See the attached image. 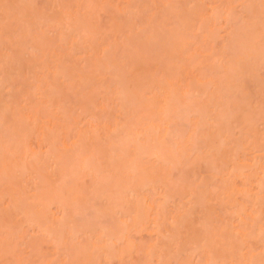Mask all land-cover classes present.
Segmentation results:
<instances>
[{"label":"rangeland","instance_id":"obj_1","mask_svg":"<svg viewBox=\"0 0 264 264\" xmlns=\"http://www.w3.org/2000/svg\"><path fill=\"white\" fill-rule=\"evenodd\" d=\"M0 1H1V0H0ZM10 1H11V6H12V7L10 6V7H11L10 9H12V11H11V10H8V11L11 12V13L9 12L10 15L7 14L8 12L6 11L8 8L4 9V11H5V13H4V12H2V11H3V9H2L3 6L1 7V5H0V7H1V9H2V11L0 12V19H1V20H0V27H2V26H5V27H6V26H7V28H5V31H4V29H3L4 27L2 28V30H1V28H0V30L2 31V32H0V36L2 35V33H4L3 36H4L6 33H8V34H6L7 37H8V39L13 40V38H14V36H15V33H18V32L21 33V31H22L23 28H24L23 25H25L24 30H27L26 25H28V24H26L27 21H26V16H25L24 14L26 13V14L28 15V13H27L28 11L25 12V11H26L25 6H26V7H30V6H29L30 4L27 3L26 0H24V6H23L24 8L21 7L22 11H23V9H24V11H23L24 14H23L22 11H20V19H21V18H22V19L25 18L24 20H25L26 22H25V24H24V22H23V23H22V26H20V30L17 29L16 32H15V28H16V26H18V28H19V25L16 24V22H17L18 20H16V21H14L13 19L9 20L8 18H10V17H8L7 19L10 21V22H8L9 24H8L7 22L4 21V19L6 18L7 15L11 16L12 13H14V12L16 13V11H13V9H15V5H14V4H16V7H17V6H18L17 4H18L19 0H18V2H15V3H14L15 0H13V1L10 0ZM10 1H7V2H6L7 4L9 3L8 5L6 4L7 7H9V5H10ZM16 1H17V0H16ZM28 1H31V4H33V5L31 6L32 9L34 8V5H35V7H36L35 9L38 10V11H35V9H33V10L36 12V15H35V12H32L33 10L30 11L31 8L29 9V11L31 12V14L34 13V15H31V14L29 13L30 16H29V21H28V22H29V24H30V27H32L31 29H36V28L38 29V26H40L41 21L44 19V17H46V20H47V19L49 20V17H51V19L54 21V18L56 17V15L54 16V18H53L52 16H49V14H50V9H51V10L53 9V10L55 11V14H56V10H57V7H58V9L60 10V11H59L60 14H61V10L63 9L64 11H62V15H63V12L65 13L66 10H68L69 12L66 11L65 14L67 15V13H68V14L70 15V13H71V14H72V13H75V12H74L75 10H76V11H79L78 8H79V6L81 7V5H82V4H80V2H81V3L83 2L84 7H83V6L81 7L82 9H80V12H79V13H81L82 15H84V17H83L82 15H81L82 17H80V16H79L80 14H79L78 12H76L75 14H73V15H75V16H76V14H78V16L80 17L79 20L82 19V20H81L82 28L79 27V26L81 25V23H78V22H79V21H77V20H78V17H75V16H74V17H75L74 20H76L77 24H75L76 22L73 20V18H72V20H71V21H72L71 23H70L69 21H66V20L64 21V20H63V21L65 22V24H64L63 21H60V20L62 19V17L60 16L61 19L59 18V19H60L59 22H61V23L63 22L62 25H64L65 28H67V27L65 26L66 23L69 22V26H68L69 31H68V28H67V31H68V32L66 31V33L64 32V34H63V35H66V37H67V33H68V35H69V34L71 33V31H72V32L74 31L73 29H74L75 26H78V27L80 28V33H79V30L77 31V29H79V28H77V27L75 28V30H76V31H75V34H77V32L79 33L78 35L81 34V35H80V36H81L80 39H78V40H77V39H74L75 36L72 38V36H73V35L71 36L72 33L69 35V36H71V38H72L73 40H77V41L75 42L76 44H77L78 41L80 40V41H79V45H80V46H79L78 44L75 45V46H76V52H75V53L72 52V56H73V55H74V56H73V57H72V56H68V54H66L67 52L65 53V50H66V48H67V49H68L67 51H68V52H71V51L69 50L70 45H69V48H68V47H63V46H65V45L67 44V42H68V44L71 43L72 40H71V42H69V39H66L65 42L62 41V40H58L57 37L60 36V33H59V32L62 31V30H61V31L57 32V29H58L60 26L58 25L57 29H55V27H54V29L56 30V31H54V29L52 28V26H54V24H53L52 26L49 25V26H47L48 28H46L45 25H46L47 23L45 22V25H44V23H43L44 21H42V23H43L44 26H43V27L40 26V31H41V29H44V27H45V30H42V31H43V32L46 31V32L43 33V34L40 32V33H41V36H39V37H36V35H35V34H37V35L39 34V30L36 29V30H35L36 33H34V30L31 31V33H30L29 30H31V29H30V27L28 28V32H29L30 34L27 35V36H29V37L31 36V37L33 38V40L36 39L35 41H32V42L35 43V44L32 43L34 46H32V44H31V40H29V37L26 36V33H25L26 31L24 32V30H23L24 33H21V35H22V34H23V35L25 34L23 40L25 39V37L28 38V39H27V40H29V41H28V44H26V43H27V40H26V41H23V40H22L23 43L25 42V43H24V44H25L24 46L22 45L23 43H22L21 41H19L18 43L16 42V38H18V37L20 38V36H21L20 34H19L20 36H19L18 34H16V36H15V38H14V39H15V40H14L15 43H13V44L11 43V44L9 45V43L12 42V41L10 40V42H8V43L5 41L2 45L0 44V45H1V46H0V52H1V53H4V54L7 55V56H8V55L10 56V55L14 54V56L12 55V57H11V56H10V57L13 58V59H12L13 61H15V59H16V60H17L16 62H17V63H18V62L20 63V65L18 64V65L20 66V67H19L18 65L15 64L16 62H14L13 65H16V66H15V70H16V69L18 70V68H19V70H20V68H21V71L18 72V73H20V74H17V72H16V74H14V73H15V71L13 70L14 68L11 67V66H13V65H11V66L9 65V69L6 68L5 65H4V67H5L6 69H8V71H9V70H13L12 72L10 71L11 74H8V75H10V76L12 75L13 78H11V79H13V82H12V81H9L10 83H6L3 79L1 80L2 77H0V80H1L0 82L4 81L5 84H7V86H9L8 84H10V87H11V82H12L13 85H12V88L6 86L7 88L4 89V88L1 86V85H3V83L0 84V95H1V99L4 100V101L6 100V104L8 103V99H9V101H12V100H13L12 103H11V105L14 106V103H16V106H14V107L17 108L20 102H21V103L24 102V104H26L25 100L28 98V99H27V100H28V102H27L28 105L30 106V105L32 104V107L34 106L35 109H36L37 111L40 110V111H41V114L43 113V111L46 110V112H44L42 115L45 114L46 116H48L47 118H49L50 120L53 119V118H55V116H54V117L52 116L53 118L49 117V116H51V114L53 113V110H54V113H55V110H57V109H55V108H57V107H59V106L62 107V105H57V103H59V104H60V102H61V104L65 103L66 106L63 104L62 109H63V111H65L66 113L63 112V113H64V114H63L62 111H61V112L58 111V112H59L58 114H60V116H61L64 120H66V119H69V120H66V121L63 120L65 123H64L63 121L61 122V126H63V125L65 124L63 127L60 128V125H59V124H58V126H59L60 129H62V130L64 131V135H65V132H67L66 136H68V138H70V136L68 135V132H69V131H72V133H71L70 135H71V138H73V137L75 136V135H73V137H72V134H73L74 130H75V132H77L76 130H77V128L79 127V123H78V124H71V123L73 122L72 120H73L74 118L76 119V122H78L77 120L80 119L79 121L82 122V125H81V126H83V127H84L83 124L85 123L86 120H87V121H88V120L91 121V123H89V127H90L91 125H93V124H94V126H96L97 124L100 125V123H103V122H104V123L107 122L109 125L107 126V125H106L107 123H106L105 126H106V127H109V126L112 124V121H114L115 119H116L115 122L117 123V120H119V119H117L118 116H119V115H117V114H120V113H121V112L119 113V111L121 110V108H119V107H120L119 105H120V103H121V106H122V101L120 100V103L117 102V103H119V104H113L114 102L116 103V101H118V99H117V100L114 99L115 101L113 102V98H114V97L112 98V95H111V98H112V99H109V98H108V97L110 96V94H109V96L107 97V94H108L110 91H111V93H112V92L114 91V89L116 90V85L113 86L112 83H113L114 79L117 78V76H119V77L117 78V81H116V79H115V82H118V83H119V80H120V82L122 81V83H123L124 80H121V79H123V77L125 78V76H126L127 80L129 79V81H131V79H132L133 77H135L137 80H135L134 83H135V82L140 83V82H138V80L141 79V78H143V80H142L141 82L146 83V82L144 81V80H145L144 78H146V76H148V77H150V78L152 79L151 82H153V83L156 82V83H154L153 85H156V87H158V86H159L158 83H159L160 81H161V83L164 81V80L162 81V79H167V78H168L167 80H170L171 77H169L168 72H169V73L171 72L170 75H171V76L173 75L174 78H175V81H174V78H173V77L171 78V79L174 81V82H172V84L175 86V83H176V80H177L178 82L180 81V82H179L180 85H182L183 88H184L185 85H183V81H186L187 79H190V78H191V76H189L190 74H189V73H188V74L186 73V72H187V67H188L189 65H191V66H189L190 68L188 69L189 72L193 73V72L195 71L194 75H196V72H197V75L195 76V79H197V77L200 76V75H201L200 78H203V77L205 76V77H204V81L201 80V79H199V77H198V79L203 83V84L201 83L203 86H202V85H201V86H196V84H193V85H195V87L197 88V92H198V88H199V89H200V88H203V89H202L203 91H201V89L199 90V91H201V92H200L201 94H203V92L206 91V92H205V93H206V96L203 94V95H204V98L201 99V100H202V106H201V107H200V105L198 106L199 108H202L203 105H204V106H205L204 109L202 108L204 112H201V109H199V110H200L199 113H203V115H204L205 113L208 112V114H205V115H209V111L211 110V108H214V107L211 106V105H212V103H211V102H212L211 99H212V98H213V99L216 98V100H217V97H219V95H221V93H223V94H225V95L223 96V94H222V95L219 97L218 100H219V101H223V102L220 103L218 100L215 102V99H214V103H213L214 105H216L215 103L219 102V106H221V107H222V104H223V103H225V105H228V107L225 106V105H223V108H225V109H222L221 112L224 110V111H226V112H229V113L233 116V115H234L233 112L237 110V105H240V106L242 107V108H241L240 106H238V109H239L238 116L240 117V118H239V117H238V118H239L240 122H241V119H242V120H243L242 122H245V123H242V125H241L240 122H239L240 126H238V127H237V126L235 127L236 123L234 122L235 120L237 121L238 118L235 119V116H234V119H235V120H232L233 117L231 116V117H232V119H231L232 121H229V120H230V118H229L230 116L228 117L229 120H227L228 118H227V116L225 115V114H227V113H225V112L223 111V112H224L223 115L226 116V117H224L223 115H222V116H223L224 118H226L227 121H229L228 124H229V123L232 124V126H233V127H232L230 124L228 125V124L226 123L227 121L225 122V121L222 120V117L219 116V115H221L220 112H219V114L217 113V109H218V108H215L217 114L215 113L216 115H214V118H219V117H220L221 120L223 121L222 124H224V125H228V126H229V128H228L227 126H226V128H227V130L229 129V131H230L231 133H230L229 131H227V134H230V135H228V137H229V138L231 137L230 139H233V141H234L233 145H234L235 143H237V144H235L236 147H238V146L240 145V142H241V141L238 142L237 139L241 140V139H240V136H241L242 133L244 134V132H242V129L240 130V128H243V127L245 126V124H246V126H245L244 128H247V129H244V130H245V133H246V130H248V131L250 130V129H248L249 124H251V125H250L251 127H250V126H249V127H250V128H253V130H252L253 132H254V126H255V129H258V127H260V125L264 126V125H263L264 121H262V119H264V115H263V111H264V94H263V93H264V91H263V90H264V89H263V88H264V85H263V84H264V57L261 56L263 61L261 60V57H260L261 52H262L261 50L264 49V42H263V40H262V39H264V33H262V32H264V31H263V29L261 28V27L263 26L264 23L262 22V23H263V24H262V23L260 22V23H261V26H260L259 28L262 29V32L258 33V35L256 34V33H257L256 30H258L259 28L255 30L256 33L254 32V30H253V28H252V25H253L255 22H256V23H255L256 25H260V24L258 23V22H259L258 19H256V18H257L256 16L259 15L260 11L262 10L261 8H263V7H260V11H259V8H258L259 6L257 7V8H258V12H259V13H257L258 15L255 14L256 11H255V13L253 12V10L251 11V13L249 12V10H251V9H249V8H250L249 5L251 4V6H252V4H253V5L256 4V3H254V2H257V0H256V1L254 0V2H252V3L249 2V0H247V1L245 0L246 2H245L244 0H241V2L243 1V2L241 3L242 5L244 4V2H245V4H247V2H249L250 4H247L249 8H244V7H243V8H240L241 5H239V6L237 5L236 8L234 7L235 9L233 8L232 11H233V13H234V10H235V13H236V14L234 13V15H233V13H231L232 18L229 17V21L227 22L226 26H224V25H219V26L222 27V29L220 28L221 31H220V29H219V30L216 29V28H217V24H218L219 19H218V21H216V19H215V20L213 21V23H212L213 27H214V26L216 27V28L214 27L216 31H215V30H212L213 27L211 28V24L207 25L206 28L208 27V29H206V28H205V24H206V22H209V21H210V20H209V18H210L209 16H212V14L209 15V14L211 13V11H210V7H209V6L213 7V6L215 5L214 7H217L218 9L222 8V9L224 10L225 6H224V8H223V3H224V1L222 2V0H219V1H221L222 4L219 3L218 0H216V2L218 1L217 3H215V0H211V1H209V2H208V0H173V1H172V0H168V1H167V0H161V1H159V0H154V1H153V0H146L147 7H148V8L146 7V4H145V6L143 5L144 2L142 1V5H143L145 8H139V9L142 10L143 12H142V11L140 12V10H138V12L143 13V14H140V13L138 14V12L135 11V10H137V9H134L133 11L136 12V16H135L136 18L134 17V18H135V19H134V18L131 16L132 18H131V20H130V18H129V17H130V16H129L130 14L128 15V14L125 13L126 15H128V16H127L128 19H125L126 15L123 16L125 20L122 21V23H121V25H120L121 28L117 27V24H118L119 22L116 21L117 18H114V16H115L116 13H118V12H116L115 15H114V13H113V14L109 13L110 10H108V8H107V10H106V8H105V6L107 5V0L105 1V4H106V5L103 4L104 2L101 3L102 0H101V1L99 0L100 2H99L98 0H96V3H97L98 5L101 3L100 5H101V6L103 5L104 9H103L102 7H100V9L97 8L98 6L96 7V4H95V6H94V4H92L90 0H80V1L78 0V1H79V3H78V8L75 7V6H76V3H77L76 0H75V4H74V2H73L74 0H73V1H72V0L70 1V2H73V4L70 3L69 0H37V1H36V0H35V1H34V0H28ZM33 1H34L35 3H34ZM46 1H47V2H46ZM64 1H65V2H64ZM87 1H88V2L90 1V2L88 3ZM109 1H110L109 9H111V10H112L113 8L116 7V4H115L116 1H117V4L119 3L118 0H114V2H112V0H108V3H109ZM120 1H121V0H120ZM130 1H132V0H130ZM130 1H127V0H126L127 3H130ZM134 1H137V0H133V3H134ZM204 1H205V4H204ZM229 1H231V0H229ZM233 1H234V0H232L231 2H233ZM252 1H253V0H252ZM20 2H21V1H20ZM36 2H37V3H36ZM38 2H39V3H38ZM66 2H67V3H66ZM111 2L114 3L115 7H114V6H113V7L111 6V4H112ZM122 2L124 3L125 0L122 1ZM152 2H153V3H152ZM154 2H155V3H154ZM212 2L214 3V4H212L213 6L211 5ZM237 2H240V0L234 1L233 3H230V4H232V5H230V4H229V5H230L231 7H232L233 5L235 6V4H236ZM0 3H1V2H0ZM2 3H3V2H2ZM2 3H1V4H2ZM12 3H14V4H12ZM60 3H61V4H60ZM127 3H125V5H127ZM133 3H132V2L130 3L132 7L134 6ZM137 3H138V4H137V7H138V5H140V3H141V0H140V3H139L138 1H137ZM150 3L152 4L151 6H150ZM169 3H170L171 5H170ZM172 3H175V4L173 5ZM191 3H192V4H191ZM218 3L222 5V6H220V8H219V6H218ZM225 3H226V0H225ZM225 3H224V4H225ZM227 3H228V2H227ZM227 3H226V4H227ZM258 3H259V2H258ZM38 4H40V5H38ZM43 4H44V5H43ZM69 4H70V5H69ZM153 4H154V5H153ZM156 4H157V5H156ZM164 4H165V5H164ZM202 4H203V5H202ZM237 4H239V3H237ZM261 4H262V3H261ZM3 5H4V3H3ZM68 5H69V7H70V10H71V7H72V9H73L74 11H73V10L70 11ZM72 5H73V6H72ZM89 5H90V7H89ZM100 5H99V6H100ZM123 5H124V4H123ZM123 5L121 4V6H123ZM125 5H124V7L121 8V7H120V3H119V6H117L116 8H118V9L121 10V11H123V8H125ZM142 5H141L140 7H142ZM168 5H170L172 8H171L170 6H168ZM216 5H217V6H216ZM227 5H228V4H227ZM227 5H226V8H225V11H226V9L229 8V6L227 7ZM259 5H260V4H259ZM263 5H264V3H263ZM39 6H41L42 8H41V7L39 8ZM51 6H52V7H51ZM91 6H92V7H91ZM110 6H111V7H110ZM127 6L129 7V4H128ZM156 6H157V7H156ZM180 6H181V8H182L183 11L181 10ZM185 6H186V7H185ZM207 6H208V8H207ZM243 6L246 7V5H243ZM61 7H62V8H61ZM67 7H68V8H67ZM93 7H96V10H95V8H93ZM119 7H120V8H119ZM134 7H135V6H134ZM150 7H151V8H150ZM158 7H159V8H158ZM167 7L169 8V10H168ZM197 7H198V8H197ZM214 7H213V8H214ZM44 8H45V9H44ZM86 8H88V9H86ZM92 8H93V9H92ZM175 8H177L178 10L175 9ZM188 8H189V9H188ZM238 8H239V9H238ZM251 8H253V7H251ZM18 9H20L19 6H18ZM40 9H41V10H40ZM83 9H84L85 11H84ZM118 9H117V10H118ZM126 9H127V7H126ZM126 9L124 10V12L126 11ZM143 9H145V10H143ZM149 9L151 10L152 13L150 12ZM154 9H155V10H154ZM162 9H163L164 11H163ZM190 9H191V10H190ZM200 9L203 10V14L206 13V12H207L206 10L209 9V10H208L209 13L207 12L208 15L206 14L207 17H208V18H207V21H203V20H205L204 17L206 18V16L204 15V17H201L203 14L201 15L202 10H200ZM222 9L219 11V12H220V15H221V11H223ZM242 9H243V10H242ZM254 9H255V6H254ZM263 9H264V8H263ZM16 10H17V8H16ZM27 10H28V8H27ZM53 10H52V11H53ZM81 10H82V12H81ZM91 10H92V11H91ZM117 10L114 9V12L117 11ZM131 10H132V9H131ZM148 10H149V11H148ZM159 10H160V11H159ZM167 10H168V13L166 12ZM176 10H177V11H176ZM195 10H196V11H195ZM44 11H45V12H44ZM83 11H84V12H83ZM104 11H105V12H104ZM106 11H107V13H106ZM154 11H155V12H154ZM205 11H206V12H205ZM6 12H7V13H6ZM18 12H19V11H18ZM18 12H17V13H18ZM38 12H41L42 15H43V17L40 18V19H42V20L39 22L40 24H39L37 27H33V23L36 25L37 21L40 20V19H38L40 15H39V14L37 15ZM47 12H48V13H47ZM88 12H89V13H88ZM144 12H145V13H144ZM146 12H147V13H146ZM158 12H159V13H158ZM164 12H165V13H164ZM170 12H171V13H170ZM178 12H179V13H178ZM195 12H196L197 14H198V12H200V13L198 14L199 17H198V15H197V16L195 15ZM217 12H218V10H217ZM262 12H263V10H262ZM262 12H261V15L264 16V13H262ZM2 13H3V15H5V14H7V15H5V18L3 19V21H4L6 24L1 26V24H2V23H1V22H2V18H1V17H2ZM15 13H14V14H15ZM17 13H16L15 16L18 17L19 13H18V15H17ZM21 13L23 14L24 17H21ZM51 13H52V12H51ZM98 13H100V14H98ZM102 13H103V14H102ZM108 13H109V14H108ZM154 13H155V16H154ZM172 13H173V14H172ZM176 13H177L178 15H177ZM182 13H183V14H182ZM222 13H223V12H222ZM252 13H253V14H252ZM45 14H46V15L48 14L47 16H49V17L44 16ZM52 14H54V13H52ZM52 14H51V15H52ZM86 14H87V15H86ZM88 14H89V15H88ZM90 14H91V15H90ZM94 14H95V15H94ZM110 14H111L112 16H111ZM118 14H119V13H118ZM118 14H117V15H118ZM132 14H133V13H132ZM134 14H135V13H134ZM151 14H152V17H154L153 20H152V24H151V19H150V22H149V18H151V17H150ZM171 14H172V16H171ZM175 14H176V18H175ZM213 14L215 15L216 12H214ZM251 14H252L253 16H252ZM12 15H13V14H12ZM57 15L59 16V13H58V12H57ZM66 15H64V16H66ZM69 15H67L68 17L66 16L65 18H66V19H69ZM103 15H104V16H103ZM106 15H107V16H106ZM108 15H109V17H108ZM117 15H116V17H117ZM119 15H123V14L121 13V14H119ZM157 15H158V16H157ZM180 15H181V17H180ZM216 15H217V16H213V17H214V18H215V17L218 18L219 15H218V14H216ZM222 15H223V14H222ZM244 15H245V16H244ZM246 15H247V16H246ZM249 15H250V17H249ZM31 16H32L33 18L36 17V18L34 19V21H35L36 19H38V20L36 21V23H35L34 21H32L33 19L30 18ZM37 16H38V17H37ZM93 16H94V17H93ZM147 16H149V17L147 18ZM183 16H185V18H184ZM187 16H188L189 18H186ZM193 16H194L195 18H193ZM233 16H235V17H234V20H233ZM259 16H260V15H259ZM262 16H261V17H262ZM11 17H12V16H11ZM112 17H113V19L116 21L115 24H114V21H110V20H113ZM118 17H119V16H118ZM120 17H121V16H120ZM143 17H144V18H143ZM156 17H157V19H156ZM159 17H162V18H159ZM179 17H180V18H179ZM182 17H183L184 19H186V20L184 21ZM190 17H192V18H190ZM196 17L199 18V21H198V19H197ZM221 17H223V16H221ZM240 17H241V18H240ZM248 17H249V18H248ZM255 17H256V18H255ZM261 17H260V18H261ZM15 18H16V17H15ZM15 18H14V19H15ZM84 18H85V19H84ZM95 18H96V19H95ZM98 18H99V19H98ZM110 18H111V19H110ZM172 18H174L175 20L172 19ZM230 18H231V21H230ZM253 18H255L256 21H255V19H253ZM258 18H259V17H258ZM262 18H264V17H262ZM262 18H261L260 20H263ZM18 19H19V18H18ZM20 19H19V20H20ZM30 19H31V22H30ZM63 19H64V18H63ZM70 19H71V16H70ZM93 19H94V20H93ZM120 19H121V18H120ZM132 19H133V24H132V26H131V27H133L132 29H134V27H135V28L137 27V28H136V31L133 30V31H135V32H133V31L130 32V31H129V29L131 30V27H130L129 29L127 28L129 25H131V24H129V21H132ZM192 19H193V20H192ZM195 19H196V20H195ZM200 19H202V20H200ZM247 19H248V21H247ZM252 19H253L254 21H251ZM27 20H28V19H27ZM55 20H56V19H55ZM95 20H96V21H95ZM98 20H99V21H98ZM145 20H147V21H145ZM166 20H167V24H166ZM190 20H191V21H190ZM194 20H195V21H194ZM235 20H236V23H235ZM6 21H7V20H6ZM21 21H23V20H21ZM21 21H19V23H21ZM57 21H58V20H57ZM73 21H74L75 23H73ZM82 21H83V22H82ZM84 21H86V23H85ZM119 21H120V20H119ZM155 21H156V22H155ZM157 21H158V23H157ZM182 21H183V23H182ZM211 21H212V19H211ZM211 21H210V23H211ZM237 21H238V22H237ZM14 22H15V23H14ZM54 22H55V21H54ZM95 22H96V25H95ZM107 22H108V23H107ZM144 22H145V23H144ZM169 22H170V23H169ZM194 22H195V23H194ZM203 22H205V24H204L203 27H201V26L203 25V24L201 25V23H203ZM216 22H217V24H216ZM219 22H221L220 24H222V23L224 22V20L221 19ZM229 22H230V23H229ZM239 22H240V23H243V24H246V23H247V24L252 23V24H251L250 26H249V25H248V26H247V25H243V28H241L242 24H240ZM245 22H246V23H245ZM253 22H254V23H253ZM19 23H18V24H19ZM52 23H53V22H52ZM72 23L74 24V27H71V26H73ZM87 23H88V24H87ZM109 23H110V24H109ZM116 23H117V24H116ZM131 23H132V22H131ZM136 23H137V25H136ZM153 23H154V24H153ZM181 23H182V24H181ZM184 23H187L186 26H185ZM190 23H191V24H190ZM192 23H194V25H193ZM197 23H198V24L200 23V24L197 25ZM225 23H226V21H225ZM238 23H239V24H238ZM7 24H8V25H7ZM12 24H15L16 26L14 27ZM31 24H32V25H31ZM48 24H50V22H49ZM48 24H47V25H48ZM59 24H60V23H59ZM70 24H71V26H70ZM93 24H94V25H93ZM105 24H106V25H105ZM111 24H112V25H111ZM113 24H114V25H113ZM119 24H120V23H119ZM119 24H118V25H119ZM123 24H124V27L122 26ZM128 24H129V25H128ZM149 24H150V25H149ZM157 24H158V25H157ZM169 24H170V25H169ZM183 24H184V27H186V28L183 27ZM188 24H189L190 27L187 26ZM223 24H224V23H223ZM233 24H234V25H233ZM255 24H254L253 27H255V28L258 27V26H256ZM67 25H68V24H67ZM84 25H85V26H84ZM89 25H90V26H89ZM102 25H103V26H102ZM134 25H135V26H134ZM154 25H155V26H154ZM178 25H180V26H178ZM232 25H233V26H232ZM239 25H241V26H239ZM104 26H105V27H104ZM109 26H110V27H109ZM114 26H116L115 28H117V30H115ZM139 26H143V27L141 28V27H139ZM191 26H192V27H191ZM198 26H199V27H198ZM209 26H210V27H209ZM219 26H218V28H219ZM229 26H230V27H229ZM238 26H239V28H238ZM244 26H245V27H244ZM246 26H247V27H246ZM8 27H10V28H8ZM12 27H13V28H12ZM21 27H23V28L21 29ZM27 27H28V26H27ZM49 27H51V28L49 29ZM61 27H62V26H61ZM61 27H60V29H61ZM102 27H103V28H102ZM144 27H146V28H144ZM149 27H151V28H149ZM153 27H154V30H153ZM160 27H161V28H160ZM173 27H174V28H173ZM232 27H233V28H232ZM263 27H264V26H263ZM85 28H86V30H85ZM88 28H89V29H88ZM91 28H92V29H91ZM113 28H114V29H113ZM122 28H124L123 31H122ZM148 28H149V29H148ZM156 28H157V29H156ZM204 28H205L206 30H209V29H210L211 31H206ZM223 28H224V29H223ZM234 28H235L236 30H233ZM250 28H252V29H250ZM255 28H254V29H255ZM6 29H8V31H9V29H10V33H9V32H6V31H7ZM46 29H49V31L46 30ZM51 29H52V30H51ZM70 29H71V31H70ZM83 29H84V32H83ZM87 29H88V31H89V30H91V31L88 32ZM120 29H121V31H120ZM144 29L146 30L147 34L144 33ZM173 29H174V30H173ZM198 29H199V30H198ZM249 29H250V31H253V32L255 33V34H253L254 37H255V35H257V36H256V38H257V41H256V42H258V43L256 44L257 46H256V47H253V48H254V49H255V48H256V49L259 48V50L261 49V50L259 51V52H260V55H259L260 60H259V61L257 60L258 57H255V55H252L253 53H252V51H251V49H250V47H249V46H252V45L249 44L250 41L248 42V41L244 38L245 35H246L245 31L248 30V31H246V32L249 33ZM261 29H260V31H261ZM18 30H19V31H18ZM65 30H66V29H65ZM81 30H82V31H81ZM113 30H115V31H113ZM137 30H138V32H137ZM186 30H187V31H186ZM200 30H201V31H200ZM229 30H230V31H229ZM3 31H4V32H3ZM11 31H12V32H11ZM13 31H14V32H13ZM50 31H51V32H50ZM117 31H119V32H117ZM126 31H127V32H126ZM128 31H129V32H128ZM178 31H179V32H178ZM182 31H183V32H182ZM204 31H205L206 33H205ZM227 31H228V34H227ZM235 31H237V33H236ZM240 31H241V32H240ZM28 32H27V33H28ZM85 32H87V33H85ZM120 32H121V33L123 32V33L121 34ZM142 32H143V33H142ZM152 32H153V33H152ZM161 32H162V33L164 32V33L162 34ZM169 32H170V34H169ZM212 32H213L214 34H212ZM238 32H239L240 34H242L243 36L240 35ZM243 32L245 33V35L243 34ZM258 32H259V31H258ZM58 33H59V35H58ZM96 33H97V34H96ZM128 33H129L131 36H130ZM131 33H132L134 36H135V35H137V36L134 37V36H132ZM150 33H151V35H149ZM154 33H155V34H154ZM156 33H157V35L159 36V37H157V38H156V36H157ZM165 33H166V34H165ZM204 33H205V34H204ZM232 33H233V34H232ZM55 34H57V36H56ZM141 34H142L143 36H142ZM202 34H203V35H202ZM230 34H231V35H230ZM249 34H250V33H249ZM249 34H248V36H249ZM259 34L262 36V38H260V35H259ZM10 35H12V36H10ZM13 35H14V36H13ZM39 35H40V34H39ZM42 35H43V36H42ZM61 35H62V34H61ZM107 35H108V36H107ZM119 35H120V37H119ZM145 35H147V39H148V40L146 39V36H145ZM154 35H155V36H154ZM168 35H169V36H168ZM172 35H173V37H176V38H173ZM234 35L237 36V39L234 37ZM3 36L1 37V40H2ZM9 36H10V37H9ZM87 36L90 37V39H89ZM117 36H118V37H117ZM138 36H140L141 38H140V37L137 38ZM150 36H151V38H150ZM162 36H163V37H162ZM164 36H165V37H164ZM190 36H191V37H190ZM200 36H201V38H200ZM205 36H206L207 38H205ZM213 36H214V37H213ZM251 36H252V35H251ZM258 36H259V38H258ZM4 37L6 38V36H4ZM66 37H64V39H65ZM91 37H93V38H91ZM109 37H110V38H109ZM112 37H113V38H112ZM130 37H132V39H130ZM154 37H155V39H156L157 41H155ZM168 37H169V39H168ZM170 37L172 38V40H171ZM225 37H226V38H225ZM252 37H253V36H252ZM19 38H18V39H19ZM59 38H60V37H59ZM76 38H77V35H76ZM81 38H82V40H85V41H84L85 44L82 42ZM108 38H109V40H108ZM123 38H124V39H123ZM161 38H162V39L167 38V39L162 40ZM208 38H209V40H207ZM212 38H214V39L212 40ZM232 38H233V39H232ZM241 38H242V40H243V38H244L247 42L245 41V43H242ZM248 38H249V37H248ZM18 39H17V40H18ZM21 39H22V38H21ZM38 39H39L40 41H39ZM60 39H62V38H60ZM103 39H104V40L106 39V40L104 41ZM111 39H112V40H111ZM114 39H116V40H114ZM129 39H130V40H129ZM143 39H144V40L146 39V43L144 42ZM150 39H151L152 41H151ZM178 39H179V41H180L181 44H178V43H179V41H177ZM186 39H187V40H186ZM204 39H205V43L203 42ZM215 39H216V40H215ZM226 39H227L228 41H227ZM253 39H254V38H253ZM253 39H251V40H253ZM258 39H260V40H258ZM1 40H0V42H1ZM3 40H4V39H3ZM19 40H20V39H19ZM56 40H57V41H56ZM67 40H68V41H67ZM89 40H90V41H89ZM92 40H93V42H92ZM97 40H98V44H99V41H101L100 43H102V41H103L102 44H103L104 46H102V44H100L99 48H104L105 46L109 48V49H108V48L105 47L106 49H108V51H107V54H108V55H106V57H108V58H104V60H103L102 56H103V57L105 56V54H106L105 51L100 50V52H99V49H98V53H101V51H102V53H103L102 56H101V54H99V55L101 56L100 58L97 57V56H94V53L97 51L96 47H95V50H96V51L93 50L94 47H93L92 49H90L89 51H86V49H87L86 47H88V45H90V47H92L94 44L97 45V44L94 42V41L97 42ZM110 40H111V41H110ZM122 40H123V42H121ZM124 40H125V42H124ZM131 40H133V43H132V44L130 43V42H132ZM136 40H139V41H137V43H136ZM200 40H202V41H200ZM234 40H235L236 42H234ZM237 40L239 41V43H238ZM255 40H256V39H254V42H255ZM8 41H9V40H8ZM14 41H13V42H14ZM36 41H37V42H36ZM60 41H61V44H59ZM115 41H116V42H115ZM129 41H130V42H129ZM140 41H142V42H141L142 44H139ZM166 41H167V43H166ZM168 41H169V43H168ZM173 41H175V43H173ZM219 41H220V43H219ZM232 41H233V42H232ZM243 41H244V40H243ZM62 42H64L65 44H63ZM107 42H108V43H107ZM111 42H112V43H111ZM147 42H148L149 44H148ZM150 42H152V43L150 44ZM155 42H156V43H155ZM163 42H164V43H163ZM176 42H177L178 45L176 44ZM211 42H212V43H211ZM217 42H218V43H217ZM229 42H230V43H229ZM261 42H263V43H261ZM1 43H2V42H1ZM37 43H38V44H37ZM42 43H43V44H42ZM72 43H73V42H72ZM80 43H81V44H80ZM82 43H83V44H82ZM87 43H88V44H87ZM90 43H91V44H90ZM115 43L118 44L120 48L118 47V45L116 46ZM154 43H155V44H154ZM157 43H158L159 45H158ZM170 43H171V44L173 43L174 46H177V47H178V50L176 51V50L174 49L175 51H173V47H174V46H173V44H172V46H171ZM209 43H210V44H209ZM223 43H224V44H223ZM247 43H248L249 45H248V47H246V48H247V49L249 48L250 51H251V53H250V54L248 53V52H249V51H248L249 49L246 50L247 52H244V53H245V54L248 53L247 56H248V55H251V57H253V59L255 58V59L257 60V63H255V60H254V62H253V61H251L252 58H249V56L247 57L248 59H250V62H251V63L253 62L254 65L257 64V66L255 65L257 68H254V67H253V64H252V68L254 69V70L252 69L253 72H252V70H250L252 75H251V74L249 75L250 71H249V73L247 72V71H248L247 67H245V66H244V67H243V66L241 67V66H240V67H241V68H240V67L238 66V65L240 64V63H239V64H237V67H239V68L236 69V66L234 65V63H233V64L229 63V62H232V59H229V60H231V61L228 60V62H227V61H226V57H225L226 54H228L229 56L231 55V52H230L231 50L236 51V50H240L241 48L244 49V46H245ZM252 43H253V42H252ZM15 44H16V45L18 44L17 46H19V47H17ZM40 44H41V45H40ZM107 44H108V45L110 44V45L108 46ZM112 44H113V45H112ZM125 44H126V45H125ZM167 44H168V45H167ZM197 44H198V45H197ZM225 44H226V45H225ZM233 44H235V46H236L235 48L238 47L236 50H235V48L233 47V46H234ZM242 44H243L244 46H243ZM254 44H255V43H253V45H254ZM11 45H12V46H11ZM42 45H43L44 48L42 47ZM62 45H63V46H62ZM81 45H82V48H83L84 45H86V46H84V48L82 49V48H81ZM114 45H115L116 47H114ZM128 45H130V47H132L133 50H132ZM146 45H147V46H146ZM148 45H149V46H148ZM189 45H190V46H189ZM192 45H193V47H192ZM208 45H210V46H208ZM222 45H224V48H223ZM229 45H232V46H231L232 49H231V47H230L231 50L228 51V50H226V49H229V48H228ZM239 45H240V46H243V47H240ZM20 46H23V49H22V50H23L24 53H22V50H21ZM25 46H27V47H25ZM30 46L34 47V48H32L33 51H31V49H30L31 47H30ZM39 46H40L41 50H43V52H44L45 50L47 51L48 48H49V50H52V51H53V52L51 51L52 53L50 52L51 54L48 53L49 50H48L47 53H43V52H41L42 54H45V55H46V54H47V55L50 54L49 57L46 55L45 58L48 57V58H47V59H48V63H47V60H46V63L48 64V67L50 66V68L52 67V69H53V65H56V63L59 62V61H57V59H56L57 62H56V63H53V61H52L53 59H52V58H51L52 60L49 59V58L52 56V54H53L56 50H58V52L56 51V52H55V55L58 56V53H61V54H59V56H58L57 58H59V57L62 58L61 55H62L63 53H65L64 55H66L65 58H64V56H63L64 59L68 58L69 60H75V59H77V57H78V60H79L80 57H81L80 62H78V60H77V63H75V61H74V63L76 64V66L74 65V63H72V64H73V68H72V69L75 68V71L73 70L75 73H73V72H72V73H73V75H76V74H77V76L84 75L85 73H86V74H89V75H88V78H87V77L85 78V76L81 77V78H82L81 80H82L83 82L85 81L84 83L81 82L82 85H83V87H82V86L79 87V86L81 85V83H77L78 89H77V88L75 89L76 85H75V87H74V89H73V85L76 84V82H79V80L76 81V80H75L76 78H73L74 83H72L71 78L73 77V75L71 74L72 77L69 78V76H70L69 74H70V73H68V78H69V80H70V82H71L72 84L67 83V82H69V80H68V78H65L64 76L67 77V71L70 72V70H69L68 68L71 67V63L68 62V59H67V61H66V64H68L70 67H67L68 65H66V64H65L66 66L64 67L63 64L61 63V65L63 66V68L67 69V70L64 69L63 72H65V71H66V72H65L64 74L62 73L63 75L61 74V71L58 70V73H57V71H54V69H53L54 73L56 72L57 75H59V73H60V75L57 76L58 78H56V79H55V77L52 75L51 72H50L51 74H50V73H46L47 70H46V72H44L43 69H42V70L40 69V66H42V64H41V65H38V66H39V67H38L39 69H37V68L35 69V67L33 68V65H34V64H33L32 62L35 61L34 56L36 57V55L38 54V59L40 58V56H43L42 54L40 55V53H38V52L36 53V52H35V49H39ZM66 46H67V45H66ZM72 46L75 47V46H74V43H73ZM101 46H102V47H101ZM112 46H113L114 48H113ZM144 46H145L146 48H145ZM157 46H158V47H157ZM180 46H181V48H179ZM182 46H183V47H182ZM201 46H202V47H201ZM205 46H206V47H205ZM207 46H208V47H207ZM254 46H255V45H254ZM6 47H7V48H6ZM11 47H12V48H11ZM14 47H15V48H14ZM24 47H25V48H24ZM57 47H58V48H57ZM61 47H62V50L64 51L63 53H62V51L60 52ZM77 47H78V48H77ZM90 47H88V48H90ZM110 47H112V48H110ZM143 47H144L145 49H144ZM149 47H150V48H149ZM168 47H169V48H168ZM177 47H176V49H177ZM198 47H200L201 49L199 50ZM26 48H27V49H26ZM46 48H47V49H46ZM54 48H55V50H53ZM63 48H65V49H63ZM71 48H72V47H71ZM79 48H80V52H79ZM85 48H86V49H85ZM129 48H130L131 50H130ZM153 48H154L155 50H154ZM163 48H164V49H163ZM194 48H195V49H194ZM202 48L204 49V51H203L204 53H206V50H207V52H208L209 50H211L210 52H211V54L213 53V55H211L212 57H210V58H214V57L217 56V58L222 59V58H220V57H223V54H222V55H221V53H218V54H217V52L227 51V52H225V55H224L225 60H222V61H224V62H222V61L220 60V61L222 62V63H221V62L219 61V62L222 64V65H221V64L219 63L220 66H221V67L219 66V67L221 68V71L216 70L217 67H218V66H217V64H218L217 59H215V60H216V69H211V68H215V66H213V65L210 64V63H211L210 61H212L213 59L210 60V61H206V62H205L206 58L204 59V58H203L204 56L202 55L203 52L201 53V51L203 50ZM214 48H215V49H214ZM246 48H245V49H246ZM2 49H3V50H2ZM17 49H18V50H17ZM84 49H85V50H84ZM143 49H144V54L142 53L143 51H141V50H143ZM157 49H158V50H157ZM160 49H161V50H160ZM162 49H163L164 53H162V52H163ZM182 49H183V51H182ZM189 49H191V50H189ZM213 49H214V50H213ZM243 49H242V50H243ZM245 49H244V50H245ZM16 50H17V51H16ZM19 50H20V51H19ZM28 50H29V51H28ZM72 50H74V49H72ZM87 50H88V49H87ZM103 50H104V49H103ZM147 50H148L149 52H145V51H147ZM150 50H151V51H150ZM153 50H154V51H153ZM197 50H199L200 53H199V51H197ZM219 50H220V51H219ZM242 50H240V52H241ZM257 50H258V49H257ZM257 50H255V52H256ZM9 51H10V52H9ZM11 51H12V52H11ZM30 51H31V52H30ZM36 51H39V52H40V49H39V50H36ZM74 51H75V50H74ZM81 51H82V52L84 51V55H82L83 53L81 54ZM126 51H127V52H126ZM132 51H133V52H132ZM157 51H158V54L156 53ZM160 51H161V53H160ZM195 51H196L198 54H200V55H198ZM213 51H216V53H215L216 55L214 54ZM253 51H254V50H253ZM6 52H7V54H6ZM29 52H30V53H29ZM32 52H33V53H32ZM88 52H89L90 55L87 56ZM109 52H112L113 55H112V54L110 55ZM130 52H132V53L135 52V53L131 55ZM236 52H239V51H236ZM236 52H235V53H236ZM255 52H254V53H255ZM263 52H264V50H263ZM263 52H262V53H263ZM11 53H12V54H11ZM15 53L17 54V56H16ZM19 53H20V55H19ZM27 53H28V54H27ZM34 53H36V55H34ZM76 53H77V54L79 53L78 55H76L77 57L75 56ZM85 53H87V54L85 55ZM128 53H129L130 55H129ZM148 53H149V57H150V58L148 57V55L146 56V54H148ZM150 53H152L153 55L150 54ZM154 53H156V54L154 55ZM159 53H160V54H159ZM169 53H172V55L170 54V56H169ZM173 53L175 54L176 57L173 55ZM190 53H191V54H190ZM193 53L195 54V57H198L199 62H198V60H196V58L193 57ZM222 53H224V52H222ZM232 53L234 54L233 51H232ZM244 53H243V55H244ZM256 53L259 54L258 51H257ZM256 53H255V54H256ZM21 54H22V55H21ZM80 54H81V56H80ZM115 54H117V55L119 54V56L122 57V58H121L120 60H117V55H115ZM135 54H136V55H135ZM163 54H164V56H163ZM179 54H180V55H179ZM185 54H186V55H185ZM206 54H209V53H206ZM219 54H220L221 56H219ZM239 54H240V53H239ZM257 54H256V56H258ZM0 55H1V54H0ZM30 55H31V56H30ZM55 55H53V56H55ZM91 55L94 56V60H95V58L97 57V60H95V64H96V65H93V67L91 66L92 63H90V62H92V61H90V59L87 61V59H88L89 56H90L89 58H91ZM109 55H110V56H109ZM161 55H162V56H161ZM166 55H167V57H166ZM196 55H197V56H196ZM201 55H202V56H201ZM209 55H210V54H209ZM214 55H215V56H214ZM237 55H238V54H237ZM237 55H235V56H237ZM240 55H241V58L239 57V58H237V59H238V61H240V62L242 61V62H243V61L246 59V57H245V55H244V57H245V58H244V57L242 56V53H241ZM262 55H264V54H262ZM2 56H3V55H2ZM53 56H52V57H53ZM83 56H84L85 58H84ZM86 56H87V58H86ZM112 56H113V58H112ZM114 56H115V57H114ZM151 56H153L152 59H151ZM178 56H179V57L181 56V59H180V58L177 59V60H179V61L176 60V58H177ZM188 56H189V57H188ZM213 56H214V57H213ZM238 56H239V55H238ZM55 57H56V56H55ZM69 57H72L73 59H70ZM74 57H75V58H74ZM82 57H83L84 60H82ZM109 57H110V59H109ZM147 57H148V58H147ZM169 57H170V58H169ZM173 57H175V59H174ZM201 57H202L203 59H201ZM224 57H223V59H224ZM232 57H233V55H232ZM0 58H1V56H0ZM26 58H28L29 60H30V58H31L30 62H29L28 59H27L28 61H26ZM134 58H135V60H134ZM185 58H186V59H185ZM187 58H188V59L190 58V59H189L190 61H189ZM193 58H194L195 60H193ZM208 58H209V57H208ZM208 58H207V60H209ZM235 58H236V57H235ZM235 58H233V61H234V62H235V60H234ZM5 59H6V58H5ZM9 59H10V58H9ZM24 59H25V60H24ZM32 59H34V61H32ZM38 59H37V61H39V60L42 61V60H43V59H41V58H40L39 60H38ZM99 59L101 60L100 64H101L102 62H103V64H105V60L107 61V63H111V64H110V65H111V66H110V69L108 68V67H109V64H107L108 66L106 65V67L108 68V71L111 70V69H112V70H111L110 72H107V70H106L107 68H103V69H102V67H104L103 64H102L103 66L100 65L101 68H99V66H98L99 64L97 63V62L99 61ZM113 59H114V60H113ZM126 59H127V60H126ZM168 59H169V60H168ZM170 59H171V61H170ZM200 59L202 60V63H201ZM239 59H242V60H239ZM12 60H11V62H10L11 64L13 63ZM50 60H51V62L53 63V64L51 63L52 66L49 65V63H50L49 61H50ZM62 60H63V59H62ZM102 60H103V61H102ZM109 60H110L111 62H110ZM131 60H132V61H131ZM166 60H167L168 62H170V63L168 64V66H166V65H167V64H166V63H167ZM172 60H173V61H172ZM174 60H176L177 62H176V63H172V62H174ZM186 60H188V62H187ZM191 60H192V61H191ZM1 61H2V62H1ZM31 61H32V62H31ZM54 61H55V60H54ZM89 61H90V62H89ZM108 61H109V62H108ZM112 61H114V62H112ZM126 61H127V62H126ZM155 61H156V63H155ZM195 61H196V62H195ZM225 61H226V63H227V66H229V68H227V66H226V64H225ZM236 61H237V60H236ZM238 61H237V62H238ZM0 62L3 63V60L0 59ZM8 62H9V60H8L6 63H8ZM27 62H28V63H27ZM61 62H63V61H61ZM67 62H68V63H67ZM84 62H85V63L87 62L86 65H85ZM189 62H190V63H189ZM192 62H193V63H192ZM209 62H210V63H209ZM237 62H236V63H237ZM245 62H246V63H244V62H243V63L246 65L247 62H249V60H248V61L246 60ZM1 63H0V64H1ZM21 63H22V64H21ZM46 63H45V61L43 60V66H44V68H46V66H47ZM64 63H65V60H64ZM112 63H113V65H112ZM116 63H118V64H116ZM125 63H126V66L124 67L123 65H124ZM137 63H138V64H137ZM178 63H179V65H181L182 63H183V64H182L181 66H179ZM206 63H207V64L209 63V64L207 65ZM213 63L215 64L214 61H213ZM213 63H212V64H213ZM228 63H229V64H228ZM251 63H249V64H251ZM4 64H5V63H4ZM29 64H30V65H29ZM31 64H32V65H31ZM39 64H40V63H39ZM44 64H46V66H45ZM77 64H78V65H77ZM79 64H80V65L84 64L85 66L82 65L83 67H82V66L79 67V66H80ZM87 64H89V65H87ZM93 64H94V61H93ZM128 64H129L130 66H129ZM132 64H133V65H132ZM136 64H137V65H136ZM158 64H159V65H158ZM170 64H171V65H170ZM194 64H195V65H194ZM259 64H261V65H259ZM121 65H122V66H121ZM138 65H139V66H138ZM150 65H151V66H150ZM174 65H175V66H174ZM206 65H207V66H206ZM224 65H225L226 67H225ZM231 65H232V67H233V65H234V67H235V68L233 67V68L235 69V70L233 69L234 71L231 70V68H232V67H230ZM240 65H241V64H240ZM0 66H3V64H1ZM6 66H7V64H6ZM17 66H18V68H17ZM43 66H42V68H43ZM74 66H75V67H74ZM94 66H98V70L100 69L101 72H102V70H104V71L102 72L103 75H101V74H102V73H101L100 76H99V74H98L99 72H96L95 74H93V73L95 72V69H96V67H94ZM112 66H114V67H112ZM115 66H118V67L115 68ZM120 66H121V67H120ZM132 66H133V67H132ZM134 66H135V67H134ZM137 66H138V68H139L138 71H136V70L138 69ZM176 66H177V67H176ZM210 66H211V67H210ZM222 66L225 67L226 69H228V70L226 71L225 68H224V72L227 73V75L224 73L226 76H225V75H222V74H223ZM246 66H247V65H246ZM250 66H251V65H249V69H250ZM10 67H11V68H10ZM29 67H30V69H29ZM36 67H37V66H36ZM54 67H55V66H54ZM59 67H60V66H59ZM76 67L80 70L79 75H78V73H76V70H78ZM87 67H88V68H87ZM90 67H91V69H90ZM119 67L122 68V70H121ZM129 67H130L132 70L134 69L133 71H134V72L136 71V73L133 74V71H132V70L130 71ZM147 67H148V68H147ZM166 67H167V68H166ZM173 67H174V68H173ZM195 67H196V69H195ZM207 67H208V68H207ZM259 67H260V68H259ZM32 68H33V69H32ZM56 68L59 69V68H58V65L56 66ZM60 68H61V67H60ZM80 68H82V69H80ZM83 68H84V69H83ZM94 68H95V69H94ZM113 68H114V69H113ZM158 68H159V69H158ZM169 68H170V69H169ZM176 68H177V69H176ZM185 68H186V71H184ZM22 69H23V70H22ZM52 69H50V71H51ZM88 69H89V70H88ZM127 69H128V70H127ZM160 69H162V71H161ZM165 69H166V70H165ZM182 69H183V70H182ZM194 69H195V70H194ZM2 70H3V69H2ZM2 70H1V67H0V76H2L3 73L5 74V72H6V74H5L4 76H5V78L7 79L9 76L6 77V75H7V73H10V72H8V71H4V70H3V73H2ZM34 70H35L37 73H36V72H33ZM37 70H38V71H37ZM48 70H49V69H48ZM62 70H63V69H62ZM84 70H86V72H85ZM87 70H88L89 72H92L93 76L96 75V74H98V75H97L98 78H97L96 76H95L94 78H96V79H98V80L101 78V81L99 80V83H100V82H101V83L99 84L98 87H96L97 85H95V83H98L97 81H94V85H87L88 83L90 84V81H88V80L91 79V78H93V76H92V77H89V76H90V73H89V72L87 73ZM96 70H97V69H96ZM116 70H117V71H116ZM118 70H119V71H118ZM120 70H121V71H120ZM142 70H143V71H142ZM164 70H165V71H164ZM176 70H177V71H176ZM199 70H200V71H199ZM201 70H202V71H201ZM240 70H241V71H240ZM28 71H29V72H28ZM53 71H52V72H53ZM81 71H84V74H83V72H82V74H81ZM112 71H114V73H113ZM125 71H126V72H125ZM129 71H130V73L132 72V74L128 73ZM139 71L142 72V73H140V74L137 73V72H139ZM160 71H161V72H160ZM166 71H167V76L165 75V74H166ZM173 71H174V72L176 71V73H174ZM192 71H193V72H192ZM235 71H236V73H235ZM238 71H240V72H238ZM255 71H256L258 74H257ZM13 72H14V73H13ZM41 72L46 73V75L43 74V76H44V77H43L42 74H41ZM77 72H79V71H77ZM105 72H106V73H105ZM122 72H123V73L125 72L124 76L122 75ZM177 72H178V74H177ZM211 72H212V73H211ZM231 72H232V73H231ZM12 73H13L14 75H13ZM24 73H25V74H24ZM26 73H27V74H26ZM33 73H36V75H37L38 78H37L36 75L33 74ZM118 73H119V75H118ZM151 73H153L152 76H151ZM180 73H181V74H180ZM182 73H184V76L186 75L187 77L184 78V76H183ZM239 73H240V74H239ZM23 74H24V76H23ZM40 74H41V75H40ZM49 74H50V75H49ZM138 74L141 75V77H140ZM199 74H200V75H199ZM229 74H231L230 76L232 77V80L234 79L233 81L231 80L230 77L228 78V75H229ZM232 74H233L234 76H232ZM242 74H243V76H241ZM247 74H248V75H247ZM20 75H21V76H20ZM30 75H31V76H30ZM51 75L54 77V79H53V77H52ZM54 75H55V74H54ZM61 75H62V77H61ZM105 75H106V76H105ZM112 75H116V77L114 78ZM120 75H121V76H120ZM132 75H133V76H132ZM135 75H136V76H135ZM143 75H144V77H142ZM192 75H193V74H192ZM203 75H204V76H203ZM216 75H217V76H216ZM235 75H237V76H235ZM32 76H33V77H32ZM45 76H47V77H45ZM77 76H76V77H77ZM103 76H104V77H103ZM110 76H111L112 78H111ZM122 76H123V77H122ZM129 76H131V78H129ZM138 76H139L140 78H139ZM154 76L156 77V79L153 78ZM182 76H183L184 79H181V78H180V77H182ZM202 76H203V77H202ZM218 76H219V77H218ZM220 76L222 77L221 82L223 81V83H224V81L226 80V81H229L231 84H228L229 82H226V81H225V83H224L225 88H224L223 84H222L221 82H219V81H220ZM223 76H224V78H223ZM249 76H250V77H249ZM251 76H252V77H251ZM17 77H18V78L20 77V80H19ZM35 77H36V78H35ZM39 77H41V78H39ZM42 77H43V78H42ZM48 77L50 78V80H51V78H52L51 81H53V82H54V81L57 82V79L60 81L63 77L65 78V80L67 79V82H64L65 80L62 79V80H64V81L61 80V81H60V84H58V82H59V81H58L57 84L53 85V84H54V83H53L52 86L54 87V89H55V87H56L58 90H60L59 87L61 88V85L64 83V86H63V85H62V86H63L65 89H62V90H64V92H65V91L68 92V94H66V92L64 93L62 90H60V92H59V94H60L59 96H60V97H59V96H58V97H59V98L62 97V98H61V101H60V99L58 100L57 97H56L57 99H55V97H53L52 100H50V98H49V99H48V101H50V106H49V107H48L49 103L47 104V106H46V103L43 102L45 105L42 103V101H43L45 98H44L43 100H40V99H42L41 97H39L40 99L37 98V96H40V95H42V97H44V95L42 94V92H41V94L39 93L40 95H39V94L36 95L35 92L37 91V88H36V87H32V86L37 85V83H35V85H34L33 82H35L36 80L38 81L39 79H40V80L42 79V81H41L42 83L45 81V79H47L45 83H48V80H49ZM59 77H60L61 79H60ZM74 77H75V76H74ZM166 77H167V78H166ZM189 77H190V78H189ZM253 77H255L254 80H253ZM5 78H4V79H5ZM9 78H10V77H9ZM9 78H8V79H9ZM28 78H29V79H28ZM102 78H104V79H102ZM105 78H106L107 81H105ZM110 78H111V80H110ZM126 78H125V79H126ZM205 78H206V79H205ZM207 78H208V79H207ZM30 79H31V80H30ZM43 79H44V81H43ZM108 79H109V82H108ZM133 79H134V78H133ZM146 79H147V78H146ZM148 79H149V78H148ZM151 79H150V80H151ZM160 79H161V80H160ZM185 79H186V80H185ZM192 79H193V77H192ZM256 79H257V80H256ZM50 80H49V81H50ZM81 80H80V81H81ZM127 80H125V82H126ZM181 80H182V82H181ZM208 80H215V81H213V82H209ZM51 81H50V83H51ZM86 81H87V82H86ZM129 81H128V82H129ZM132 81H133V80H132ZM194 81H195V80L193 79V83H194ZM197 81H198V80H197ZM197 81H196V82H197ZM200 81H199V83H200ZM205 81H208V82H209V86H211V87L208 86V88L211 89V90L209 89V90H210V91H209V94H208L207 86L204 84ZM248 81H249V82H248ZM252 81H253V82H252ZM261 81H262V82H261ZM41 82H38L40 86H41ZM61 82H63V83H61ZM111 82H112V83H111ZM125 82H124V83H125ZM147 82H148V83H146V85L149 84V88H148V86H147V88L150 89L151 86H153V85H152V83H151L150 81H147ZM164 82H166V81H164ZM164 82H163V83H164ZM170 82H171V81H169V84H170ZM188 82H189V83L184 82V84H185V83H186L187 85L189 84V85H188V87H189V91H190V88H192V89H191L192 92H190L191 95H190V96L188 95L189 98H187V96H184L183 98H181L182 96H181V94H178V92L181 90L182 87H181V86L179 87V86H177V84H176V86H177L178 88H177V90L175 89L176 93H174V94H175V95L177 94V96H178V95H179V96H178V97L175 96L174 98H178V99H175V100H178V103H176L177 101L174 100L175 103L177 104V106H176V109H175L174 107H172V108H174L175 110H177V109H180V108H181V107H180V108H177V107H179V103H181L182 105H183V103H184V105H185V103H186V105H188V106H186L187 109H185V107H184V108H181V109H180V112H179V111H174L175 114L173 113V115H174V116H173V115H172V111H173V110H172V108H171L172 111H168V112L171 113V115H170V113H167V118H165L166 115L163 117V115H161V113H160V115L164 118V121H163L162 119H158V120H160V121L162 120L161 123H158V124H157L156 121L153 123L152 121H154V120H152L151 122L149 121V123H150L151 125H154V124L156 123V124L154 125V129H155V126H159V124H160L161 127H165L166 129H168V128L170 129V127H171L170 130H172V126L174 125V126H173V129L175 130L176 128H178V129H176V130H178V131L175 130V131H176L175 133L178 132V134H179L180 131L182 130V131H183V132H181V133H183V134L181 135V137H183L182 140H181V138H180V136H179L181 133H180L179 135H177V134L175 135V134L173 133L174 130H173L172 132H170V137H171V133H173V134H174V135H175V136H176L181 142H185L187 139H189V138L187 137V134L190 133V129H191V128H188L189 126H188V127L186 126V124L188 125V122H190V121H188V122L186 123L185 120L183 119L184 117L186 118V116H187V115L185 114L186 112H184V111H187V110L190 111V113H191L190 116H191L192 118H191L190 116H188V118H191V119H190L191 121H192L193 118H194V120L198 121V124H199V120H201L200 123H201L202 125H201V124H200V125L195 124L196 121L193 122L194 120H193L192 122H190L191 125H192V123H194L196 126H199V127L202 126V129H201V128H200V129H201V130H204V132L200 131V129H198V130H197V129H196V130L193 129L194 131H196V133H197V131H198L199 135H203V133L205 134V132L207 131V128H208V130H209V125H208V124H210L211 122H210V123H207V124H206L205 122L208 121V120H210V119H212V118H211V116H212V115H211V112L213 113V111H210V115H211V116H210V115H209L210 117L206 116V119H207V120L205 119V115L203 116V117H204V119H203V117L200 118V116H198V115H194V114L192 113L193 109L191 110L190 108H194V109H195V103L198 102V100H199L201 97L199 96V97L197 98V95H198L199 93H197V92H196V88L193 87V85L190 84L191 81L189 80ZM217 82H218L219 85L217 84ZM232 82H233V83H232ZM254 82H255V83H254ZM256 82H257L259 85H258ZM259 82H260V83H259ZM22 83H23V84H22ZM28 83H29V84H28ZM45 83L43 84L44 87H43V85H42V87H43V89L41 88L42 90H44V88H45V86H46ZM50 83H49V84H50ZM86 83H87V84H86ZM91 83L93 84L92 80H91ZM103 83H104V84H103ZM107 83H108V84H107ZM110 83H111V85H110ZM122 83H120V85H123ZM137 83H135V84H137ZM161 83H160V86H161ZM197 83H198V82H197ZM205 83L207 84V82H205ZM250 83H251V84H250ZM262 83H263V84H262ZM27 84H28V87H27ZM32 84H33V85H32ZM68 84H69V86H67ZM115 84H117V83H115ZM130 84H132V86L134 87V89L138 86V85H136V87H135V86L133 85V82L130 83ZM241 84H242V86H241ZM260 84H261V85H260ZM30 85H31V91H30ZM57 85H60V86L57 87ZM71 85H72V86H71ZM104 85H105V86H104ZM108 85L114 88L113 91L110 89V87H109ZM139 85H140V84H139ZM143 85H144V84H143ZM146 85H145V86H146ZM157 85H158V86H157ZM166 85H168V83H166ZM187 85H186V86H187ZM197 85H200V84H197ZM204 85H205V86H204ZM207 85H208V84H207ZM228 85H229V88H228ZM255 85H256V86H255ZM19 86H20V87H19ZM40 86H38V87H40ZM84 86H85V87H84ZM107 86L109 87L110 91H109L108 88H105V87H107ZM118 86H119V84L117 85V87H118ZM126 86H127V85H126ZM126 86L123 85V88H121V87H120V88H121L122 91H124V92H122L123 95H124V94L127 95V94H128L127 92H129V94H128V96H126L127 98H126V100H125V101L127 102L128 99H132L131 96H130V93H131V92H133V93H134V92H137V93H138V90L135 91L138 87L134 90L133 87L130 86V87H132V89H131L132 91H131V90H129V91H125V89H126L125 87H126ZM160 86H159V87H160ZM176 86H175L174 88H176ZM214 86H215L216 88H218V94H216L217 91L215 90ZM231 86H232V87H231ZM261 86H262L263 88H262ZM63 87H62V88H63ZM66 87H68V88H66ZM71 87H72V88H71ZM127 87H129V86H127ZM130 87H129V88H130ZM156 87H152V88H151L152 90H151V89H150V90H151V92H153V93L156 95V97H157V96L160 95V94H159V93L157 94V92H158L159 90H157ZM161 87H164L163 84H162ZM260 87H261L262 89H261ZM8 88H9L10 90H9ZM80 88H81V89H80ZM140 88H141L140 91H141V93H142V85L140 86ZM154 88H155L157 91H156ZM179 88H180V90L178 91ZM183 88H182V89H183ZM213 88H214V89H213ZM7 89H8L9 91H8ZM27 89H28V90H27ZM32 89H35L36 91L34 90L35 92H34V91L32 92ZM87 89H88V90H87ZM90 89H91V92H90ZM145 89H146V87H145ZM148 89H147V90H148ZM158 89H159V88H158ZM164 89H166V88L164 87ZM184 89H185V88H184ZM186 89H187V91H188V88H186ZM206 89H207V90H206ZM250 89H251V90H250ZM1 90H3V91H1ZM5 90H6V91H5ZM117 90L120 91L119 87L117 88ZM127 90H128V88H127ZM133 90H134V91H133ZM147 90H146V91H147ZM150 90H148V91L150 92ZM153 90H154V91H153ZM194 90H195V91H194ZM213 90H214V91H213ZM226 90L228 91L227 93H229L228 96H226V95H227V94H226ZM4 91H5V92H4ZM27 91H28V92H27ZM39 91H40V89H39ZM39 91H37V92H39ZM108 91H109V92H108ZM211 91L213 92V95H214V96H216V95H218V96L214 97L213 95H211V94H212ZM221 91H223V92H221ZM246 91H247V92H246ZM26 92L29 93V95H30L29 97H28L27 94H25V95L23 94V93H26ZM37 92H36V93H37ZM61 92H62V94H65L66 97H64L65 95L61 96ZM89 92H90V93H89ZM92 92H94V93L92 94ZM101 92H102V93H101ZM103 92H105V93L108 92V93H106V94L104 93V96H103V95H102ZM151 92H150V93H151ZM159 92H160V91H159ZM193 92H195V93H193ZM244 92H245V93H244ZM248 92H249V93H248ZM254 92H255V94H254ZM256 92H257V93H256ZM258 92H261V93L259 94ZM2 93H3V94H2ZM150 93L147 94V92H146V93H145V94H146V99H145V100H142V99H141V102H142V101H145V102H146V100H147V98H148V95H149V97L153 98V97L151 96L152 94H150ZM232 93H233V94H232ZM31 94H33V96H31ZM34 94H35V97H34ZM55 94H56V93H55ZM83 94H85L84 96H86V97H84ZM87 94H88V96H87ZM89 94H91L92 96H90ZM174 94H173V96H174ZM196 94H197V95H196ZM215 94H216V95H215ZM246 94H247V95H246ZM5 95H6V96H5ZM70 95H71V96H70ZM133 95H135V94H133ZM143 95H144V94H143ZM143 95H142V97H145V95H144V96H143ZM155 95H153V96H155ZM262 95H263V96H262ZM19 96H21V98H24V97L26 96L27 98L25 97L24 100H21V99H20V100L18 101ZM129 96H130V97H129ZM139 96H140V94L138 95V98H136V99L138 100V103L141 105V102L139 101L141 96H140V97H139ZM191 96H192V97H191ZM208 96H209V97H208ZM210 96H212V98H211ZM225 96H226V97H225ZM230 96H231L232 98H231ZM233 96H234V98H233ZM247 96H248V97H247ZM250 96H252V97H250ZM256 96H257V97H256ZM261 96H262V97H261ZM4 97H5V98H4ZM13 97H14V98L16 97L17 99L14 100ZM68 97H69V98H68ZM124 97H125V95H124ZM128 97H129V98H128ZM135 97H136V96H135ZM156 97H154V98H155V103H154V104H155V106H154L155 108H157V105H156V104H157V101H158V99H156ZM185 97H186L188 100L191 98V101H190V100H189V101H190V102H194V103H192V104H194V105H192V107H191V103L189 104V103L187 102L188 100L185 101V100H186ZM202 97H203V96H202ZM222 97H223V99H222ZM224 97H225V100H224ZM227 97H228V99H227ZM255 97H256V98H255ZM65 98H66V99H65ZM72 98H73V100H72ZM80 98H81V99H80ZM154 98H153V101H151V102H154ZM208 98H209L210 100H209ZM220 98H221V99H220ZM241 98H242V100H241ZM10 99H11V100H10ZM54 99H55V102H53ZM90 99H91L92 101H94L95 103L93 104L92 102H90V101H91ZM123 99H124V98H123ZM136 99H135V100H136ZM148 99H149V98H148ZM205 99H206V100H205ZM230 99H231V100L233 99L235 102H233V101H229ZM235 99H236V100H235ZM239 99H240L241 102L238 101ZM250 99H251V100H250ZM2 100H1V101H2ZM27 100H26V101H27ZM29 100H31V102H30ZM32 100H33V101H32ZM34 100H35V101H34ZM36 100H37V101H36ZM64 100H65L66 102H64ZM68 100H69V101H68ZM71 100H72V101H71ZM86 100H87V101H86ZM107 100H108V101H107ZM110 100H112L113 103H111ZM132 100H133V99H132ZM132 100H131V102H130V105L132 104ZM135 100H134V102H135ZM181 100H182V101H185V102H181ZM1 101H0V102H1ZM17 101H18V102H17ZM62 101H63V102H62ZM67 101L69 102V104H68ZM78 101H79V102H78ZM88 101H89V102H88ZM99 101H100V103H101L103 109H102V107H100V106H98V108H100V109L97 108L96 103L98 104ZM125 101H123V104H124ZM129 101H130V100H129ZM149 101H150V100H149ZM195 101H196V102H195ZM225 101H226V102H225ZM260 101H261V102H260ZM13 102H14V103H13ZM45 102H46V100H45ZM56 102H57V103H56ZM73 102H74V103H73ZM87 102H88V103H87ZM136 102H137V101H136ZM136 102H135V103H136ZM147 102H148V100H147ZM151 102H150V103H151ZM207 102H209V103H207ZM228 102H229V104H228ZM231 102H232V103H231ZM236 102H237L238 104H237ZM256 102H257V104H256ZM2 103L4 104V102H1V104H0V110L3 109V108H1V107L6 106V104H4V106H3ZM52 103H54V104H52ZM55 103H56V105H55ZM70 103H71V104H70ZM77 103H78V104H77ZM79 103H80V104H79ZM90 103H92L93 106L95 105V107L97 108V111H96V110L91 111L92 109L89 107V104H90ZM127 103H128V102H127ZM127 103H126V105H128ZM135 103H134V104H135ZM187 103H188V104H187ZM198 103H199V102H198ZM210 103H211V104H210ZM230 103H231V105H230ZM233 103H234V104H233ZM244 103H245V104H244ZM246 103H247V104H246ZM261 103H262V104H261ZM9 104H10V103H9ZM82 104H84V105H82ZM86 104H88V108L91 109V110L87 109V105H86ZM107 104H108V106L106 107ZM146 104H147V103H146ZM176 104H174V106H175ZM196 104H197V103H196ZM206 104H207V105H206ZM208 104H210V107L208 106ZM235 104H237V105H235ZM1 105H2V106H1ZM20 105H21V104H20ZM20 105H19V107H20ZM54 105H55L56 107H54ZM74 105H75V106H74ZM90 105H91V104H90ZM92 105H91V107H92ZM114 105H115L116 107H115ZM140 105H139V106H140ZM184 105H183V106H184ZM248 105H249V106H248ZM251 105H252V106H251ZM257 105H258V106H257ZM13 106L11 107V109L8 108V109H10L9 112L12 111V109H13L12 113H14V111H16L17 114H16V113H14V114L17 115V116H18V115L20 116V114H21V112H23V110H24V111H27V108L29 107V106L27 107V104H26V105H25L26 107L24 106L25 108L23 109V104H22V105H21L22 107L20 108V110H19V107L17 108L18 110H14V107H13ZM36 106H37V107H36ZM51 106L54 107V108H52ZM78 106H79V108H78ZM80 106H82V107H80ZM83 106H84V107H83ZM85 106H86V107H85ZM118 106H119V107H118ZM132 106H133V104H132L131 106H129V107H127V106L125 107V106H124L125 109H127V108H128V110H129V108H132V109H130L129 111L127 110L128 115H127V113H126V110H125V112H124L125 115H127V118H128V119H125V117L122 116V113H123V111H124V110H122L121 117H120V118H121V119H120L121 121L119 120L118 123H119V122H122V120H123L122 117H123V118H124V121H123L124 124H125V125L128 124V127L130 128V130H132V132H133V130H134L136 127L139 129V132H140L141 130H143V129H142L143 127L141 128L140 126H142V125L144 126V124H145L146 122H147L146 124H148V121H146V119L148 120L151 116H152V117H151L152 119L155 118V115H154V114H155V111H154L155 108L152 109V111H154V112L150 113V109L153 108V107H151V106H149V108H148V107L145 108V104H144V108H143V109H145L146 112H144V111L142 110L141 107L133 108L134 106H133V107H132ZM135 106H136V105H135ZM137 106H138V105H137ZM189 106H190V107H189ZM206 106H207V107H206ZM219 106H218V104H217V107H219ZM231 106H232V107H231ZM244 106H245V107H244ZM246 106H247V107H246ZM7 107H8V106H7ZM7 107H6V108H7ZM9 107H10V106H9ZM32 107H31V108H32ZM108 107H109V108H108ZM124 107H123V109H124ZM198 107H197V108H198ZM226 107H227V108H226ZM229 107H230V108H229ZM233 107H234V108H233ZM255 107H256V108H259V109H255ZM262 107H263V109H262ZM6 108L4 107V109H6ZM38 108H39V109H38ZM41 108H42V109H41ZM65 108H67V109H69V110H71V111H69V110L66 111ZM74 108H75V109H74ZM81 108H82V109L85 108V110H87L88 113L91 111L92 114H93V112H94V113H95V117H94L95 119L92 118L93 115H92V117H91V114H89V116L86 115V114H85L86 111H83L84 109L81 110ZM113 108H114V109H113ZM118 108H119L120 110H119ZM228 108H229V109H228ZM232 108H233V109H232ZM249 108H250V109H249ZM8 109H7V110H8ZM21 109H22V110H21ZM25 109H26V110H25ZM35 109L32 110V109L29 108V109H28V110H29V113H30L31 110L34 111ZM58 109H59V108H58ZM60 109H61V108H60ZM94 109H95V108H94ZM101 109H102V111H99V110H101ZM109 109H110V111H109ZM157 109H158V108H157ZM157 109H155V110L157 111ZM182 109H184L183 113H182V111H181ZM207 109H208V110H207ZM215 109H213L214 112H215ZM234 109H236V110H234ZM243 109H244V110H243ZM260 109H261V110H260ZM36 110H35V111H36ZM50 110H51V111H50ZM106 110H107V111H106ZM115 110H116V112H118V113L114 112ZM117 110H119V111H117ZM141 110H142L144 113H143V112H140ZM147 110H148V111H147ZM196 110H198V109H196ZM218 110L220 111V108H219ZM230 110H231V111H230ZM240 110H242V112H240ZM252 110H253V112H252ZM5 111H6V110H3L4 113H5ZM17 111H18V112H17ZM19 111H21V112H19ZM32 111H31L30 114L28 113V111H27L28 114H27L26 112H23L22 114H23V115H25V113H26V115H31V114H34V115H35V113H36V115H37L38 113L40 114L39 111H38V112H35V111H34L33 113H32ZM47 111H48V112H47ZM72 111H74V113H73ZM130 111H132V112L130 113ZM135 111L138 112V113L136 114ZM250 111H251V112H250ZM6 112H8V111H6ZM9 112H8V114H7V118H6V116H5L6 114H3V115H2V116H5L4 118H6L7 120L9 119V118H8V115L11 116V114H10ZM49 112H50V115H49ZM70 112H71V113H70ZM81 112H83V113H81ZM87 112H86V113H87ZM113 112H114V113H113ZM158 112H159V110H158ZM237 112H238V110H237ZM237 112H234V113L237 114ZM245 112H246V113H245ZM257 112H258V113H257ZM18 113H20V114H18ZM46 113H48V114H46ZM68 113H69V115H70V114H71V115L73 114L74 117H73V116H70V117H69ZM75 113H76V114H75ZM133 113H134V114H133ZM196 113H198V112H195V114H196ZM241 113H242V114H246V116H245V115H244V116H245V117H249V119L243 117V115H242ZM260 113H261V114H260ZM14 114H12V116H13ZM55 114H57V113H55ZM62 114H63V116H62ZM65 114L68 115L69 118H68L67 116L65 117V116H64ZM143 114H145V115H143ZM158 114H159V113H158ZM158 114L156 113L157 116H158ZM187 114H188V111H187ZM192 114H193V115H192ZM247 114H249V115H247ZM251 114H252V115H251ZM0 115H1V114H0ZM23 115H22V116H23ZM26 115H25V116H26ZM36 115H35V116H36ZM42 115H41V116H42ZM45 115H44V117H46ZM52 115H53V114H52ZM116 115H117V116H116ZM123 115H124V114H123ZM135 115H136V116H135ZM137 115H138V116H137ZM185 115H186V116H185ZM200 115H202V114H200ZM257 115H258V116H257ZM261 115H262V116H261ZM12 116H11V117H12ZM17 116H14V117H17ZM22 116H21V119H19V120L17 121V124H19V125H23V124H25V123H23V124H22V123H18V122H22L23 120H24V121L26 120V119H25V116H24V117H22ZM37 116L39 117V119L36 117L37 120H39V121H37V126H38L40 120H43L45 123L47 122V124H46L45 126L48 125V123H49L48 120H49V119L46 118V119H47V121H46L45 118H44L43 116H42V117H41L40 115H37ZM86 116H87V118H86ZM131 116H134V118H133L132 120H134L135 122H136V120H137V122H138V123H141L142 125H141V124L137 125V122L135 123L134 121L130 120V118H132ZM142 116H143V117H142ZM145 116H146V117H145ZM149 116H150V117H149ZM161 116H160V118H162ZM172 116H173V117H172ZM179 116H181V117H179ZM217 116H218V117H217ZM241 116H242V117H241ZM254 116H255V117H254ZM30 117H32V116H30ZM101 117H102V119H103L104 121H102ZM139 117H140V118H139ZM153 117H154V118H153ZM158 117H159V116H158ZM197 117H198V118H197ZM212 117H213V116H212ZM236 117H237V115H236ZM258 117H260L261 121H260V119H259ZM261 117H262V118H261ZM1 118H2V117L0 116V119H1ZM4 118H2V119H4ZM12 118H13V117H12ZM12 118H10V119H12ZM19 118H20V117H19ZM22 118H23V120H22ZM42 118H43V119H42ZM57 118H60V117L57 116ZM62 118H61V120H62ZM65 118H66V119H65ZM70 118H71V119H70ZM138 118H139V119H138ZM141 118H142V120H141ZM143 118H144L145 122L142 123V121H144ZM151 118H150V119H151ZM169 118H170V119H169ZM179 118H181V119H179ZM199 118H200V119H199ZM209 118H210V119H209ZM224 118H223V119H224ZM253 118H255V119L253 120ZM13 119H14V118H13ZM33 119H34V116H33ZM81 119H82L83 121H81ZM91 119H92V120H91ZM165 119H166V120H165ZM178 119H179V120H178ZM186 119H187V118H186ZM246 119H247L248 121H244V120H246ZM7 120H6V122L8 123ZM16 120H17V119H15V120H9V122L11 121V122L13 123V125L15 126V125H16V124H15L16 122H14V121H16ZM61 120H60V121H61ZM84 120H85V121H84ZM97 120H98V121H97ZM100 120H101V121H100ZM125 120H126V121H125ZM127 120H128V121H127ZM140 120H141V122H140ZM155 120H157V118H156ZM172 120H173V121H172ZM187 120H188V119H187ZM202 120L205 121V122H203V123H204L205 125H207L208 127H207V126L205 127V125L202 123ZM212 120H213V119H212ZM212 120H211V121H212ZM215 120H217V119H215ZM218 120H219V119H218ZM221 120H219L218 123H215L214 125L212 124V123H213V121H212V123H211V128H212L213 131L211 130V128H210L211 131H210V130H209V131L213 133L214 130H215V133H214V134L216 135V134H217L216 131H217V128H218V127H216V129H215L214 127H215V125L219 124V122H222ZM224 120H225V119H224ZM252 120H253V121H252ZM256 120H257V121H256ZM0 121H1V120H0ZM3 121H4V120H3ZM28 121H29V120H28ZM87 121H86V126H85V127L88 126V125H87V124H88ZM90 121H89V122H90ZM255 121H256V123H255ZM4 122H5V121H4ZM4 122L1 123V124L3 125ZM6 122H5V123H6ZM25 122H26V121H25ZM56 122L58 123L59 120H56ZM66 122L68 123V125H66V124H67ZM83 122H84V123H83ZM98 122H99V123H98ZM110 122H111V124H110ZM126 122H127V123H126ZM183 122H184V123H183ZM208 122H209V121H208ZM231 122H232V123H231ZM12 123H11V125L7 124V127L5 126V127H4V130L2 129V127H1L2 125L0 124V125H1V126H0V129H1L0 132L2 133L1 135H3L2 137H0V145H1L2 143H5V145H6V144H9V143H14V142H10V141L7 142L8 138L11 139V141L18 140L16 137L19 138V136H22L23 134H21V132H22V133H26V130L24 129V128H25L24 126H26V128H28V127H27L28 124H29L28 122H27L28 124L22 126L23 129H24V130L22 129L23 131L21 130L22 127H21L20 129H17V130H20V133H19V131H16V132H15V130L13 129V128L16 129V128L20 127L19 125H17L18 127H13V128H12L13 130L10 128V126H11V127L13 126ZM51 123H53V121H52ZM51 123H49L48 127L50 126ZM57 123L54 122L53 124H57ZM59 123H60V122H59ZM73 123H75V122H73ZM92 123H93V124H92ZM95 123H96V124H95ZM104 123H103V124H104ZM116 123L114 124V122H113V125H116ZM165 123H167V124H165ZM174 123H175V124H174ZM176 123H178V124L176 125ZM234 123H235V125H234ZM80 124H81V123H80ZM90 124H91V125H90ZM120 124H121V123H120ZM131 124H133V125H131ZM135 124H136V126H134ZM162 124H163V126H162ZM168 124H170L169 127H168ZM172 124H173V125H172ZM222 124H221V125H222ZM40 125L42 126L43 123H42V124H39V127H41ZM72 125H75V126L77 125V126L75 127V129H73L74 126L72 127ZM99 125H97V126H98V127H102V126H99ZM101 125H102V124H101ZM113 125H111L110 127L113 128V127H114ZM122 125H123V124H122ZM180 125H181V126H180ZM191 125H190V127H191ZM219 125H220V124H219ZM219 125H217V126H219ZM3 126H4V125H3ZM8 126H9V127H8ZM105 126H104V127H105ZM112 126H113V127H112ZM133 126H134L135 128H133ZM147 126H150V125H147ZM175 126H176V127H175ZM196 126H195V127H196ZM213 126H214V127H213ZM70 127H71V128H70ZM83 127H82V128H83ZM85 127L83 128V130L86 129ZM139 127L141 128V130H140ZM174 127H175V128H174ZM185 127H187V128H185ZM220 127H221V126H220ZM5 128H7L8 131H7ZM64 128H65V129H64ZM82 128L80 127L79 129L82 130ZM102 128H103V127H102ZM122 128H126V131H125V129H124V131H125L126 133L128 132V129H129V128L127 129V126H126V127L124 126V127H122ZM132 128H133V129H132ZM145 128H146V126H145ZM145 128H144V130H147V129H145ZM147 128H148V127H147ZM151 128H152V129L148 128V131L150 130V131H152V132H150V131L148 132V131H147V134H148V136H151V137L153 136L154 139H153V138H151V139H152V140H155L156 138L154 137V134H153V133H154V132H153V131H154V130H153V127H151ZM157 128H159V127H157ZM157 128H156V129H157ZM203 128H205V129H203ZM213 128H214V129H213ZM226 128H224V129H223V128H220L221 134H223V131H225ZM230 128H231V129H230ZM261 128H262V127H261ZM9 129H11V130H9ZM34 129H36V131L38 130L37 127L34 128ZM66 129H67V131H66ZM138 129H137V130H138ZM161 129H163V128H161ZM161 129L159 128L160 131H161ZM166 129H164V130H166ZM234 129H235V130H234ZM238 129H239V130H238ZM259 129H260V128H259ZM262 129H263V128H262ZM39 130H40V129H39ZM62 130H61V132H62ZM130 130H129V131H130ZM137 130H136V132L138 133ZM164 130H163V131H164ZM184 130H185V131H184ZM193 130H191V131H193ZM218 130H219V128H218ZM222 130H223V131H222ZM3 131H4V132H3ZM9 131H10V133H9ZM11 131H13V132H12L13 134L11 133ZM24 131H25V132H24ZM28 131H30V130L28 129ZM28 131H27V132H28ZM32 131H33V128H32V130H31V133H30V132L27 133V134H29V135L26 134L27 137L30 136V137H28L29 139H26V138H24V139H26V141L28 142V144H29V142L31 141V142H30L31 145L36 143V146H37V145H39V142H40V141L42 142V139H41L42 137H41V138L39 137L40 139H39V138H38V139H39L40 141L38 140V142H37V141H36L37 139L35 140V138H34V136H33V134L35 133V130H34L33 133H32ZM104 131H105V130H104ZM117 131H118V130H117ZM122 131H123V129H122ZM122 131L119 132V134H121V135H119V134L115 131V132L117 133V134H115V135H116V136L118 135V136H117L118 139H117L116 136L113 134V135L115 136V139H114V140H115V141L119 140V141H117V142L114 141V142H115V143H114V142H112L113 139L108 140L111 136H110V137L108 136V139H106V141L108 140L107 142H109V144H110V142H112V143H114L116 146H120L119 148H121V147L123 146V144L125 143L124 141H127V140L125 139V138H126V135H125V138H124L125 140L122 141V142H124V143L121 144L122 146H121L120 144L118 145V142L121 143L120 141L122 140V139H121V140L119 139V137L122 136ZM134 131H135V130H134ZM160 131H159L158 133L161 135V132H160ZM194 131L190 133V134H191L190 137L193 138V139L195 138V137H192V135H194V134H192V133H194ZM209 131H208V133L206 132L208 135H209ZM220 131H219V132H220ZM6 132L9 133V134H8V137H6V136H7V135H6V134H7ZM37 132H38V131H37ZM37 132H36V133H37ZM40 132H41V130H40ZM132 132L127 133V135L129 134V136L132 137V135L130 134V133H132ZM144 132H146V131H144ZM165 132H166V131H165ZM165 132H164L163 134H167V133H169V132H166V133H165ZM186 132H187V133H186ZM188 132H189V133H188ZM200 132H201V133H200ZM219 132H218V133H219ZM237 132H238V133H237ZM241 132H242V133H241ZM15 133H16L17 135H16ZM69 133H70V132H69ZM100 133H101V132H100ZM102 133L104 134L103 131H102ZM133 133H135V132H133ZM140 133H141V132H140ZM140 133L138 134L139 136H138L137 134H136V135L139 137V139H143V140H145V141L140 140L141 143H142V142L145 143V142H146V139L141 138V137H145V136H146V138H148V136H147L145 133H144L145 135L143 134V136H141ZM142 133H143V131H142ZM158 133H157V135H158ZM236 133H237V134H236ZM240 133H241V134H240ZM250 133H252V132H249V135H248V133H246L244 136L247 135L248 138H249V136H250L249 139H251V141H249V143H247V145H249V146L251 145L250 147H252L253 144H250V142L253 143V139H254V138H253V139L251 138ZM4 134H5V135H4ZM18 134H19V135H18ZM31 134H32V135H31ZM38 134H39V135L36 134V136H40V135L42 136V134H40V133H38ZM149 134H151V135H149ZM155 134H156V132H155ZM184 134H185L186 137H187L186 139H184V138H185V137H184ZM224 134H226V133L224 132ZM227 134H226V135H227ZM243 134H242V135H243ZM1 135H0V136H1ZM11 135H13V137H12ZM14 135H15V136H14ZM133 135H135V134H133ZM199 135H198V136H199ZM4 136L6 137V138H5V142H2V143H1V138H3L2 140H4ZM9 136H10V137H9ZM104 136H105V134H104ZM114 136H112V137H114ZM140 136H141V137H140ZM155 136H156V135H155ZM158 136H159V135H158ZM158 136H157V137H158ZM163 136H164V135H163ZM175 136H173V137H171V138L173 139ZM178 136H179V137H178ZM188 136H189V135H188ZM194 136H195V135H194ZM203 136H204V135H203ZM212 136H213V135H212ZM252 136H253V134H252ZM25 137H26V136H25ZM31 137L34 139L35 142L32 141L33 139H32ZM106 137H107V136L103 137V139H105ZM127 137H128V136H127ZM161 137H162V135H161ZM161 137H159L157 140H159ZM168 137H169V136H167V138H168ZM170 137H169V138H170ZM176 137H175V139H173V140L178 141V140H176ZM199 137H200V136H199ZM199 137H197V135H196V138H199ZM204 137H205V136H204ZM206 137H207L206 139H208V137L210 138V137H211V134H210V136H206ZM213 137H215V136H213ZM228 137H227V138H228ZM237 137H238V138H237ZM242 137H243V136H241V138H242ZM247 137H246V138H247ZM15 138H16V139H15ZM20 138H21V137H20ZM20 138H19V142H20L19 146H18L17 144H15V145L11 144V145L14 146V147L12 146L13 148H15V146L17 145L16 148H18V150H19V151H18L19 153H17L18 155L22 154V153H21V150H22L21 144L23 143V142H22L23 140L21 139V141H20ZM44 138H45V137H43V140H45ZM120 138H123V136L120 137ZM169 138H168V139H169ZM191 138H190V139H191ZM211 138H212V137H211ZM236 138H237V139H236ZM248 138H247V140H249ZM30 139H32V140H30ZM61 139L63 140V132H62V138H61ZM61 139H60V140H61ZM103 139L101 138V141H102ZM116 139H117V140H116ZM139 139H137V141H138ZM162 139H163V140L165 139L164 142H166V141H167V142H171V143H169V144L166 142L167 145H168L169 147H171V146L173 145V144H172V141H173L172 139H171V141H170V140H167V139H166V136L163 137ZM183 139H184V140H183ZM193 139H192V142L195 141V143H196L197 140H194V141H193ZM203 139L205 140V138H202V140H201V137H200L199 140H201V141L203 142ZM28 140H29V141H28ZM58 140H59V139H58ZM58 140H57V142H58ZM148 140H150V137H149ZM148 140H147V143L145 144V147L142 146V145L139 147L135 142H133V143H135L136 145L133 144V143H131L130 145H135V146H137V148H136L135 146H134L133 148H131V149H132V152H130L131 150H130V151L128 150V149H130V148H129L130 145L127 146L126 143H125V145H124L125 147H123V148H125V151L127 150L126 152H129V153H130V156H131V153H132V157L129 156V158H132V160L126 157V158L128 159V161H132V162H133L132 164H134V160H135V161L137 160V161L135 162L134 166L136 165L135 167H137L136 169H137V170L139 169V171H137V172H136V170L133 171V175L131 174L132 170H131V168H130V166H129V163H131V162L127 163V162H128L127 159H126V158L124 159L125 155L127 156L128 153H126L125 151H123V154H122V151H120L119 149H117L116 146H115V148H113V147H109L110 145L107 144L108 147L110 148V150H113V152L111 153V152L109 151V148H108V151L106 150L107 148H106L105 146H107V145L104 144L105 146H102L101 143H100L99 141H98V142H99L98 145L100 144L101 147H102V148H101V152H100L101 154L98 153V152H96V153H95V154H96L95 156H97V157H96L97 159H96V160H93V161H94V166H95V167H98V168H100V167H99L100 165H101V167H102L104 164H106L103 168H100V170H101V172H102V174H103V176H101V175H100V176L103 177V178H100V176H99V177L96 176V177L98 178V179H96V177H94L95 174L92 175V179H91V176H90V175H87V176L85 177L84 175H86L87 173H86V171L83 173V171H81L80 167H79V170H78V171H80V172L76 171V173H75V170H76V168L78 167V166L76 167L75 165L80 164V163H78V160H79L78 158H79L80 156H79V157L77 156L78 158L76 157L75 159H78V160H75V159H73V156H72L73 154H71V155L69 156V158H67V160H66L67 162L65 161L66 158H65V159L63 158L64 160L62 159V160H59V161H58V163H57L58 167H57V169H55L57 172L54 171V172H55V176H54L55 179H54V180H55V181H58L59 183H55V184H54V180H52L53 182L51 181V182L53 183V187L56 185V187L54 188L55 190H53V187H52V189H51V186H52L51 184H52V183H50V185H48L47 188H46V186H44V187L46 188V190L49 188V190L51 191V192H50L51 194H56V195H54L53 197H54V198H57L58 200L55 199V202H54V203H56V202L59 203V202H62V200H64L63 205H64L65 208H69L70 205H72V207H73V205H74V209H76L77 214L75 213L76 211H74L75 214H73V213L71 212V211L74 210V209L72 210L71 207H70L71 210L68 209V210H69V211L67 212L68 214L63 213V212H62V213L60 212V213H61V216H62V214H63V217L65 216V214H66V215H69V216L64 217V218H66V221H65V223H66V226H65L66 231L68 230L67 228L69 227V225L67 226V224L72 223V220H71L70 222H67L69 219H71V218H69V217H72V219H73V218L75 217V215L78 216V215H79L78 213H80V215L78 216V218L80 217L81 219L79 218V220H77V218L75 217L76 219H74V221H75V224H76V223H77V224H80V222L78 223V221L81 220V224H80V225H77V224H76L77 226H75V224L72 223L71 225L74 224V225L72 226V229H73V227H74V228L76 227L75 229H77L78 227L81 226L80 229H79V230L81 231L82 227H84L83 229H85V226L88 227L87 225H90L89 223L96 224V222H97V226H94V225H93V227L91 226L93 229H95V228L97 227L98 229L100 228L99 230H103V231H104V228L106 227L105 229H106V231H107V227H109V229H108V232H109V231L112 229V227H110V223H109V226H107L108 224H107V222H105V221L107 220V219H105V218L108 217V216L104 215L105 213H103V207H105V205L103 206V205L99 204V202H100L101 200L104 199V196L106 197V196H108V195H111L113 198L116 199V197H117V195H118L119 193L122 195L124 189H125V190L127 189V191H128L129 189L131 190V187H132V186H133L132 189H136V190H134V192H136L135 194H138V195L141 194V193H139V192H141L142 190H144V189L146 188V187H145V188L142 189L141 187H139V185L141 184V182H142V180H143L141 176H142V174H143L144 172H146L145 174H143V176L145 175V177H146V175H147V176L151 177L149 171H151V170L154 169V168H156V169H159V168H160V170H163V172L161 171L162 174H163L164 172H165V174H167V175H166V180H165V181H168V183H165V181H163V179L161 178L160 174H158V177L160 176V178H161L162 180L157 179L156 182L160 181V183L163 182V183L165 184V186H166V185H167V186L169 185V186H168V189H170L171 192H173V191H174V193L176 192L175 194L173 193V194L175 195V197H176V195H178V197H179V194H181L182 192H183V193L181 194L180 197H183L182 195H184V193H186V191L189 193V194L186 193L187 195L185 194V196H184L183 198H177V197H176L175 200H173V202H174V201H175V202L178 201L179 203H181V201H182L181 204H183L184 206L181 207V208H185V204H184V203L187 202V201L184 202V198L187 196V199H188V197L190 196V191L192 192V193H191V194H192L191 197L194 196V197H192V198L189 197L190 199H192L190 202H193V201H194V202H195V205H196V203H198V202L201 203L200 200H201L202 198H200L199 196H197V195L199 194V190H198V192H197L196 189H197V187H200L201 192L204 193V191H202V189L204 190V189L206 188V187H205V186H206L205 184H206V182H208V183L210 182L211 176H209L210 179L207 178V177L204 179L206 182H205V184H203V185H204L203 187H205V188H202V187L199 185V182H202V179H201L200 177H202V178L205 177V176H204L205 174L207 175V174L209 173V171H211V170H213L214 168H216V165H219V163H217V160H218V162H220V164H221V166H219V167H221V169H223V168H222V162H221V160L218 159V156L220 157V155L216 154V156H217V157H216L217 160H216V159L214 158V157H215V155H214L215 153L210 154V153H211L210 151H212V149L209 150V148H210V147H209V148H206V150H205L204 148L207 147V146H205V144H204V146H203V144L201 143V141H200V143H199L198 145H194V147H195V146H196V147L199 146L200 148H203V149H204V152H203V149H202V151H200L201 149H200L199 147H198V148H195V149H193V147H191V149L193 150V153H192V152H188V150H189V148H190V146H191V145H190V144H191V143H190L191 140H189V142H187L186 144H189L190 146L188 145L189 148H187L188 146L186 147V148L188 149L186 152L190 153L191 156H190L188 153H186V154H188V155L186 156L185 153H184L185 151H184V152H183V151H180V150H182V149H181L182 147H185L184 145H182V147L179 149L180 154H178V155H180L181 158L184 157V156H182V155H185V157H187V158L184 157V158L181 159V158L179 157V162H178V163H180V164H179L178 166H174V168H173V166H172V168H171V166H170V168H171V169H170V168H169V164H168V163L166 164V162L170 161V160H168V159H169V158H172V157L174 156L173 154H174L175 151L178 149V147H177L176 149H172V148L175 146V145H174V146L170 149L167 145H165L166 143L164 144V142L162 143V142L159 140L160 143H161V144H160V147L163 148V151H162V150L157 151V150H159V148H160V147H158L159 145L157 146L156 144H153L154 141H152V142L149 141L150 144H148ZM211 140H213V138H212ZM244 140H246V139H244ZM244 140H243L242 142H244V143H245V142H248L247 140H246V141H244ZM66 141H69V140H66ZM72 141H73V139H72ZM180 141H179V142H180ZM205 141H207V142L209 141V142H210V139L205 140ZM205 141H204V142H205ZM228 141H229V140H228ZM230 141H231V140H230ZM230 141H229L228 145H226L225 149H228L227 146H230V147H232V148L235 147V146L233 147V145H229V144H232V142L230 143ZM256 141H258V140L255 139V142H256ZM27 142L25 143V141H24L23 144H27ZM41 142H40V144H41ZM63 142L66 143V144L68 143V142H65V140H64ZM102 142L105 143V140L102 141ZM107 142H106V143H107ZM173 142H174V141H173ZM207 142H206V144H207ZM242 142H241V144H243ZM260 142H262V141H260ZM16 143H18V141H16ZM61 143H62V142H61ZM69 143H71V141H69ZM69 143H68V145H69ZM103 143H102V144H103ZM151 143H152V144H151ZM155 143H156V141H155ZM177 143H178V142H176V144H177ZM197 143H198V142H197ZM211 143H212V141L210 142V144H211ZM30 144H29V146H30ZM147 144H148V145H151V147H153L154 149L151 148V147H150V148H147V147H148ZM158 144H159V143H158ZM162 144H164V145H162ZM183 144H184V143H183ZM213 144H214V143H213ZM255 144H256V143H255ZM262 144H263V143H262ZM262 144H259V146H260V145L262 146ZM2 145H4V144H2ZM2 145H1V146H2ZM9 145H10V144H9ZM11 145H10V146H11ZM54 145H55V146H54ZM54 145H53V146L57 149V147H56V143H55ZM98 145H95L96 148H99V147H100V145H99V147H97ZM139 145H140V143H139ZM143 145H144V144H143ZM153 145H156V147H158V148L156 149L155 146H153ZM178 145L180 146L179 143H178ZM178 145H177V146H178ZM244 145H245V144H243V146H244ZM247 145H246V146H247ZM23 146H24V145H23ZM33 146H34V145H33ZM36 146L34 147V149L37 151V149L39 150V148H37V147H39V146H37V147H36ZM44 146H45V145H44ZM53 146H52V147H53ZM57 146H58V144H57ZM60 146H61V144L58 146V148H59ZM166 146H167V147H166ZM202 146H203V147H202ZM210 146L212 147V145H210ZM213 146H214V145H213ZM241 146H242V145H241ZM246 146H245L244 148H246ZM19 147H20V149H19ZM61 147H62V146H61ZM126 147H128V148H126ZM175 147H176V146H175ZM216 147H217V146H216ZM230 147H229V148H230ZM256 147H257V146H256ZM36 148H37V149H36ZM134 148L137 149V150H138L139 148H140V149L142 148L143 151L145 150L143 153L146 152V154L149 153L150 155H151V153L154 152L155 149H156V150H155L156 154L154 153L155 155H157L158 152H159V153H160V152H163V155H162L161 153H160V154L158 153V154H159L160 157L163 156V157L166 159V162L164 163V165H163V163L161 164V163H159V162H157V163L155 164V161H154V162H151V160H152V158H153V155H151L152 158L147 159L148 156H147L146 154H145V155H146L147 157H144L145 155H141L140 152H142V150H140V151H138V152H137V150H136V151L134 152V151H133ZM161 148H160V149H161ZM167 148H168V149H167ZM214 148H215V147H214ZM232 148H231V149H232ZM247 148H248V149H247V152H248V150L251 151V150L255 149V148H254V145H253V147H252L253 149L250 148L251 150L249 149L248 146H247ZM257 148H258V147H257ZM257 148H256V149H257ZM31 149H33V148L31 147ZM83 149H84V148H83ZM103 149H104V150H103ZM147 149H148V151L152 149L153 152H152V151L147 152ZM169 149H170V150H169ZM183 149H184V148H183ZM196 149H197V151H195ZM199 149H200V150H199ZM217 149H219V151H220V148L217 147ZM225 149H224V151H225ZM235 149H237V148H234V151H236ZM16 150H17V149H16ZM97 150L99 151L100 149H97ZM114 150H116V151H114ZM118 150H119V151H118ZM121 150H122V149H121ZM166 150H167V151H166ZM168 150H169V151L172 150V151H171L172 153L169 152V154L171 153L172 155H169V156H168V154H166V152L168 153ZM173 150H175L174 153H173ZM192 150H190V151H192ZM198 150H199V151H198ZM214 150H216V149H214ZM222 150H223V149H222ZM228 150L231 151L230 149H228ZM232 150H233V149H232ZM241 150H242V149H241ZM241 150H238V153H237V154L240 153V155H241V152H240ZM42 151H43V149H42ZM56 151H57V150H56ZM59 151H60V153H61V149L58 150V152H57L58 154H59ZM83 151L85 152V149H84ZM94 151H95V150H94ZM102 151L105 152V153H102ZM179 151H178V152L176 151L175 154L177 155V153H179ZM194 151H195V152H194ZM205 151H206V152H205ZM216 151H217V153H219L218 150H216ZM224 151H223V152H224ZM226 151H227V150H226ZM229 151H228V152H229ZM109 152H110V153H109ZM114 152H116V153H114ZM124 152H125V153H124ZM133 152H134V154H138V153H139V154H140V155L138 154L139 157H138L137 155H136V156H137L136 158L133 157V155H134ZM182 152H183L184 154H183ZM196 152H197V154H199V155H196ZM200 152H202V153H200ZM209 152H210V153H209ZM223 152H222V154H223ZM228 152H227V154H229ZM242 152H243V150H242ZM244 152H245V151H244ZM247 152H246V153H247ZM251 152H252V151H251ZM251 152H250V154H251ZM253 152H254V151H253ZM0 153H1V152H0ZM57 153H56V154H57ZM75 153H76L75 155H77V152H75ZM118 153H120V154H118ZM203 153H204V156H205V160H207V161L204 160ZM224 153H225V152H224ZM231 153H233V151H232ZM231 153H230V155H231ZM234 153H235V155H237L236 152H234ZM234 153L232 154V156H235ZM3 154H6V155H7V153H5V152L2 153L1 155H3ZM58 154H57V155H58ZM78 154H80V152H78ZM98 154H99V157L101 156V158L98 157ZM124 154H125V155H124ZM165 154H166L167 156H164ZM181 154H182V155H181ZM201 154H202V155H201ZM220 154H221V153H220ZM244 154H245V153H244ZM1 155H0V156H1ZM80 155H81V154H80ZM103 155H106V156H103ZM113 155H114V156H113ZM150 155H149V157H150ZM161 155H162V156H161ZM176 155H175V156H176ZM178 155H177V157H178ZM240 155H238V159H239V156H240ZM245 155H246V154H245ZM247 155H248V153H247ZM9 156H10V155H9ZM9 156L7 155V158H8ZM16 156H17V155H16ZM20 156H21V155H20ZM20 156H18V157H20ZM41 156H42V154L40 155V157H41ZM107 156H108V157H107ZM123 156H124V157H123ZM140 156H141V157H140ZM170 156H172V157H170ZM175 156H174L173 158H175ZM201 156H202V158H201ZM206 156H207V157L210 156V157H208V159H207ZM232 156L230 157V160H231V161H232ZM242 156H243V155H242ZM4 157H5V155H3L1 158L4 159ZM40 157H39V158H40ZM106 157H107V158H106ZM109 157H110V158H109ZM167 157H168V158H167ZM177 157H176V158H177ZM222 157H224V154H223V156H221L220 158L222 159ZM236 157H237V156H236ZM236 157H233V158H236ZM1 158H0V159H1ZM10 158H11L12 160H14L16 157L13 158V157L11 156ZM70 158L72 159V161H70V160H71ZM112 158H114V159H112ZM140 158H141V159H140ZM154 158H155V160H157L155 156H154ZM176 158H175V161H177ZM211 158H213V159H211ZM228 158H229V157H228ZM241 158H242V157H241ZM16 159H17V160L19 159V160L16 161ZM16 159H15V161H16L15 163L12 162L14 165L16 164V166H15V167L13 166V170L11 169V170H10L11 173H10V172H9V173H10V175L12 174V179L15 178L14 181L17 182V180H21L22 178L27 179V178H29V177L26 178V177H24L23 175H20V174H22V172H18V173H17V171H19V166H20L17 162H19L21 158H16ZM41 159H42V158H40V160H41ZM69 159H70V160H69ZM104 159H105V160H104ZM108 159H110V160H108ZM116 159H117V161H116ZM121 159H122V160H121ZM138 159H140V160H138ZM143 159H144V160H143ZM177 159H178V158H177ZM188 159H189V161H188ZM5 160H7V159L5 158ZM5 160H4V163H6ZM97 160H98V161H97ZM100 160H101V161L104 160L103 162H105V163L101 162ZM106 160H107V162H109V163H106ZM142 160H143V162H142ZM149 160H150V161H149ZM190 160H191V161H190ZM193 160H194V161H193ZM208 160H209V161H208ZM222 160H224V158H223ZM227 160H229V159H227ZM9 161H11V160L8 159V162H9ZM42 161H44V158H43ZM60 161H61L62 163H61ZM68 161H70L71 163L67 164ZM74 161H77V164H75ZM99 161H100V163H99ZM112 161H113V163H112ZM122 161H125V162H122ZM144 161H145V162H144ZM162 161H164V159H163ZM171 161H172V160H171ZM196 161H197V162H196ZM210 161H211V163H213V166L210 164ZM212 161H213V162H212ZM214 161H215V163H214ZM234 161H235V159H234ZM234 161H232V163H233ZM8 162H7V163H8ZM59 162L62 164V168H63V169L60 171L61 173L58 171L59 168H61V166L59 165V164H60ZM63 162H65L66 167H65V164H64V167H63ZM72 162H74V163H72ZM95 162H96V164H98V165H96ZM114 162H115V164L117 163V164H116V165H117V168H114V167L116 166V165L114 164ZM137 162H139V163L137 164ZM148 162H149V163H148ZM160 162H161V161H160ZM191 162H193L194 165H193V163H191ZM208 162H209V163H208ZM226 162H227V161H226ZM229 162H230V161H229ZM235 162H237V161H235ZM235 162H234L233 164H235ZM0 163H1V160H0ZM19 163H20V162H19ZM21 163H22V162H21ZM30 163H31V164H33V163L35 164V161H34V162L32 161V162H30ZM39 163H40V162H39ZM42 163H43V164H42ZM49 163H50V162H49ZM121 163H123V164H121ZM141 163H142V164H141ZM158 163H159V164H158ZM170 163H171V162H170ZM178 163L176 162L175 165H177ZM230 163H231V162H230ZM230 163H228V164L231 165L232 163H231V164H230ZM2 164H3V162H2ZM17 164H18V165H17ZM31 164H30V168H31L32 170H35L34 167L37 166L36 169H37L38 171H39V170L42 171L43 169H45L44 165H46V164H48V163H45V161L40 163L41 166H43V167L40 166V167L42 168V170L40 169V167H39L40 164L38 165V162L35 164V166L33 165V166H34L33 168H32V165H31ZM52 164H53V163H52ZM107 164H108V165H107ZM118 164H119L120 166H119ZM126 164H127V165H126ZM139 164H140V166H139ZM146 164H147V165H146ZM152 164H154L153 167H152ZM209 164H210V166H209ZM215 164H216V165H215ZM228 164H227V165H228ZM50 165H51V163H50ZM57 165H52V166H54V167L51 166V167L53 168V170H54V168H55ZM70 165H72V166H70ZM113 165H114V166H113ZM125 165H126V166H125ZM130 165H131V164H130ZM142 165H143V166H142ZM165 165H167L168 167L165 166ZM170 165H173V164L171 163ZM185 165H186V166H189V167L186 168ZM3 166H4V164H3ZM9 166H10V164H9ZM17 166H18V167H17ZM46 166L48 167V165H46ZM79 166H80V165H79ZM122 166H123V167H122ZM127 166H128V168H130L129 170H131V172H129V171L127 170L129 173L127 172V174H126L125 172H126V169H127V168L125 169V167H127ZM159 166H161V167H159ZM198 166H199V169H198ZM207 166H209V167H207ZM211 166L214 167V168H211ZM223 166H224V165H223ZM1 167H2V165H1ZM4 167H6V165H5ZM11 167H12V164H11ZM11 167H9L8 169H10ZM16 167H17V168H16ZM110 167H111V169L113 168L112 171H111ZM135 167H133L132 169H134ZM143 167H145V168H143ZM158 167H159V168H158ZM190 167H191V168H190ZM226 167H227V166L225 165L224 169H225ZM66 168H69V169H66ZM118 168H119L120 170H118ZM122 168H123L125 171L122 170ZM163 168H164L167 172L164 171ZM168 168H169V169H168ZM210 168H211V170H209ZM0 169H1V168H0ZM5 169H6V171H5ZM5 169H3V167H2V170L5 172V174L3 175V177H1V175H0V177H1L0 179H1V180L3 179L2 182L0 181V186H1L0 189H4V188H3V185H4V182H6V181H4V176H6V177L8 176L7 178H8V180H10V179H9V175H6V173L8 174L7 171H9V170H8L7 168H5ZM15 169H16V170H15ZM49 169H50V168H49ZM70 169H71V171H70ZM72 169H73V170H72ZM102 169H104V170H105V169H107V170L109 169V170H108V172H106V170H105V174H104L103 171H102ZM156 169L154 170V171H156L155 174H153V176H152V177H154V178H155V176H156V173H158V172L160 173V170H156ZM172 169H173V170H172ZM192 169H193V170H192ZM221 169H220V170H221ZM2 170H1L0 172H2ZM20 170H22V169H20ZM68 170H69V171H68ZM115 170H116V171H115ZM188 170H189V171H188ZM208 170H209V171H208ZM216 170H217V169H216ZM43 171H45V170H43ZM73 171H74V172H73ZM109 171H111L112 174H111ZM140 171H142V172L140 173ZM169 171H170V172H169ZM192 171H193V172H192ZM195 171H196V172H195ZM197 171H198V172H197ZM205 171H206V172H205ZM207 171H208V173H207ZM214 171H215V169H214ZM214 171H213V172H214ZM14 172H15V174H14ZM63 172H64V174H65V175H64L65 178H63V175H62V177H60L61 174H62ZM70 172H72V173H71L72 175L70 174ZM77 172L80 173V175H79ZM81 172L84 174V175L82 174L84 177L81 176ZM101 172H100V174H101ZM119 172H120L122 175H121ZM134 172H135L136 174H137V173H140V174H141L140 177H141L142 180L140 179V177H139L138 174H137V175H138L139 179H138V177H137L136 175L134 176V174H135ZM151 172L154 173L153 170H152ZM174 172H175V173H174ZM203 172H204L205 174H204ZM215 172H216V171H215ZM215 172H214V173H215ZM2 173H3V172H2ZM41 173H42V172H41ZM57 173H58V174L60 173V174L58 175ZM117 173H118L119 175H118ZM152 173H151V174H152ZM170 173H171V175H170ZM176 173H177V174H176ZM187 173H188V174H187ZM211 173H212V171H211ZM211 173H210V174H211ZM214 173H212V174H214ZM217 173L220 174V173H222V172L220 171V173H219V172H217ZM43 174H44V173H43ZM66 174H68V175L66 176ZM91 174H93V173H91ZM114 174H115V175H114ZM162 174H161V175H162ZM165 174H163V175L165 176ZM198 174H199V175H198ZM19 175H20V177H19ZM56 175H57V177H56ZM74 175H75V176H74ZM98 175H99V174H98ZM154 175H155V176H154ZM186 175H187V176H186ZM215 175H216V174H215ZM220 175H221V174H220ZM21 176H22V178H21ZM68 176H69V177H68ZM70 176H73V178L70 177ZM80 176H81V177H80ZM109 176H111V178H110ZM112 176H114V178L116 177V179L113 180ZM118 176H120V178H118ZM126 176H127V177H126ZM128 176H129V177H128ZM130 176H133V177H130ZM164 176H163V178H164ZM167 176H168V177H167ZM170 176H171V177H170ZM182 176H183V178H182ZM218 176H219V175H218ZM218 176H216V177H218ZM74 177H75V178H74ZM107 177H108V178H107ZM121 177H123V178H121ZM125 177H126V179H125ZM145 177H144V180H145ZM57 178H61V179L58 180ZM71 178H72V180H71ZM76 178H78V180H77ZM82 178H83V179H82ZM93 178H94V179H93ZM105 178H106V179H105ZM109 178H110V179H109ZM117 178H118V179H117ZM128 178H130V179L128 180ZM154 178H153V181L155 182ZM156 178H157V177H156ZM218 178H219V177H218ZM218 178H217V180H218V181L220 180V181H219L220 183H218V181L215 180V178H213V180H214L213 184H212V182H210V184L207 183V187H209V188H206V189H205L206 191L208 190L207 192H206V191H205V192L209 195V197L212 196L214 199H211V198H212V197H211L210 200L207 201V199L205 198V201L208 203L207 206L204 205V202H205V201H204L202 204H200V205L197 206V207H199V209L203 207V206L200 207L201 205H204V206H206V207H209V206H210L209 209L206 208L207 210H210V211H211V213H209V214H210V217H208V216L205 217V214L207 215V212H206V213L202 212V213L204 214V215H203V219L201 218L202 220H200V218H199V221L196 219V218H198L197 216H195V215H197V214H195V215L192 216V218H191V219L194 220V221H190V223L193 224L192 227H193L194 229H196V232H199V231L203 228V229L200 231V233H198L199 235L201 234L200 239H199V238L197 239V236H199V235H197V233L195 232V233H196V239H197V240H202L201 237L203 238V236H204L203 234H206V236H209V235H210L209 232H211V231H208V234L205 233V231H206V230H209V229L211 230V226H212V225H214V226H213L214 228H215V226H218L219 228H221L220 230H218L217 228H215V229H217L218 231H220V233H221V230H222V227H221V226L224 225L223 229L226 228V227L228 226V224H226L225 221L229 222L228 219H229V218L231 219V216L233 215L232 212H231V216H230V214H229L230 212H229V210H228L229 208H228L224 203H223L224 206L227 207V208H224V207L221 206V203H222V202H221V198H222V196H221V198H218V199L216 198L217 195H220L219 192H223V191H224V190H222V188H221V189L219 188V187L222 186V185H220V184L222 183V182H221L222 180H221V178H220V179H218ZM12 179L10 180V181H11L10 183H8V184L6 183V184H7V185H10V184L13 182ZM25 179H22L23 183H22L21 181H19V182H21L22 185H23L24 183H25V184L28 183L27 180H26L27 182H25ZM62 179H64V181H63ZM100 179H102V180H101L102 182L100 181ZM107 179L110 180V185H111V186H112V185L114 184V182H115V184H114L115 188L117 187L116 189H118V188L120 187L118 190H116V193H115V190H114L115 188L113 189V191H109V190H108L107 193H111V194H108V195H105V194H106L105 191H103V192H105V193L102 195V193H103L102 191H99V192H98V191H94V190H92V189H95V190H96L97 188L99 189V187H103V188H104V187H105V188L107 187V188H108L109 186H107V184L109 183V182H108L109 180L107 181ZM120 179H121L122 181H121ZM148 179H149V178H147L146 181H148ZM188 179H189V180H188ZM190 179H191V180H190ZM199 179H200L201 181H200ZM5 180H7V179L5 178ZM8 180H7V181H8ZM61 180H62V181H61ZM92 180H93V181L99 180L100 184L98 183V187L96 186L97 188H96V187L94 188V185H96V184H95L96 182H94V185H91V184H93V181H92ZM116 180H117V182H116ZM118 180H119L120 183L118 182ZM126 180H127L126 184L128 185L129 189H128L127 187H125L124 189L121 188V187H123V186H126V184L124 183ZM132 180H133V183H132ZM134 180H135V182H137V180H140L141 182L139 183V185L137 184V185L135 186V184H134V183H135ZM144 180H143V181H144ZM149 180H150V179H149ZM170 180L172 181V183H171ZM183 180H184V181H183ZM194 180H195V181H194ZM204 180H203V181H204ZM211 180H212V179H211ZM105 181H106V182H105ZM129 181H130V184H132V185H130V184L128 183ZM151 181H152V180H151ZM192 181H193V183H192ZM198 181H199V182H198ZM8 182H9V181H8ZM71 182H72V183H71ZM97 182H98V181H97ZM111 182H112V184H111ZM183 182H184V183H183ZM185 182H186L187 185H185ZM215 182H217V183H215ZM78 183L80 184V186H79ZM142 183H143V182H142ZM158 183H159V182H158ZM178 183H179V185H178ZM182 183H183V184H182ZM223 183H224V182H223ZM2 184H3V185H2ZM6 184H5V185H6ZM12 184L14 185V183H12ZM15 184H18V185L21 186L20 183H15ZM62 184H63V185H62ZM69 184H71V185L69 186ZM124 184H125V185H124ZM192 184H193V186H192ZM194 184H195V185H194ZM224 184H226V183H224ZM224 184H223V185H224ZM7 185H6V187H7ZM26 185H27V184H26ZM26 185H25V187H26L25 190H28V191L30 190V191H29V194L26 193V191H25V193L23 194L24 190H23V192H21L22 194H20V192L18 191V189L20 188L19 186H18V188H17L15 185H14V186H10V187H11V188H13V187L17 188V190H16V189H13V190L18 191L19 194H20L21 196H25V197H22L23 200H24V202H25L24 204H25L27 207H29V203H30L31 205L34 204L33 200L35 201L36 199H31L30 197L28 198V196H26V194H28V195L30 196V195H31V192L33 191V190H31L32 187H31L30 185H27L28 187H27ZM45 185H46V184H45ZM67 185H68V186H67ZM72 185H73V186H72ZM75 185H76V186H75ZM103 185H104V186H103ZM120 185H121V186H120ZM170 185H171L172 188L170 187ZM197 185H198V186H197ZM208 185H209V186H208ZM212 185H213L214 187H213ZM32 186H33V185H32ZM40 186L42 187L43 185L40 184ZM49 186H50V187H49ZM84 186H85V187H84ZM90 186H92V187L90 188ZM134 186H135V187H134ZM191 186H192V187H191ZM29 187H30V188H29ZM33 187H34V186H33ZM41 187H39V188H41ZM68 187H70V188H68ZM71 187H73L74 190H73V188H71ZM174 187H175V188H174ZM177 187H178V189H177ZM216 187H218V188L216 189ZM11 188H10L9 190L12 191ZM22 188L24 189V185L22 186ZM39 188L37 187V188H34V189H36L37 192H38V189H39ZM80 188H81V191H80ZM103 188H102V189H103ZM166 188H167V187H166ZM173 188H174V189H173ZM191 188H193V189L191 190ZM201 188H202V189H201ZM224 188H225V187H223V189H224ZM7 189H8V187H7L5 190H7ZM41 189H43V187H42ZM41 189H40V190H41ZM62 189H63V190H62ZM70 189H71V190H70ZM86 189H87V190H86ZM102 189H101V190H102ZM110 189L112 190V188H110ZM122 189H123V190H122ZM138 189H140V191H139ZM148 189H149V188H148ZM148 189L144 192L145 195H143V196H146V195H147V196L145 197V201H147V203H148V200H150V199L147 200L146 198H148L149 196H150V198L154 197L153 194H155V193L157 192V191L155 190V192L152 194L150 191L153 192L154 190L150 189V191H149ZM172 189H173V190H172ZM198 189H199V188H198ZM9 190H8V191H9ZM19 190H20V189H19ZM40 190H39V191H40ZM46 190H45V191H46ZM49 190H47V191L49 192ZM59 190H60V191H59ZM61 190H62V191H65V193H63ZM67 190H68V191H67ZM75 190H76L77 192H78V191L80 192V193H78V195L80 194V195H83V196L80 197V196H78V195H71L72 193H73V194H74V193L77 194V192H76ZM120 190H122V191H120ZM137 190H138V191H137ZM166 190H167V189H166ZM177 190H179V191H177ZM210 190H211V191H210ZM218 190H219V191H218ZM221 190H222V191H221ZM15 191H14V194H13V195H18V194L15 193ZM21 191H22V190H21ZM28 191H27V192H28ZM45 191H44V192H45ZM53 191H54V192L56 191V193H54ZM66 191H67V192H66ZM86 191H87V193H86ZM89 191H90V193H89ZM106 191H107V190H106ZM118 191H119V192H118ZM159 191H160V190H159ZM163 191H164V190H163ZM163 191H162V192H163ZM167 191H169V190H167ZM167 191H166V192H167ZM181 191H182V192H181ZM195 191H196L198 194H197V193H193V192H195ZM0 192H2V191L0 190ZM12 192H13V191H12ZM35 192H36V191H34V193H35ZM37 192H36L35 194H37ZM41 192H42V191H41ZM52 192H53V193H52ZM57 192H59V193L57 194ZM71 192H72V193H71ZM94 192H97L98 194H100V197H99V198H101V200H100L99 198L96 197V195H95L96 193H94ZM112 192H114V193H112ZM121 192H122V193H121ZM124 192H125V191H124ZM137 192H138V193H137ZM171 192H169V193H170L171 195H173ZM201 192H200V194H203V193H201ZM34 193H32L31 196H34V195H35ZM46 193H47V192H46ZM60 193H62V195L65 194L66 196L63 195V197L61 198V195H59ZM93 193H94V194H93ZM127 193H128V192H127ZM127 193L125 192V194H127ZM160 193H161V191H160ZM167 193H168V192H167ZM169 193H168V194H169ZM177 193H179V194H177ZM206 193H205V195H207ZM217 193H219V194H217ZM223 193H224V192H223ZM223 193H221V195H223ZM1 194H3L4 196L6 195L5 191H3V193H0V195H1ZM8 194H9V192H8ZM10 194L12 195L11 192H10ZM10 194H9V197L11 196ZM38 194H39V193H38ZM41 194H42V193H41ZM44 194H45V193H44ZM113 194H116V195L113 196ZM123 194H124V193H123ZM128 194H130V191H129ZM128 194H127V195H128ZM135 194H134V196H132V197H135ZM13 195H12V196H13ZM46 195H49V194H46ZM57 195H58V196H57ZM67 195H68V196H67ZM70 195H71V196H70ZM94 195H95V196H94ZM121 195H120V198H119V199L122 198ZM130 195H131V194H130ZM138 195H137V196H138ZM148 195H149V196H148ZM151 195H153V196H151ZM158 195H159V193L157 192V193L155 194V198H156V196L158 197ZM171 195H170V196H171ZM4 196H0V197H1V199H0V203H1V201H2V203H3V202L6 201V200H10V199H8V198L6 197L7 195H6L5 197H4ZM12 196H11L10 198H11V200H12V199L15 200L14 203H13V200H12V202H10V203H8L9 201H8V202H4L3 204L5 205V207H6V205H10V204L13 205V204H15V202H16V203H21V202L23 201L22 199H19L20 196L18 197V199H19L21 202H19V201H17V199H15V198H17V196H14V198H13ZM73 196H74V197H77L78 200H79V198H80V199L82 198V202H83V201H85V202L81 204V200H79V203H80V204H78V203H75V204H74L73 202H78V201H77V200L75 201V199L72 198ZM86 196H87V197H86ZM111 196H110V197H111ZM118 196H119V195H118ZM128 196H129V195H128ZM128 196H127V197H128ZM139 196H140V195H139ZM143 196H140V198H143ZM168 196H169V195H168ZM35 197H37V196H34L33 198H35ZM38 197H39V198H38V199H39L38 201L43 200V199L40 198L41 196H38ZM43 197L46 198L45 196H43ZM58 197L61 198L62 200H61V199L59 200ZM90 197H91V198H90ZM102 197H103V198H102ZM110 197H109V198H110ZM123 197H124V195H123ZM130 197H131V196H129V198H130ZM173 197H174V196H172V198H173ZM202 197H203V196H202ZM205 197H206V196H205ZM219 197H220V196H219ZM5 198H6V199H5ZM47 198H49V196H47ZM54 198H50L51 200L48 199V200H50V202L46 201L47 199H46V200H43L44 202L41 201V204L43 205V203H45L47 210H48L51 214H52L53 211H54L53 214H54L55 216H58V218H61V217H60V214H59V215L55 214V212H56V213L59 212V209H57V211H56V206H55V204H54V206L52 205V207H55V209L53 208V210H52V208H50V210H49V208H48V207H50L51 205H48V206H47V204H49V203H51L52 201H54ZM64 198H65V199H64ZM70 198H71V199H70ZM84 198H85V199H84ZM96 198H97V199H96ZM109 198L106 197V198H105V201H106V199L109 200ZM113 198H111V199H113ZM140 198H139V199H140ZM155 198H152V200H155ZM199 198H200V200H199ZM30 199H31L32 201H31ZM52 199H53V200H52ZM72 199H74V200H72ZM98 199H99V200H98ZM143 199H144V198H143ZM185 199H186V198H185ZM195 199H197V200L195 201ZM203 199H204V197H203ZM203 199H202V200H203ZM215 199H217L218 201L215 200ZM11 200H10V201H11ZM65 200L67 201V204H65V203H66ZM71 200H72V201H71ZM141 200H142V199H141ZM156 200H157V199H156ZM170 200H171V199H170ZM180 200H181V201H180ZM27 201H28V205L26 204ZM69 201H70V203H69ZM98 201H99V202H98ZM113 201H114V199H113ZM117 201H118V203H117L116 201L113 203L112 200H111L110 202H109V201H106V202H109V203H112V204H115V203H116V206H120V204H122V202H123V201L121 200L122 202L120 201L121 203L119 204V200H118V199H117ZM145 201H144V203L146 204ZM171 201H172V200H171ZM219 201H220V202H219ZM35 202H36V201H35ZM46 202H47V204H46ZM71 202H72V204H71ZM106 202H104V200L101 201V203H105V204H106ZM151 202H152V201H150V203H151ZM154 202H156V201H154ZM188 202H189V201H188ZM194 202H193V203H194ZM217 202H219L220 205H219V203H217ZM2 203H1V204H2ZM5 203H6V204H5ZM52 203H53V202H52ZM94 203H95V204H94ZM152 203H153V202H152ZM168 203H169V205L167 206V209H168V207L170 208L171 206H172V207L174 206V208H176L175 210H178V208L175 207V205H176L177 203L174 205V203L171 202V203H172V205H171L170 202H169V199H168ZM209 203H210V204H209ZM214 203H215L216 205H215ZM1 204H0V205H1ZM24 204H23V205H24ZM69 204H70V205H69ZM107 204H108V203H107ZM107 204H106V205H107ZM118 204H119V205H118ZM124 204H125V203H124ZM153 204H154V203H153ZM153 204H152V206H154ZM155 204H157V203H155ZM213 204H214V205H213ZM223 204H222V205H223ZM45 205H44V206H45ZM66 205H68V206H66ZM90 205H91V206H90ZM92 205H93V206H92ZM96 205L99 206L98 208H102V210L99 211V209H98V211L100 212V214H98V215H97V214L93 215V214L96 212V211H95V212L93 211L94 208H95V210L97 209V206H96ZM110 205H111V204H110ZM122 205H123V204H122ZM126 205H127V204H126ZM126 205H124V206H126ZM146 205H149V203L146 204ZM166 205H167V204H166ZM170 205H171V206H170ZM187 205H188V207L190 208L192 204H191V203H190V204L188 203ZM187 205H186V206H187ZM26 206H25L24 208H27ZM80 206H81V207H80ZM82 206H83V207H82ZM85 206H86V207H85ZM94 206H95V207H94ZM128 206H129V205H128ZM177 206H178V205H177ZM180 206H182V205H180ZM0 207H2V205H1ZM9 207H10V206H9ZM20 207H21V205H20ZM90 207H91V208H90ZM108 207H110V206H109V205L106 206L105 211L108 210ZM120 207H121V206H120ZM126 207H127V206H126ZM129 207H130V206H129ZM172 207H171L170 209H172ZM195 207H196V206H195ZM217 207H219V208L217 209ZM221 207H222V208H221ZM3 208H4V207H3ZM3 208H2V209H3ZM29 208H31V206H30ZM44 208H45V207H44ZM111 208L114 209V207H111ZM118 208H119V207H118ZM118 208H115V211H117ZM192 208L194 209V205H193V207H191L190 209H192ZM213 208H214V210H213ZM220 208H221V209H220ZM223 208H224V210L227 211V212L225 211V213H226L227 215L224 213V210H222ZM2 209L0 208V212H1V213H0V226H1L2 220H3V221H4V220H10V222L12 223L10 226L8 225V226H9L8 228H10V230H8L7 228H4V229L6 230V231L4 230V232H6V236H9V237H7L8 239L6 238L7 241L5 240V237H4L5 235L3 236L4 232H2L3 229H1V228H3V227L0 228V229L2 230V231L0 230V231H1V233H0V234H1L0 237L4 238L5 242L7 243L6 253L2 254L5 250H4V251L2 250V251L0 252V253H1L0 255H2V256L0 257V258H1L0 263H2V264H20V263H21V264H32V263H33V264H34V263H35V264H76L77 259L79 260L80 258H83V257H81V256H83V255H80V253L82 252V250H81L80 248H78V247H79V246H77L78 243L81 244V243L84 241V239L87 238V239H90V241H87V242H91L90 245L92 246L93 243H92V241H91V238H92L93 242L95 241V240H94L95 238H94L93 236H92L91 238H90V236L88 237V232H92V231H89L90 229H92V228L89 226V229L86 228V230H85V231L87 232V233L85 232V233L87 234V236H85L84 239H83V238H79V235H78L77 239H79L80 242L76 241L75 243H76L77 245H76L75 243L72 242V241H73V240H72V237H73V239H74V236L70 237V236H69V235H71L70 233H69V234H67V233L65 234V233H64L65 235L63 234L64 236H66V235L69 236V237H67V238L64 237L65 240L71 238L70 241H66V245H67V244L69 245V246H67V249H68V247L71 248V245H70L71 243L69 244V242H72L73 245L77 246L78 249H76L77 251H75V252H77L78 254L76 253V255H75V253H74L75 257H77V258H74V256H73V258H72V257L70 256V255H73V254L71 253V251H70L71 249H70V250L68 249L69 251H67V249H66V250H63V249H62V250H61V248H59V250L57 249V251H55V252H51V251L54 249V247L52 248V246H54V245H52V246L50 245L53 241H51V243H50V241L47 240V237H48L47 234H46L47 237H45V236H42L41 233H39L41 230H34V229H32V228H31V230H29V229H28V228H30L29 225H26V227L29 226L28 228H26V227H24V225L22 224V225H23V227H22L19 223H16V222H18V219H16L17 221H15V217H16V216H15L14 214H12L11 216H8V215H10L11 212H12V213H13V212L16 213L17 210L10 211V213H9V212L7 213V211L5 210L4 213H5V214L7 213V215L2 216V213H3V212H2V211H3ZM109 209H110V208H109ZM122 209H124V208L122 207ZM122 209H121V213H122V214H123V213L126 214V213L128 212L127 214H129V216H130V214L132 213V211L129 212L127 209H126L127 212H125V211H126L125 209H124V210H122ZM193 209H192V211H191V210H190V211H191V212H194ZM206 209L203 207L202 210H203V211H206ZM51 210H52V211H51ZM65 210L67 211V209H65ZM118 210H120V209H118ZM168 210H169V209H168ZM172 210H173V209H172ZM172 210H171V211H172ZM182 210H183V209H182ZM182 210H181V211H182ZM194 210H198V208H197V209H194ZM202 210H200V211H202ZM212 210H213V211H212ZM8 211H9V210H8ZM60 211H61V210H60ZM66 211H65V212H66ZM90 211H91V212H90ZM92 211H93L94 213H92ZM105 211H104V212H105ZM115 211L113 210V213H114ZM123 211H124V212H123ZM173 211H174V210H173ZM190 211H189V212H190ZM215 211H216L217 213H216ZM230 211H231V210H230ZM69 212H70V214H69ZM84 212H85V213H84ZM109 212L111 213L112 210L110 209ZM109 212H108V213H109ZM208 212H209V211H208ZM213 212H214V213H213ZM221 212H222V213H221ZM4 213H3V214H4ZM71 213H72V215H71ZM115 213H119V212H115ZM195 213H196V211H195ZM197 213H198V212H197ZM101 214H103V215H101ZM127 214H126V216L124 217V220H123V221L126 220V221L128 222V220H129V219H128L129 216H128ZM209 214H208V215H209ZM228 214H229V216H228ZM73 215H74V217H73ZM99 215H101V218H100ZM119 215H121V214L119 213L118 215H114V216H112V217H113V218H114L115 216L118 217ZM215 215H216V216H215ZM220 215H221V216H220ZM81 216H82V217H81ZM83 216H84V217H83ZM91 216H92V217L96 216V218H91ZM98 216H99V217H98ZM104 216H106V217H104ZM123 216H124V215H123ZM198 216H199V215H198ZM200 216H202V215L200 214ZM200 216H199V217H200ZM211 216H212V217H211ZM233 216H234V215H233ZM233 216H232V217H233ZM3 217H5V218H4V219H1V218H3ZM97 217H98V218H97ZM103 217H104V218H103ZM109 217H110V216H109ZM117 217H115V219H113V218L111 219V217H110V218H108V219H110V221H108V220H107V221H108V222H111L112 220H115V221H116V218H117ZM120 217H121V220H122L123 217H122V216H119V218H120ZM193 217H194V218H193ZM195 217H196V218H195ZM8 218H10V219H8ZM11 218H12V219H11ZM16 218H17V217H16ZM67 218H69V219L67 220ZM88 218H89V219H88ZM102 218L105 220V221H103V222H104L106 225L101 226V225L103 224V222L101 221V220H103ZM205 218H206V219L209 218V219H207V223H206V220H204ZM211 218H212V219H211ZM214 218H215L216 221L214 220ZM225 218H226V219H225ZM227 218H228V219H227ZM13 219H14V220H13ZM84 219H85V220H84ZM87 219H88V220H87ZM218 219H219V220H218ZM203 220L205 221L204 223H202ZM208 220H210V222H208ZM211 220H212V221H211ZM232 220H234V218H233ZM12 221H14V222H12ZM84 221H86V222L84 223ZM95 221H96V222H95ZM100 221H101V222H100ZM126 221H125V222H126ZM196 221H197V222H196ZM200 221H201V223H200ZM220 221H221V222L223 221V222L221 223ZM99 222H100L101 224H100ZM214 222H215V223H214ZM230 222H232V221L230 220ZM247 222H248V221H247ZM3 223H4V222H3ZM15 223H16V226H15ZM82 223H84L85 226H84ZM98 223H99V224H98ZM208 223H211L212 225H211V224H208ZM220 223H221V224H220ZM232 223H233V222H232ZM236 223H237V224H236ZM18 224H19V225H18ZM115 224H118V222L116 221ZM195 224H196V226L200 227L201 229L199 228V230H198V227L195 228V227H196ZM198 224H199V225H198ZM204 224H205V225H204ZM222 224H223V225H222ZM233 224H236V226L239 225V228H240V223H239V222H235V223H233ZM249 224H252V223L249 222ZM13 225H14L15 227H14ZM17 225H18V226H17ZM98 225L101 226V227H98ZM111 225H114V223L111 224ZM130 225H131V223H130ZM208 225H209V226H208ZM219 225H220V226H219ZM226 225H227V226H226ZM230 225H231V223H230ZM241 225H242V224H241ZM20 226H21L23 229H22V228L19 229L18 227H20ZM114 226H115V227L118 226L119 229H120V231H121V228H120V227H123L122 225H121V226H120V225H117V226L114 225ZM201 226H202V227H201ZM225 226H226V227H225ZM231 226H232V225H231ZM236 226H235V227H236ZM247 226H248V224H247ZM247 226L245 225V228H247ZM250 226H251V225H250ZM11 227H12V228L14 227L13 229H14L15 231H16V229L18 228L19 232H18V230H17V232H15V233H17V235H15L14 230L12 229V233H11V237H10V234H7V231H8V232H9V231L11 232ZM16 227H17V228H16ZM103 227H104V228H103ZM207 227H208V229H207ZM233 227H234V226H233ZM233 227H232V228H233ZM242 227L244 228V226H242ZM251 227H252V226H251ZM24 228H25V229H24ZM102 228H103V229H102ZM230 228H231V227H230ZM230 228L228 227V229H230ZM248 228H249V226H248ZM248 228H247V229H248ZM252 228H253V227H252ZM83 229H82V230H83ZM93 229H92V230H93ZM250 229H251V228H250ZM250 229H249V230H250ZM20 230H22V231H20ZM77 230H78V229H77ZM203 230H204V231H203ZM224 230H225V229H224ZM239 230H240V229H239ZM241 230H242V229H241ZM249 230H248V232H249ZM252 230H254V228H253ZM252 230H251V232H252ZM27 231H28V232H27ZM32 231H33V232H32ZM34 231H35L36 233H35ZM63 231H64V230H63ZM66 231H64V232H66ZM83 231H84V230H83ZM111 231H112V230H111ZM111 231H110V233H112ZM113 231H114V230H113ZM115 231L118 232L119 230H118V229H115ZM115 231H114V232H115ZM120 231H119V236H120ZM132 231H133V229H132ZM132 231H130V232L133 234V236H132L131 233H129L128 236H125V237H127V238H125L126 240L123 238V241H122V240H118L120 237H115L116 235L114 234V237L117 238V239H115V240H117V241H113V245H114V243H115V245H116V249H117L118 251L114 248L115 245H114L112 248H110V249H111L110 252H111V253L113 252L112 255H115V258H114V259H111V258H110V259H111L110 261H107L106 259H105V261H103V260H104V257H103V258L101 257L103 260L100 259L99 261L93 262L94 260H93L92 256H90V253L92 252V249H89V248H88L89 243H88V245H87V242H86V241H85V242H86V245H85V247H84L85 242H83V243H82L83 246H80V247H82V249L85 248L86 251H84V255H85L86 253H88L89 256L92 258V259H91L92 261L89 262L90 257H89L88 255H85L86 257H84V258L82 259V261H78V262H80V263H77V264H98V263H99V264H105V263H106V264H133V263H134V264H145V263L143 262V259H144V261H145L146 258H147V257H144V256H146V255H145V253H143L145 250L143 251V250L141 249V250H142V251H141V250L139 249V250H140L139 253L142 252L141 254H143L142 256L144 257V258H140L141 255H140L139 253H138L139 255L136 253V252H138L139 250H138V251H136V250H133V251H132V248H131V247H134L133 249H135L137 246H138V247L140 246L139 248H141V247H146L145 243H147V246H148V244H149V242H150V240L147 241L148 239H150L149 234L147 233L148 235H146V233L143 232V231H140V232H141V233H140L138 229H136V234H135V232H132ZM134 231H135V230H134ZM202 231H203V232H202ZM222 231H223V230H222ZM245 231H246V230H245ZM245 231H244V232H245ZM10 232H9V233H10ZM20 232H21V233H20ZM31 232L33 233L34 236L32 235ZM37 232H38V234H37ZM67 232H69V231H67ZM95 232L97 233V230H96ZM214 232H215V231H214ZM248 232L246 231L247 235H248L249 233H251V232H249V233H248ZM18 233H19V234H18ZM22 233H23V236H22ZM27 233H28V234H27ZM42 233L45 234L44 231H43ZM71 233H72V230H71ZM80 233H81V232H80ZM105 233L107 234L105 237L108 236L107 238H110L109 241L112 243V240L114 239V238L112 237L113 234H108L107 232H105ZM105 233H104V234H105ZM215 233H216V232H215ZM224 233H226V232L224 231ZM253 233H254V232H253ZM12 234H14V235L12 236ZM29 234H30V235H29ZM130 234H131V235H130ZM143 234H144V235H143ZM211 234H212V232H211ZM216 234H218V233H216ZM226 234H227V233H226ZM18 235H19V236H18ZM72 235H73V234H72ZM81 235H82V234H80V237H82ZM111 235H112V236H111ZM202 235H203V236H202ZM213 235H214V234H213ZM223 235H224V234H223ZM249 235H251V234H249ZM14 236H15V237H14ZM21 236H22V237H21ZM41 236H42V237H41ZM145 236H146L147 238H146ZM206 236H204V237L207 238ZM214 236H216V235H214ZM219 236H220V238L222 237V235H219ZM219 236H218V237L216 236V237H217V239L215 240L216 243H214V242H213V243H214V244H222V243H223L222 248H225L224 251H223V254H225V255H226V254H230V252H232V251H230V252L227 251L228 248H230V247H228V245L230 244V242H229V244H228V243H226V242L224 241L225 239H227V238H226L227 236H225L224 238L222 237V238L224 239V240H222L223 242H222L221 240L218 239ZM12 237H13V239H11ZM16 237H17V238H16ZM83 237H84V236H83ZM210 237H211V236H210ZM212 237H213V236H212ZM212 237H211V238H212ZM216 237H214V238H216ZM14 238H15V239H14ZM20 238H21V239H20ZM34 238H35V239H34ZM50 238H51V237H48V239H50ZM129 238H130V240H129ZM205 238H203V240H204ZM211 238H210V239H211ZM251 238H253V237H251ZM0 239H1V238H0ZM121 239H122V237H121ZM151 239H152V238H151ZM247 239H250V238L247 237ZM247 239L245 240V244H246V242L248 243V240H247ZM4 240H0V244L2 243V241H3V243H4ZM8 240H9V241L11 240V242H9ZM22 240H23V241H22ZM24 240H25V241H24ZM50 240H51V239H50ZM75 240H76V237H75ZM124 240H125V241H128V240H129V241H128L129 244H128V242L126 243ZM152 240H153V239H152ZM217 240H218V241H217ZM227 240H228V239H227ZM227 240H226V241H227ZM251 240H252V239H251ZM32 241H33V242H32ZM44 241H45V242H44ZM106 241H107V244L110 245V243L108 242V239H107ZM206 241L208 242L209 239H206ZM213 241H214V239H213ZM228 241H230V240H228ZM228 241H227V242H228ZM254 241H255V240H253L252 243L249 242L250 244L248 243V246H249V250H250V251H251V250L253 251L254 249L256 250L257 248L259 249V251H258V250H257V251H254V253L256 254V255H254V257H256V256H257V253H256V252H260L261 249H262L263 247L261 246V249H260L259 246L262 245V244L259 245V243H255ZM25 242H26V243H25ZM46 242H47V244H46ZM67 242H68V243H67ZM123 242H125V243H123ZM131 242H132V243H131ZM197 242H198L199 244H203V245H206V243H207V242L204 243V242H202V241H201V243H200L199 241H197ZM219 242H222V243H219ZM224 242H225V246L227 245L226 247H228L227 250H226V247L224 246ZM8 243H10L11 245H9ZM12 243H13V244H12ZM31 243H32V245H31ZM142 243H143V244H142ZM209 243H211V241H209ZM213 243H211V244H208V243H207V245L212 246ZM29 244H30V245H29ZM80 244H79V245H80ZM130 244L132 245L131 247L129 246ZM4 245L6 246L5 243H4ZM90 245H89V246H90ZM136 245H137V246H136ZM5 246L2 247V246L0 245V248H1V247H2V248H5ZM50 246H51V247H50ZM75 246H73V247L75 248ZM127 246H129V248H131V249H129ZM214 246L217 247L218 245H214ZM244 246H245V245L243 244V247H244ZM246 246H247V244H246ZM246 246H245V248H246ZM20 247H21V248H20ZM73 247H72V251L74 250ZM125 247H127V248H125ZM218 247L220 248L221 245L218 246ZM24 248H26V249H24ZM49 248H50V249H49ZM87 248L89 249V251H90V250H91V251H90V252H87V250H88ZM90 248H91V247H90ZM108 248H109V246H107V249H108ZM124 248H125V249H124ZM146 248H147V247H146ZM7 249H8V251H7ZM20 249H21V250H20ZM51 249H52V250H51ZM55 249H56V248H55ZM55 249H54V250H55ZM114 249H115L116 251H114ZM127 249H128V251H126ZM207 249H208V248H206V250H207ZM78 250H81V251L79 252ZM123 250H124V251H123ZM129 250H130V251H129ZM201 250H202V252H200ZM201 250H199V252L196 251L197 253L194 251L193 254H192V252H191V254H190L189 257H188L189 259L191 258V259H190L191 261H189L191 264H193L194 262H195L194 264L198 263L199 261H201L199 257H201V256L203 257V255L206 254L205 252H207V251L203 252L204 250H203V249H201ZM229 250H230V249H229ZM244 250H245V249H244ZM244 250L242 249V251H244ZM23 251H24V252H23ZM62 251H63V252H62ZM65 251H66V252H65ZM135 251H136V252H135ZM262 251L264 252V248L262 249ZM262 251H261V252H262ZM64 252L66 253V257H67L68 254H69L70 257H67V258H66L65 255L63 254ZM69 252H70L71 254H70ZM73 252H74V251H73ZM85 252H86V253H85ZM116 252H117L118 254H119L120 252H122V255L119 254L120 256H118V254H117ZM123 252H124V253H123ZM129 252H130V253H129ZM132 252H133L134 255L132 254ZM134 252H135V253H134ZM224 252H228V253H224ZM248 252H249V251H248ZM261 252H260V253H261ZM32 253H33V254H32ZM242 253H243V255H244V253L246 254V253H247V250L244 251V252H242ZM250 253H251V252H250ZM250 253H249V254H250ZM51 254H54V255H51ZM55 254H57V255H55ZM81 254H83V252H82ZM91 254H93V253H91ZM197 254H200V256L198 255V256H199V257H198ZM252 254H253V252L251 253V256H252ZM258 254H259V253H258ZM263 254H264V253H263ZM263 254L261 253V256H260V254H259L260 258H258V256H257L256 258H258L259 260H260V259L262 260V258H263L262 255H263ZM6 255H7V256H6ZM32 255H35V256L32 257ZM49 255H50V256H49ZM130 255H131V256H130ZM135 255H136V256H135ZM247 255H248V254H247ZM3 256H4L5 258H4ZM19 256H20L21 258H20ZM36 256H37V257H36ZM55 256H56V257H55ZM87 256L89 257L88 259H87ZM93 256H94V255H93ZM117 256H118V257H117ZM123 256H124V257H123ZM180 256H181V255H180ZM182 256H183V254H182ZM191 256H192L193 258H192ZM228 256H229V255H227V257H228ZM249 256H250V255H249ZM249 256H247V257H249ZM10 257H11V258H10ZM54 257H55V258H54ZM59 257H60V258H59ZM113 257H114V256H113ZM116 257H117V258L121 257V258H120V260H116ZM138 257H139V258H138ZM202 257H201V258H202ZM245 257H246V256H245ZM247 257H246V258H247ZM2 258H3V259H2ZM8 258H9V259H8ZM46 258H47L48 261L46 260ZM48 258H49V259H48ZM71 258H72V260H71ZM94 258H95V257H94ZM185 258H186V256H185ZM185 258H184V259H185ZM231 258H232V257H230V261H231ZM233 258H235V257H233ZM236 258H237V257H236ZM246 258H245V259H246ZM250 258H251V257H250ZM250 258H247V259H250ZM27 259H28V260H27ZM43 259H44V260H43ZM96 259H97V257H96ZM98 259H99V258H98ZM122 259H123V260H122ZM129 259H130V260H129ZM148 259H149V258H148ZM148 259H147V261H148ZM150 259H151V258H150ZM150 259H149V262H146V264H153V263L156 264V262H152L153 260L150 261ZM179 259L181 260L182 258L178 257V259H174V260H175L176 263H177V262L180 263V262L182 261V264H187V263L185 262V261H187L186 259H185V260L183 259L185 263H183V260L178 261ZM202 259H203V258H202ZM204 259H205V258H204ZM204 259H203V260H204ZM238 259H239V258H238ZM41 260H42V261H41ZM45 260H46V261H45ZM68 260H69V261H68ZM83 260H87V262H84ZM172 260H173V259H171V263L169 262V264H176V263H174ZM233 260H234V259H233ZM235 260H236V259H235ZM239 260H240V259H239ZM256 260H257V259H255V260L253 259V261H254L255 264L257 263ZM1 261H2V262H1ZM63 261H64V262H63ZM72 261H74V262L72 263ZM101 261H102V263H101ZM120 261H122V262H120ZM219 261H220V260H219ZM219 261H217V263H219ZM223 261H224V260H223ZM223 261H221V262H223ZM253 261H251V264H252ZM255 261H256V262H255ZM43 262H44V263H43ZM97 262H98V263H97ZM103 262H105V263H103ZM112 262H113V263H112ZM118 262H119V263H118ZM203 262H204V264H205V260H204ZM203 262H202V264H203ZM238 262H242V261H238ZM258 262H259V261H258ZM179 263H178V264H179ZM199 263H200V262H199ZM224 263H226V259H225V262H224ZM232 263H234V262H232ZM188 264H189V263H188ZM227 264H229V263L227 262ZM230 264H231V262H230ZM234 264H235V263H234ZM240 264H247V261H244V260H243V262L240 263ZM248 264H250V263L248 262Z\"/></svg>","mask_w":264,"mask_h":264},{"label":"bare ground","instance_id":"obj_2","mask_svg":"<svg viewBox=\"0 0 264 264\" xmlns=\"http://www.w3.org/2000/svg\"><path fill=\"white\" fill-rule=\"evenodd\" d=\"M7 1H10V0H1V1H0L1 3H2V2L4 3V5H3V3H2V4L0 3L1 7L3 6V8H2L3 11H2V9H1V7H0V12L2 11V12L5 13L4 9L8 8V9L6 10L8 13H7V12H6V13L10 15L11 12L8 11V10H11V11H12V9H10V8L12 7V6H11V1H10V5H9V7L6 6V4H7L6 2H7ZM12 1H13V0H12ZM20 1H21V2H20ZM26 1H27V3L30 4V5H29L30 7H26V6H25V9H26L25 12L28 11V12H27L28 15H27L26 13L24 14V12H23L24 9H23V11H22V9H21V7L24 8V7H23V6H24V0H19V2H18V0H17V1L15 0L14 3H15V2H18L17 5L20 7V9H18V6L16 7V4L12 3V4L15 5V9H13V11H16V13L19 11V12H18L19 15H18V13H17L18 17L15 16V15H16L15 12H14L15 14H14V13H12L13 15L11 14L12 17L9 16V15H7V14H5V15H7L6 18H5V15H3V13H2V17H1V18H2V22H1L2 24H1V26H2V25H5V24H6L5 22H7V23L10 22L9 20H11V19H13L14 21L18 20V21L16 22V24L19 25V28H18V26H16L15 24H12L14 27L16 26V28H15V32H16L17 29L20 30V26H22V23L24 22V24H25V22L27 21V22H26V24H28V25H26L27 30H24L25 25H23L24 28L21 27V29L23 28L24 32L26 31V32H25V33H26V36L29 35V34L31 33V31H33V30H34V33H36L35 30H36L37 28H36V29H31L32 27H30V24H29V22H28V21H29V16H30V14H31L30 11L33 10V9H35L36 7H35V5H34V8L32 9L31 6H32L33 4H31V1H28V0H26ZM34 1H35V0H34ZM34 1H33V2H34ZM36 1H37V0H36ZM70 1H71V0H69V2H70ZM72 1H73V0H72ZM79 1H80V0H79ZM79 1L76 0L77 3H76V6H75V7H77V8H78V3H79ZM90 1H91L92 4H94V6H95V4H96V7L98 6L97 8H99V9H100V7H102V8L104 9L103 5H102V6L100 5L101 3L104 2L103 4L106 5V4H105V1H106V0H102V1L100 0V1H101V3L99 4L100 6L96 3V0H90ZM90 1H89V2H90ZM98 1H99V0H98ZM100 1H99V2H100ZM122 1H124V0H121V1L118 0V2L120 3V7H121V8L124 7L125 3H127L126 0H125L124 3H123ZM127 1H130V0H127ZM137 1L140 3V0H137ZM137 1H134V3H133V0L130 1V3L132 2L133 5H134L135 7H134V6L132 7L130 3H127V5L129 4V7H128L127 5H125V8H123V11H121V10H119L118 8H116L117 6H119V3L117 4V1H116V3H115V4H116V7H115L114 3H112V2H114V0H112V2H111V3H112L111 6H112V7L114 6L115 8H113L112 10L109 9L110 1H109V3H108V0H107V5L105 6V8H106V10H107V8H108V10H110L109 13H111V14L114 13V15H115L116 12H118L119 14H121V13L123 14V15H119L118 13H116V15L118 14L117 17H116V15L114 16V18H117L116 21H118V22L120 23V24L118 23L119 25L116 23V24H117V27L121 28L120 25H121L122 21L125 20V19H128L127 16H128L129 14H130V15H129V16H130L129 18H130V20H131L132 17L134 18V17L136 16V12H138V10H140L139 8H145V7H144L145 4H146V7H147L146 0H141V3H140V5H138V7H137V4H138ZM142 1L144 2V4H143L144 6L142 5ZM153 1H154V0H153ZM159 1H161V0H159ZM167 1H168V0H167ZM172 1H173V0H172ZM209 1H211V0H208V2H209ZM218 1H219V0H218ZM218 1H217V2H218ZM223 1H224V3H225V0H222V2H223ZM231 1H232V0H231ZM231 1L226 0V3L228 2V3H227L228 5H227L226 3H225V4L223 3V8H224V6H225V8H226V5H227V7L229 6V8L226 9V11H225V8H224V10H223L222 8H220V6H222V5H221V4H222L221 1H219V3H221V4L218 3V6H219L220 9H218L217 7H214L215 5L213 6L212 4H214V3L212 2L211 5H212L214 8L211 7V6H209V7H210V11H211V13H210L209 15L212 14V16H209V17H210L209 20L211 21V19H212V21H211V23H210V21H209V22H206V24H205V22L201 23V25L203 24L201 27H203L204 24H205V28H206L207 25L211 24V28H212V27H213L212 23H213V21H214L215 19H216V21H218V19H219V21L222 19V20H224V22H223L224 24H223V23L220 24L221 22L218 21V24H217V22H216V24H217V28L214 26V27H215L216 29H218V30H219L220 28L222 29V27L219 26V25H224V26H226L227 22L229 21V17L232 18L231 13H233V11H232L233 8H234V7L236 8L237 5H238V6L241 5L240 8H243V7H244V8H249V7H250L249 9H251V10H249V12L251 13V11L253 10V12L255 13V11H256V13H255L256 15H258L257 13H259V12H258V8H259V11H260V7H263V8H264V5H263L264 0H257V2H254V0H253V1H252V0H249V2H251V3H252V2L256 3V4H254V5L252 4V6H251V4H250L249 2H247V4H250L249 7H248L247 4H245V2H246L247 0H246V1L244 0L245 2H244V4H243V5H246V7L243 6V5L241 4V3L243 2V1L241 2V0H240V2H237V3H239V4L236 3L235 6L233 5V6L231 7L230 5H232V4H230V3H233L234 1H237V0H234L233 2H231ZM255 1H256V0H255ZM46 2H47V1H46ZM64 2H65V1H64ZM73 2H74V4H75V0H74ZM73 2H70V3L73 4ZM87 2H88V1H87ZM89 2H88V3H89ZM217 2H216V0H215V3H217ZM258 2H259V3H258ZM34 3H35V2H34ZM36 3H37V2H36ZM38 3H39V2H38ZM66 3H67V2H66ZM152 3H153V2H152ZM154 3H155V2H154ZM261 3H262V4H261ZM8 4H9V3H8ZM8 4H7V5H8ZM60 4H61V3H60ZM80 4H82L81 7H82V6L84 7L83 2H82V3L80 2ZM121 4H122V5L124 4V5L121 6ZM169 4H170V3H169ZM172 4L174 5L175 3H172ZM191 4H192V3H191ZM204 4H205V1H204ZM229 4H230V5H229ZM259 4H260V5H259ZM38 5H40V4H38ZM43 5H44V4H43ZM69 5H70V4H69ZM69 5H68V7H69ZM141 5H142V7H140ZM151 5H152V4L150 3V6H151ZM153 5H154V4H153ZM156 5H157V4H156ZM164 5H165V4H164ZM170 5H171V4H170ZM170 5H168V6H170ZM202 5H203V4H202ZM10 6H11V7H10ZM72 6H73V5H72ZM111 6H110V7H111ZM216 6H217V5H216ZM254 6H255V9H254ZM258 6H259V7H258ZM40 7H41V6H39V8H40ZM51 7H52V6H51ZM68 7H67V8H68ZM81 7L79 6V8H78L79 11H76V10L74 11V10L72 9V7H71V10H70V7H69V10H70V11L73 10L75 13H76V12L79 13V12H80V9H82ZM89 7H90V5H89ZM91 7H92V6H91ZM96 7H93V8H95V10H96ZM120 7H119V8H120ZM126 7H127V9H126ZM156 7H157V6H156ZM170 7H171V6H170ZM185 7H186V6H185ZM251 7H253V8H251ZM257 7H258V8H257ZM16 8H17V10H16ZM27 8H28V10H27ZM30 8H31V9H30ZM41 8H42V7H41ZM61 8H62V7H61ZM93 8H92V9H93ZM147 8H148V7H147ZM150 8H151V7H150ZM158 8H159V7H158ZM167 8H168V7H167ZM171 8H172V7H171ZM180 8H181V6H180ZM197 8H198V7H197ZM207 8H208V6H207ZM235 8H234V9H235ZM263 8H261V9L263 10V12H262V10H261L260 13H259L260 16L258 15V16H256L257 18L255 17L256 19H258V21H259L258 23H259L260 25H256V24H255L256 22H255V23L253 22L256 26H258V27L255 28V27H253L254 24L252 25V28H253L254 32H255L256 29H258V28L261 26V23H262V22L264 23V18H262V17H264V16L261 15V12L264 13V9H263ZM29 9H30V11H29ZM44 9H45V8H44ZM86 9H88V8H86ZM114 9H116V10L118 9V10L114 12ZM125 9H126V11L124 12ZM131 9H132V10H131ZM134 9H137V10H135L136 12L133 11ZM175 9H177V8H175ZM188 9H189V8H188ZM221 9H222L223 11H221V15H220V12H219V11H220ZM238 9H239V8H238ZM40 10H41V9H40ZM52 10H53V9H52ZM52 10L50 9V14H49V16H52V17L54 18V16L56 15V17L54 18V21H55V22L51 19V17L47 16L48 14H47V15L45 14L44 16L49 17V20H48V19L46 20V17H44L43 20L40 19V18L43 17V15H42L41 12H38L37 15H38V14L40 15L38 19H40V20L36 19V20L34 21V19H35L36 17H35V18H33L32 16L30 17V18L33 19L32 21H34L35 23H36V21L38 20L37 23H36V25L33 23V27H37V26L40 24L39 22H40L41 20L44 21V22H43L44 25H45V22H46L47 24L50 22V24H48V25L46 24V25H45L46 28H48L47 26H49V25L52 26L53 24H54V26H52L53 29H54V27H55V29H57L58 25H59L60 27L62 26L61 29H60V27L57 29V32H59V31L62 30L61 32H59V33H60V36L57 37L58 40H62V41L65 42L66 39H69V42H71V40H72V42L74 43V46L77 45V44L79 45V41H80V40L78 41L77 44L75 43V42H76L78 39H80V37H81V36H80L81 34H80V35H78V34L80 33V28H79V27L82 28V23H81V20H82V19L79 20V18L82 17V16L84 17V15H82L81 13H79V14H80V15H79L80 17H79L78 14H76V16L73 15V14H75V13H72V14L70 13V15L67 13V15H69V19H66L65 17H66L67 15H66L65 13H66V11L69 12L68 10H66L65 13L63 12V15H62V11H64L63 9L61 10V14H60V12H59L60 10L58 9V7H57V10H56V14H55V11H54V10L52 11ZM83 10H84V9H83ZM143 10H145V9H143ZM149 10H150V9H149ZM149 10H148V11H149ZM154 10H155V9H154ZM162 10H163V9H162ZM168 10H169V8H168ZM168 10L166 11L167 13H168ZM177 10H178V9H177ZM177 10H176V11H177ZM181 10H182V8H181ZM190 10H191V9H190ZM200 10H202V9H200ZM208 10H209V9H208ZM208 10H206V11L209 13ZM217 10H218V12H217ZM242 10H243V9H242ZM20 11H22L23 14L26 16V21L24 20L25 18H23V19L21 18V19H20ZM35 11H38V10L35 9ZM35 11L33 10L32 12H35ZM84 11H85V10H84ZM84 11H83V12H84ZM91 11H92V10H91ZM141 11H142V10H140V12H141ZM159 11H160V10H159ZM163 11H164V10H163ZM182 11H183V10H182ZM195 11H196V10H195ZM206 11H205V12H206ZM9 12H10V13H9ZM44 12H45V11H44ZM51 12L54 13V14H52ZM57 12L59 13V16L57 15ZM81 12H82V10H81ZM104 12H105V11H104ZM140 12H138V14H139ZM142 12H143V11H142ZM150 12H151V10H150ZM154 12H155V11H154ZM207 12L203 14V10H202L201 15H202V14H203V15H202L201 17H204V15L206 16V18L204 17L205 20H203V21H207V18H208V17H207V15H208ZM214 12H216V14L219 15L218 18H217V17H215V18L213 17V16H217L216 14H215V15L213 14ZM222 12H223V13H222ZM29 13H30V14H29ZM47 13H48V12H47ZM88 13H89V12H88ZM106 13H107V11H106ZM109 13H108V14H109ZM125 13L128 14V15H126ZM132 13H133V14H132ZM134 13H135V14H134ZM144 13H145V12H144ZM146 13H147V12H146ZM151 13H152V12H151ZM158 13H159V12H158ZM164 13H165V12H164ZM170 13H171V12H170ZM178 13H179V12H178ZM199 13H200V12H198V14H199ZM234 13H235V10H234ZM234 13H233V15H234ZM23 14L21 13V17H24ZM51 14H52V15H51ZM98 14H100V13H98ZM102 14H103V13H102ZM111 14H110V15H111ZM140 14H143V13H140ZM172 14H173V13H172ZM172 14H171V16H172ZM176 14H177V13H176ZM176 14H175V18H176ZM182 14H183V13H182ZM198 14L195 12V15H196V16H197ZM206 14H207V15H206ZM222 14H223V15H222ZM235 14H236V13H235ZM252 14H253V13H252ZM252 14H251V15H252ZM31 15H34V13H32ZM35 15H36V12H35ZM64 15H66V16H64ZM81 15H82V16H81ZM86 15H87V14H86ZM88 15H89V14H88ZM90 15H91V14H90ZM94 15H95V14H94ZM125 15H126V17H125V19H124L123 16H125ZM177 15H178V14H177ZM60 16L62 17V19H61ZM70 16H71V19H70ZM74 16H75V17H78V20H77V21H79L78 23H81V25H80L79 27H78V26H75V27H74V24H73V23L76 22V20H74V19H75ZM103 16H104V15H103ZM106 16H107V15H106ZM111 16H112V15H111ZM118 16H119V17H118ZM120 16H121V17H120ZM131 16H132V17H131ZM154 16H155V13H154ZM157 16H158V15H157ZM221 16H223V17H221ZM244 16H245V15H244ZM246 16H247V15H246ZM252 16H253V15H252ZM261 16H262V17H261ZM8 17H10V18H8ZM15 17H16V18H15ZM37 17H38V16H37ZM67 17H68V16H67ZM93 17H94V16H93ZM108 17H109V15H108ZM148 17H149V16H147V18H148ZM150 17H151V18H149V22H150V19H151V24H152V20H153L154 17H152V14L150 15ZM180 17H181V15H180ZM180 17H179V18H180ZM183 17L185 18V16H183ZM183 17H182V18H183ZM198 17H199V15H198ZM198 17H196V18H197L198 21H199V18H198ZM234 17H235V16H233V20H234ZM249 17H250V15H249ZM249 17H248V18H249ZM258 17H259V18H258ZM260 17H261L263 20H260V19H261ZM4 18H5V19H4ZM7 18H8L9 20H8ZM14 18H15V19H14ZM18 18H19L20 20H19ZM59 18H60L61 20H60ZM63 18H64V19H63ZM72 18H73V20H74L75 22L73 21V23H72L73 26H71V24H70V26H71V27H74V29H73L74 31L72 32L71 29H70V31H71V33H72V34H71V33H70V34H71V36L73 35L72 38L75 36L74 39H77V40H73V39L71 38V36H69L70 34L68 35V33H67V37H66V35H63L64 32L66 33V31H67V28H68V26H69V22H70V23L72 22V21H71ZM120 18H121V19H120ZM135 18H136V17H135ZM135 18H134V19H135ZM143 18H144V17H143ZM159 18H162V17H159ZM184 18H183V20L185 21L186 19H184ZM186 18H189V17L187 16ZM190 18H192V17H190ZM193 18H195V17L193 16ZM231 18H230V21H231ZM240 18H241V17H240ZM255 18H253V19H255ZM3 19H4L5 22L3 21ZM27 19H28V20H27ZM55 19H56V20H55ZM84 19H85V18H84ZM95 19H96V18H95ZM98 19H99V18H98ZM110 19H111V18H110ZM112 19H113V17H112ZM156 19H157V17H156ZM172 19H174V18H172ZM253 19H252L251 21H254ZM256 19H255V21H256ZM0 20H1V19H0ZM6 20H7V21H6ZM21 20H23V21H21ZM57 20H58V21H57ZM59 20H60V21H63V20H64V21H65V20H66V21H69V22L66 23V25H65L67 28H65L64 25H62L64 21L61 23V22H59ZM93 20H94V19H93ZM119 20H120V21H119ZM174 20H175V19H174ZM192 20H193V19H192ZM195 20H196V19H195ZM195 20H194V21H195ZM200 20H202V19H200ZM19 21H21V23H19ZM42 21H41L40 26L43 27L44 25H43ZM95 21H96V20H95ZM98 21H99V20H98ZM110 21H114V24H115V22H116L114 19H113V20H110ZM145 21H147V20H145ZM190 21H191V20H190ZM225 21H226V23H225ZM247 21H248V19H247ZM30 22H31V19H30ZM52 22H53V23H52ZM82 22H83V21H82ZM84 22L86 23V21H84ZM131 22H132V23H131ZM155 22H156V21H155ZM237 22H238V21H237ZM260 22H261V23H260ZM14 23H15V22H14ZM18 23H19V24H18ZM59 23H60V24H59ZM107 23H108V22H107ZM144 23H145V22H144ZM157 23H158V21H157ZM169 23H170V22H169ZM182 23H183V21H182ZM182 23H181V24H182ZM194 23H195V22H194ZM194 23H192V24L194 25ZM229 23H230V22H229ZM235 23H236V20H235ZM239 23H240V22H239ZM239 23H238V24H239ZM245 23H246V22H245ZM263 23H262V24H263ZM8 24H9V23H8ZM8 24H7V25H8ZM64 24H65V22H64ZM67 24H68V25H67ZM75 24H77V22H76ZM87 24H88V23H87ZM109 24H110V23H109ZM114 24H113V25H114ZM129 24H131V25H129ZM129 24H128L129 26L127 27L128 29L132 26V24H133V19H132V21H129ZM153 24H154V23H153ZM166 24H167V20H166ZM184 24H185V26H186L187 23H184ZM184 24H183V27H184ZM190 24H191V23H190ZM199 24H200V23H199ZM199 24L197 23V25H199ZM240 24H242V26H241V25H239V26H241V28H243V25H247V26L249 25V26H250L252 23H250V24H247V23H246V24L240 23ZM31 25H32V24H31ZM93 25H94V24H93ZM95 25H96V22H95ZM105 25H106V24H105ZM111 25H112V24H111ZM136 25H137V23H136ZM149 25H150V24H149ZM157 25H158V24H157ZM169 25H170V24H169ZM233 25H234V24H233ZM233 25H232V26H233ZM27 26H28V27H27ZM40 26H38V29H37V30H39V34H40V35H39V34H38V35L35 34L36 37H39V36H41V33L43 34V33L46 32V31H44V32L42 31V30H45V27H44V29H41V31H40ZM84 26H85V25H84ZM89 26H90V25H89ZM102 26H103V25H102ZM122 26L124 27V24H123ZM134 26H135V25H134ZM154 26H155V25H154ZM178 26H180V25H178ZM187 26H189V24H188ZM218 26H219V28H218ZM239 26H238V28H239ZM247 26H246V27H247ZM263 26H264V24H263ZM263 26H262L261 28H262L263 31H264V27H263ZM3 27H4V28H3ZM29 27H30V29H31V30H29L30 33L28 32V28H29ZM76 27L79 28V29H77V31L79 30V33L77 32V34H75V31H76L75 28H76ZM104 27H105V26H104ZM109 27H110V26H109ZM115 27H116V26H114V28H115ZM139 27L142 28L143 26H139ZM189 27H190V26H189ZM191 27H192V26H191ZM198 27H199V26H198ZM209 27H210V26H209ZM214 27H213L212 30H215ZM229 27H230V26H229ZM244 27H245V26H244ZM0 28H1V30H2V28H3L4 31H5V28H7V26H6V27H5V26H2V27H0ZM8 28H10V27H8ZM12 28H13V27H12ZM50 28H51V27H49V29H50ZM102 28H103V27H102ZM114 28H113V29H114ZM132 28H133V27H131V30L129 29L130 32L133 31V30L136 31V28H137V27H136V28L134 27V29H132ZM144 28H146V27H144ZM149 28H151V27H149ZM149 28H148V29H149ZM160 28H161V27H160ZM173 28H174V27H173ZM184 28H186V27H184ZM205 28H204V29H205ZM232 28H233V27H232ZM252 28H250V29H252ZM254 28H255V29H254ZM261 28H259L258 30H256L257 33H256V32H255V33H256L257 35H258V33L262 32V29H261ZM49 29H46V30L49 31ZM55 29H54V31H56ZM65 29H66V30H65ZM88 29H89V28H88ZM88 29H87V31H88ZM91 29H92V28H91ZM123 29H124V28H122V31H123ZM156 29H157V28H156ZM206 29H208V27H207ZM206 29H205V30H206ZM221 29H220V31H221ZM223 29H224V28H223ZM250 29H249V33H250V34L246 32V31H248V30L245 31L246 35H245V33L243 32V34L245 35L244 38H245L248 42L250 41L249 44L252 45V46H249V47H250V49H251V51H252V53H253L252 55H255V57H258L257 60L259 61V60H260V58H259L260 52H259V51H260L261 49L259 50V48H257V49H258V50H257L256 48H255V49L253 48V47H256V46H257L256 44L258 43V42H256V41H257V38H256L257 35H255V37H254L253 34H255V33H254L253 31H250ZM260 29H261V31H260ZM1 30H0V32H2ZM6 30H7L6 32H9V33H10V29H9V31H8V29H6ZM19 30H18V31H19ZM23 30L21 31V33H24ZM51 30H52V29H51ZM85 30H86V28H85ZM115 30H117V28H115ZM115 30H113V31H115ZM153 30H154V27H153ZM173 30H174V29H173ZM198 30H199V29H198ZM233 30H236V29L234 28ZM4 31H3V32H4ZM68 31H69V28H68ZM68 31H67V32H68ZM81 31H82V30H81ZM89 31H91V30H89ZM89 31H88V32H89ZM120 31H121V29H120ZM129 31H128V32H129ZM135 31H133V32H135ZM186 31H187V30H186ZM200 31H201V30H200ZM206 31H211V30L209 29V30H206ZM215 31H216V30H215ZM229 31H230V30H229ZM258 31H259V32H258ZM11 32H12V31H11ZM13 32H14V31H13ZM27 32H28V33H27ZM40 32H41V33H40ZM50 32H51V31H50ZM83 32H84V29H83ZM117 32H119V31H117ZM126 32H127V31H126ZM137 32H138V30H137ZM178 32H179V31H178ZM182 32H183V31H182ZM204 32H205V31H204ZM235 32L237 33V31H235ZM240 32H241V31H240ZM21 33H19V32H18V33H15V36H16V34H18V35L20 34V35H21ZM59 33H58V35H59ZM85 33H87V32H85ZM120 33H121V32H120ZM122 33H123V32H122ZM122 33H121V34H122ZM142 33H143V32H142ZM144 33L147 34V32H146L145 29H144ZM152 33H153V32H152ZM161 33H162V32H161ZM163 33H164V32H163ZM163 33H162V34H163ZM205 33H206V32H205ZM205 33H204V34H205ZM238 33H239V32H238ZM262 33H264V32H262ZM3 34H4V33H2V35L0 36V40H1V37L3 36ZM6 34H8V33H6ZM6 34L4 35V36H6V38L3 36L2 40H1L2 43L0 42L1 45H2L5 41L8 43V42H10V40H11V39H8V37H7ZM61 34H62V35H61ZM96 34H97V33H96ZM128 34H129V33H128ZM131 34H132V33H131ZM154 34H155V33H154ZM165 34H166V33H165ZM169 34H170V32H169ZM212 34H214V33L212 32ZM227 34H228V31H227ZM232 34H233V33H232ZM239 34H240V33H239ZM248 34H249V36H248ZM20 35H19V36H20ZM55 35L57 36V34H55ZM76 35H77V38H76ZM129 35H130V34H129ZM141 35H142V34H141ZM149 35H151V33H150ZM156 35H157V33H156ZM202 35H203V34H202ZM230 35H231V34H230ZM240 35H242V34H240ZM251 35H252L253 37H252ZM259 35H260V34H259ZM10 36H12V35H10ZM10 36H9V37H10ZM13 36H14V35H13ZM15 36H14V38H15ZM24 36H25V34H24V35L22 34V35L20 36V38L18 37L20 40H19L18 38H16V42H17V43H18L19 41L22 42ZM42 36H43V35H42ZM107 36H108V35H107ZM130 36H131V35H130ZM132 36H134V35L132 34ZM136 36H137V35H135L134 37H136ZM142 36H143V35H142ZM145 36H146V39H147V35H145ZM154 36H155V35H154ZM168 36H169V35H168ZM242 36H243V35H242ZM27 37H29V36H27ZM59 37L62 38V39H60ZM64 37H66V38L64 39ZM87 37H88V36H87ZM117 37H118V36H117ZM119 37H120V35H119ZM139 37H140V36H138L137 38H139ZM157 37H159V36L157 35L156 38H157ZM162 37H163V36H162ZM164 37H165V36H164ZM172 37H173V35H172ZM190 37H191V36H190ZM213 37H214V36H213ZM234 37L237 39V36L234 35ZM248 37H249V38H248ZM14 38H13V40H11L12 42H10L9 45H10L11 43H12V44L15 43V41H14L15 39H14ZM21 38H22V39H21ZM88 38L90 39V37H88ZM91 38H93V37H91ZM109 38H110V37H109ZM109 38H108V40H109ZM112 38H113V37H112ZM140 38H141V37H140ZM150 38H151V36H150ZM170 38H171V37H170ZM173 38H176V37H173ZM200 38H201V36H200ZM205 38H207V37L205 36ZM225 38H226V37H225ZM244 38H243L244 41H243L242 38H241L242 43H245V41H246ZM253 38L256 39L255 42H254V39H253ZM258 38H259V36H258ZM260 38H262L261 35H260ZM3 39H4V40H3ZM17 39H18V40H17ZM27 39H28V38L25 37V39H24L23 41H26ZM123 39H124V38H123ZM130 39H132V37H130ZM130 39H129V40H130ZM146 39H145V40L143 39L145 43H146ZM154 39H155V37H154ZM161 39H162V38H161ZM164 39H167V38H164ZM164 39H162V40H164ZM168 39H169V37H168ZM213 39H214V38H212V40H213ZM232 39H233V38H232ZM251 39H253V40H251ZM8 40H9V41H8ZM29 40H31V44H32V43H34V42H32V41H35L36 39L33 40V38L30 36V37H29ZM29 40H27V43H26V44H28V41H29ZM38 40H39V39H38ZM81 40H82V38H81ZM103 40H104V39H103ZM105 40H106V39H105ZM105 40H104V41H105ZM111 40H112V39H111ZM111 40H110V41H111ZM114 40H116V39H114ZM147 40H148V39H147ZM150 40H151V39H150ZM171 40H172V38H171ZM186 40H187V39H186ZM207 40H209V38H208ZM215 40H216V39H215ZM226 40H227V39H226ZM258 40H260V39H258ZM262 40H263V42H264V39H262ZM13 41H14V42H13ZM39 41H40V40H39ZM56 41H57V40H56ZM67 41H68V40H67ZM84 41H85V40H82L83 43H84ZM89 41H90V40H89ZM131 41H132V42H130V41H129V42L132 44V43H133V40H131ZM137 41H139V40H136V43H137ZM151 41H152V40H151ZM155 41H157V40L155 39ZM177 41H179V39H178ZM200 41H202V40H200ZM227 41H228V40H227ZM237 41H238V40H237ZM247 41H246V42H247ZM36 42H37V41H36ZM64 42H62V43L65 44ZM72 42L69 43V44H68V42H67V44H66L67 46H66V45H65V46L62 45L63 47H68V48H69V45H70L69 50H70L71 52H68V51H67V50H68L67 48H66V50H65V53L67 52L66 54H68V56H72V52H73V53L76 52V46L73 47V46H72V45H73ZM92 42H93V40H92ZM94 42H95L97 45L94 44L92 47H90V45H88V47H90V48L86 47V48L88 49V50H87V49L85 48L86 51H89V50L92 49L93 47H94L93 50H95V47H96L97 51L95 50L96 52L94 53V56H97V57L100 58V57L103 55L102 51H105L106 54H105L104 57L102 56V58H103V60H104V58H108V57H106V55H108V54H107V51H108L109 48L106 47V46H105V47L108 48V49H106L105 47H104V48H99L100 44H102L103 41H102V43H100L101 41H99V44H98V40H97V42H96V41H94ZM115 42H116V41H115ZM121 42H123V40H122ZM124 42H125V40H124ZM141 42H142V41H140L139 44H142ZM203 42L205 43V39H204ZM232 42H233V41H232ZM234 42H236V41L234 40ZM252 42L255 43V44H254L255 46L253 45ZM263 42H261V43H263ZM22 43H23V42H22ZM24 43H25V42H24ZM24 43L22 44L23 46L25 45ZM83 43H82V44H83ZM107 43H108V42H107ZM111 43H112V42H111ZM147 43H148V42H147ZM151 43H152V42H150V44H151ZM155 43H156V42H155ZM155 43H154V44H155ZM163 43H164V42H163ZM166 43H167V41H166ZM168 43H169V41H168ZM173 43H175V41H173ZM173 43H172V44H173ZM211 43H212V42H211ZM217 43H218V42H217ZM219 43H220V41H219ZM229 43H230V42H229ZM238 43H239V41H238ZM34 44H35V43H34ZM37 44H38V43H37ZM42 44H43V43H42ZM59 44H61V41L59 42ZM80 44H81V43H80ZM84 44H85V43H84ZM87 44H88V43H87ZM90 44H91V43H90ZM115 44H116V43H115ZM148 44H149V43H148ZM157 44H158V43H157ZM170 44H171V43H170ZM172 44H171V46H172ZM176 44H177V42H176ZM178 44H181L180 41H179ZM178 44H177V45H178ZM209 44H210V43H209ZM223 44H224V43H223ZM249 44L247 43L245 46H244L243 44H242V45L244 46V49H245L246 47H248ZM1 45H0V46H1ZM15 45H16V44H15ZM17 45H18V44H17ZM17 45H16V46H17ZM40 45H41V44H40ZM107 45H108V44H107ZM109 45H110V44H109ZM109 45H108V46H109ZM112 45H113V44H112ZM117 45H118V44H116V46H117ZM125 45H126V44H125ZM158 45H159V44H158ZM167 45H168V44H167ZM197 45H198V44H197ZM225 45H226V44H225ZM233 45H234L233 47L235 48V47H236L235 44H233ZM11 46H12V45H11ZM23 46H20L21 50L23 49ZM32 46H34V45L32 44ZM32 46H30V47H31V48H30L31 51H33L32 48H34V47H32ZM79 46H80V45H79ZM84 46H86V45H84ZM84 46H83V48H84ZM102 46H104V45L102 44ZM102 46H101V47H102ZM116 46L114 45V47H116ZM128 46L130 47V45H128ZM146 46H147V45H146ZM148 46H149V45H148ZM173 46H174V44H173ZM189 46H190V45H189ZM208 46H210V45H208ZM208 46H207V47H208ZM222 46H223V48H224V45H222ZM231 46H232V45H229V46H228L229 49H226V50H228V51L231 50V49H232ZM239 46H240V45H239ZM243 46H240V47H243ZM17 47H19V46H17ZM25 47H27V46H25ZM25 47H24V48H25ZM42 47H43V45H42ZM71 47H72V48H71ZM112 47H113V46H112ZM112 47H110V48H112ZM114 47H113V48H114ZM118 47H119V45H118ZM144 47H145V46H144ZM144 47H143V48H144ZM157 47H158V46H157ZM176 47H177V46H174V47H173V51H175V50L177 51V50H178V47H177V49H176ZM182 47H183V46H182ZM192 47H193V45H192ZM201 47H202V46H201ZM205 47H206V46H205ZM230 47H231V49H230ZM6 48H7V47H6ZM11 48H12V47H11ZM14 48H15V47H14ZM43 48H44V47H43ZM57 48H58V47H57ZM77 48H78V47H77ZM81 48H82V45H81ZM83 48H82V49H83ZM119 48H120V47H119ZM130 48L133 50L132 47H130ZM130 48H129V49H130ZM145 48H146V47H145ZM145 48H144V49H145ZM149 48H150V47H149ZM168 48H169V47H168ZM179 48H181V46H180ZM198 48H199V50L201 49L200 47H198ZM237 48H238V47H237ZM237 48H235V50H236ZM26 49H27V48H26ZM39 49H40V52H39V51H36V50H39ZM39 49H35V52H36V53L38 52V53H40V55H41V54H42L41 52H43V50H41L40 46H39ZM46 49H47V48H46ZM63 49H65V48H63ZM72 49H74L75 51L72 50ZM85 49H84V50H85ZM98 49H99V52H100V50H102L101 53H98ZM103 49H104V50H103ZM131 49H130V50H131ZM144 49L141 50V51H143V52H142L143 54H144ZM153 49H154V48H153ZM163 49H164V48H163ZM163 49H162V51H163ZM174 49H175V50H174ZM194 49H195V48H194ZM202 49H203V48H202ZM214 49H215V48H214ZM214 49H213V50H214ZM242 49H243V48H241L240 50H242ZM244 49H243L241 52H240V50H236V51H239V52H236V51H234V50H231V51H230V52H231V55H230V56H229L228 54L225 55V52H227V51L217 52V54H218V53H221V55L223 54V57H224V55H225V57H226V61H227V62H228L229 59H232V62H229V63H231V64L234 63V65L236 66V69H238L240 66H241V67H242V66H243V67H244V66L247 67V69H248L247 72L249 73V71L253 69V68H252V64H253V67H254V68H257V67H256L257 64H255V65H256V66H255L254 63H253L254 60H255V63H257V60H256L255 58L253 59V57H251V55H248L249 58H252L251 61H253V62L251 63V62H250V59L247 58V57H248L247 54H248V53L250 54L251 51H250L249 48H248L249 50H248L247 48H246L245 50H244ZM2 50H3V49H2ZM17 50H18V49H17ZM17 50H16V51H17ZM48 50H49V48H48ZM48 50H47V51L45 50L43 53H47ZM53 50H55V48H54ZM154 50H155V49H154ZM154 50H153V51H154ZM157 50H158V49H157ZM160 50H161V49H160ZM189 50H191V49H189ZM199 50H197V51H199ZM246 50L249 51L247 54L244 53V52H247ZM253 50H254V51H253ZM255 50H257L259 54H257V53H256L257 51L255 52ZM263 50H264V49H263ZM263 50H261V51L263 52ZM19 51H20V50H19ZM28 51H29V50H28ZM31 51H30V52H31ZM51 51H52V50H49L48 53H50ZM56 51L58 52V50H56ZM56 51H55V52H56ZM61 51H62V53L64 52V51L62 50V47H61L60 52H61ZM150 51H151V50H150ZM182 51H183V49H182ZM203 51H204V49L201 51V53H202ZM210 51H211V50H209V51L207 52V50H206V53H209L210 55H209V54H206V53H204V52L202 53V55L204 56L203 58H204V59L206 58L205 62H206V61H210V60L213 59L212 61H210L211 63H210V62H209V63H210L211 65L215 66V68H211V69H216V60H215V59H217V61H218L217 66H218V67H217L216 70L221 71V68H220L221 66H220V64H221L222 62H224V61H222V60H225V57H224V59H223V57H220V58H222V59L217 58V56L214 57V56L216 55V54H215L216 51H213L214 54H215V55L213 56L214 58H210V57H212L211 55H213V53L211 54ZM219 51H220V50H219ZM232 51L234 52V54L232 53ZM9 52H10V51H9ZM11 52H12V51H11ZM30 52H29V53H30ZM52 52H53V51H52ZM52 52H51V53H52ZM55 52L52 54V56L55 55ZM79 52H80V48H79ZM126 52H127V51H126ZM132 52H133V51H132ZM132 52H130L131 55L135 53V52H134V53H132ZM145 52H149V51L147 50V51H145ZM195 52H196V51H195ZM222 52H224V53H222ZM235 52H236V53H235ZM254 52H255L258 56H256V54H255ZM262 52H261L260 57H261V56L264 57V55H262V54H264V52H263V53H262ZM22 53H24L23 50H22ZM32 53H33V52H32ZM36 53H34V55H36ZM51 53H50V54H51ZM65 53H63V54L61 55L62 58H60V57L57 58V57L59 56V54H61V53H58V56L55 55L56 57H55V56H53V57L51 56V57L49 58V59H51V58L53 59V60L51 59V60L53 61V63H56L57 61H59L58 63H56V65H53V69H54V71H57V73H58V70L61 71V74H62V73L64 74V73L66 72V71L63 72L64 69H65V68H63V66L65 67L66 65H68V64H66V61H67L68 58L64 59V58L66 57V55H64ZM82 53H83V54H82ZM156 53L158 54V51H157ZM156 53H154V55H155ZM160 53H161V51H160ZM160 53H159V54H160ZM162 53H164V51H163ZM196 53H197V52H196ZM199 53H200V51H199ZM239 53H240V54L242 53V56H243V57H244V55H245L246 59L243 61L244 63H246V62H245L246 60H247V61L249 60V62H247V64H246L247 66H246L242 61H241V62L238 61L237 58H239V57L241 58V55H240ZM243 53H244V55H243ZM0 54H1V55H0V56H1L0 59L3 60V63H1L2 61L0 62L1 64H3V66H0V67H1V70L3 69L4 71H8V69H9V65H10V66L13 65L14 62H16L17 60H16V59H15V61L12 60L13 58H11V57H12V55L14 56V54H12V53H11L12 55H10L11 57H10L9 55L7 56V55H5L4 53H1V52H0ZM6 54H7V52H6ZM15 54H16V53H15ZM27 54H28V53H27ZM50 54H49V55L46 54V55L49 57ZM78 54H79V53H78ZM78 54L76 53L75 56L78 55ZM81 54L84 55V51H83V52L81 51ZM81 54H80V56H81ZM86 54H87V53H85V55H86ZM99 54H101V56H100ZM109 54L111 55L112 52H109ZM128 54H129V53H128ZM150 54H152V53H150ZM170 54L172 55V53H169V56H170ZM190 54H191V53H190ZM197 54H198V53H197ZM237 54H238L239 56H238ZM2 55H3V56H2ZM19 55H20V53H19ZM21 55H22V54H21ZM42 55H43V56H40V58L43 59V60L45 61V63H46V60H47V63H48V59H47L48 57L45 58L46 55H45V54H42ZM88 55H90L89 52H88L87 56H88ZM110 55H109V56H110ZM112 55H113V54H112ZM115 55H117V54H115ZM129 55H130V54H129ZM135 55H136V54H135ZM147 55H148V57H149V53L146 54V56H147ZM152 55H153V54H152ZM173 55L175 56L174 53H173ZM179 55H180V54H179ZM185 55H186V54H185ZM198 55H200V54H198ZM202 55H201V56H202ZM221 55L219 54V56H221ZM232 55H233V57H232ZM235 55H237V56H235ZM16 56H17V54H16ZM30 56H31V55H30ZM63 56H64V58H63ZM73 56H74V55H73ZM73 56H72V57H73ZM87 56H86V58H87ZM94 56L91 55V58H89V57H90V56H89L88 59H87V61H88L89 59H90V61H92V62L89 61L90 63H92V64H91L92 67H93V65H96V64H95V60H97V57H96L95 60H94ZM161 56H162V55H161ZM163 56H164V54H163ZM196 56H197V55H196ZM72 57H69V58H70V59H73ZM76 57H77V56H76ZM83 57H84V56H83ZM83 57H82V60H84ZM114 57H115V56H114ZM148 57H147V58H148ZM166 57H167V55H166ZM175 57H176V56H175ZM175 57H173V58L175 59ZM188 57H189V56H188ZM193 57L196 58V60H198V62H199L198 57H195V54H194V53H193ZM208 57H209V58H208ZM235 57H236V58H235ZM245 57H244V58H245ZM5 58H6V59H5ZM9 58H10V59H9ZM40 58H39V59H40ZM74 58H75V57H74ZM84 58H85V57H84ZM112 58H113V56H112ZM121 58H122V57H120L119 54H118V55H117V60H120ZM149 58H150V57H149ZM152 58H153V56H151V59H152ZM169 58H170V57H169ZM178 58L181 59V56H180V57L178 56V57L176 58V60H177ZM194 58H193V60H195ZM203 58L201 57V59H203ZM207 58H208L209 60H207ZM233 58H235V59H234L235 62L233 61ZM27 59H28V58H26V61L29 60V59H28V60H27ZM34 59H35V61H34ZM34 59H32V61H34V62L31 61V62L34 64V65H33V68L35 67V69H36V68L39 69V68H38V67H39L38 65H41V64H42V66H43V60L41 61V60L38 59V54L36 55V57L34 56ZM37 59H38L39 61H37ZM56 59H57V61H56ZM62 59H63V60H62ZM109 59H110V57H109ZM185 59H186V58H185ZM187 59H188V58H187ZM189 59H190V58H189ZM189 59H188V60H189ZM201 59H200V61H201V63H202V60H201ZM8 60H9V62L6 63ZM11 60H12V62H13L12 64L10 63ZM24 60H25V59H24ZM30 60H31V58H30ZM30 60H29V62H30ZM51 60L49 61V62H50L49 65L52 66L53 63L51 62ZM54 60H55V61H54ZM64 60H65V63H64ZM77 60H78V57H77V59H75V60H69V59H68V62L71 63V67H70L69 65L67 66V67H70V68H68V69L70 70V72L67 71V77L64 76L65 78H68V73H70V74H69V75H70L69 78H71L72 75H73V73H75V72H74V71H75V68L72 69V68H73V64H72V63H74V61H75V63H77ZM80 60H81V57H80V59L78 60V62H80ZM103 60H102V61H103ZM113 60H114V59H113ZM126 60H127V59H126ZM134 60H135V58H134ZM168 60H169V59H168ZM176 60H174V62H172V63H176L177 61H179V60H177V61H176ZM188 60H186V61L188 62ZM220 60H221L222 62H221ZM236 60H237L238 62H237ZM239 60H242V59H239ZM261 60H262V57H261ZM61 61H63V62H61ZM93 61H94V64H93ZM109 61H110V60H109ZM109 61H108V62H109ZM131 61H132V60H131ZM166 61H167V60H166ZM170 61H171V59H170ZM172 61H173V60H172ZM189 61H190V60H189ZM191 61H192V60H191ZM213 61L215 62V64L213 63ZM219 61H220L221 63H220ZM226 61H225V64H226V66H227ZM229 61H231V60H229ZM262 61H263V60H262ZM68 62H67V63H68ZM100 62H101V60L99 59V61L97 62V63L99 64V65H98L99 68H101L100 65L103 64V62H102L101 64H100ZM110 62H111V61H110ZM112 62H114V61H112ZM126 62H127V61H126ZM195 62H196V61H195ZM236 62H237V63H236ZM4 63H5V64H4ZM27 63H28V62H27ZM39 63H40V64H39ZM47 63H46V64H47ZM51 63H52V64H51ZM61 63L63 64V66L61 65ZM75 63H74V65L76 66ZM84 63H85V62H84ZM86 63H87V62H86ZM86 63H85V65H86ZM155 63H156V61H155ZM169 63H170V62L167 61V63H166L167 65H166V66H168ZM189 63H190V62H189ZM192 63H193V62H192ZM209 63H208V64H209ZM212 63H213V64H212ZM219 63H220V64H219ZM229 63H228V64H229ZM239 63H240L241 65H240ZM249 63H251V64H249ZM1 64H0V65H1ZM6 64H7V66H6ZM15 64H16V65H18V64L20 65L19 62H18V63L16 62ZM21 64H22V63H21ZM46 64H44V65L46 66ZM65 64H66V65H65ZM107 64H109V67H108V68L110 69V66H111L110 64H111V63H107L106 60H105V64H103L104 67H102V69H103V68H107V67H106ZM116 64H118V63H116ZM137 64H138V63H137ZM137 64H136V65H137ZM182 64H183V63H182ZM182 64H181V65H182ZM206 64H207V63H206ZM208 64H207V65H208ZM237 64H239V65H238L239 67H237ZM4 65H5V67L8 68V69H6V68L4 67ZM16 65L11 66V67L14 68L13 70L15 71V73H14V72H13V73L16 74V72H17V74H20V73H18V72L21 71V68H20V70H19V68H18L19 65H18V66H17L18 70H17V69L15 70V66H16ZM29 65H30V64H29ZM31 65H32V64H31ZM57 65H58V68H59V69L56 68ZM77 65H78V64H77ZM79 65H80V64H79ZM82 65L85 66L84 64H82ZM82 65H80L79 67H81ZM87 65H89V64H87ZM103 65H102V66H103ZM112 65H113V63H112ZM128 65H129V64H128ZM132 65H133V64H132ZM158 65H159V64H158ZM170 65H171V64H170ZM178 65H179V63H178ZM181 65H179V66H181ZM194 65H195V64H194ZM207 65H206V66H207ZM221 65H222V64H221ZM234 65H233V67H234ZM249 65H251V66H250V69H249ZM259 65H261V64H259ZM36 66H37V67H36ZM42 66H40V69H41V70L43 69L44 72H46V70H47L46 73H50V72H51L52 75L55 77V79L58 78L57 76L60 75V73H59V75H57L56 72L54 73L52 67H51V68H50V66L48 67V64H47L46 68H44V66H43V68H42ZM54 66H55V67H54ZM59 66H60L61 68H60ZM75 66H74V67H75ZM83 66H82V67H83ZM98 66H94V67H96L97 70L94 68V69H95V72H94L93 74H95L96 72H99L98 74H99V76H100V74H101L104 70H102V72H101L100 69L98 70ZM107 66H108V65H107ZM121 66H122V65H121ZM121 66H120V67H121ZM123 66L125 67V66H126V63H125ZM129 66H130V65H129ZM138 66H139V65H138ZM138 66H137V68H138ZM150 66H151V65H150ZM174 66H175V65H174ZM189 66H191V65H189ZM189 66L187 67V72H186V73H187V74L189 73V74H190L189 76H191V78L189 77L190 79H187V80L185 79L186 81H183V85H185V87H184L185 89L183 88L182 85H180V83H179L180 81L178 82V81L176 80V83H175V86H176V84H177V86H179V87L181 86V87L183 88V89L181 88V90H180V88L178 89V91L180 90V91L178 92V94H181V96H182L181 98H183L184 96H187V98H189V96L191 95L190 92H192V90H191L192 88H190V91H189V87H188L189 84H188V85L186 84V83H189V82H188L189 80L191 81V82H190L191 85L196 84V86H201V85L203 84L199 79H201V80L204 81V77H205V76L203 75L204 77L202 76L203 78H200V77H201L200 74H199L200 76H198L199 79H198V77H197V79H195V76L197 75V72H196V75H194L195 71H194V72L192 71L193 73L189 72V71H188V69L190 68ZM219 66H220V67H219ZM224 66H225V65H224ZM226 66H225V67H226ZM11 67H10V68H11ZM19 67H20V66H19ZM112 67H114V66H112ZM116 67H118V66H115V68H116ZM120 67H119V68H120ZM132 67H133V66H132ZM134 67H135V66H134ZM176 67H177V66H176ZM210 67H211V66H210ZM225 67L222 66V71H223V74H222V75H225V74L227 75V73L224 72V68H225ZM230 67H232V65H231ZM233 67L231 68V70H233V69L235 68V67H234V68H233ZM241 67H240V68H241ZM33 68H32V69H33ZM76 68H77V67H76ZM87 68H88V67H87ZM108 68H107L106 70H107V72H110L112 69L108 71ZM147 68H148V67H147ZM166 68H167V67H166ZM173 68H174V67H173ZM207 68H208V67H207ZM227 68H229V66H227ZM259 68H260V67H259ZM29 69H30V67H29ZM48 69H49V70H48ZM50 69H52V70L50 71ZM62 69H63V70H62ZM77 69H78V68H77ZM80 69H82V68H80ZM83 69H84V68H83ZM90 69H91V67H90ZM113 69H114V68H113ZM120 69L122 70V68H120ZM129 69H130V71L132 70L130 67H129ZM158 69H159V68H158ZM169 69H170V68H169ZM176 69H177V68H176ZM195 69H196V67H195ZM195 69H194V70H195ZM3 70H2V73H3ZM13 70H9L8 72H10V71L12 72ZM22 70H23V69H22ZM65 70H67V69H65ZM73 70H74V71H73ZM88 70H89V69H88ZM88 70H87V73L89 72ZM121 70H120V71H121ZM127 70H128V69H127ZM133 70H134V69H133ZM133 70H132V71H133ZM138 70H139V68H138L136 71H138ZM160 70L162 71V69H160ZM165 70H166V69H165ZM165 70H164V71H165ZM182 70H183V69H182ZM225 70L227 71L228 69L225 68ZM234 70H235V69H234ZM234 70H233V71H234ZM253 70H254V69H253ZM253 70H252V72H253ZM37 71H38V70H37ZM52 71H53V72H52ZM77 71H79V72H77ZM84 71L86 72V70H84ZM84 71H81V74H82V72H83V74H84ZM116 71H117V70H116ZM118 71H119V70H118ZM130 71H129L128 73H130ZM136 71H135V72L133 71V74L136 73ZM142 71H143V70H142ZM161 71H160V72H161ZM176 71H177V70H176ZM176 71H175V72L173 71V72L176 73ZM184 71H186V68L184 69ZM199 71H200V70H199ZM201 71H202V70H201ZM240 71H241V70H240ZM240 71H238V72H240ZM11 72H10V73H7V75H6V77H7V76L10 77V78L8 77L9 79H8V78H7V79L5 78V76H4V75L6 74V72H5V74L3 73V75L0 76V77H2L1 80L3 79L6 83H10L9 81H12V82H13V79H11V78H13L12 75H11V76L8 75V74H11ZM28 72H29V71H28ZM33 72H36V71L34 70ZM44 72H41L42 76H43V74L46 75V73H44ZM72 72H73V73H72ZM112 72L114 73V71H112ZM125 72H126V71H125ZM125 72H124V73L122 72V75H123V76H124ZM255 72H256V71H255ZM13 73H12V74H13ZM36 73H37V72H36ZM36 73H33V74L36 75ZM51 73H50V74H51ZM76 73H78V75H79L80 70H79V69L76 70ZM89 73H90V76H89V77H92V76H93L92 72H89ZM105 73H106V72H105ZM137 73L140 74V73H142V72L139 71V72H137ZM170 73H171V72H170ZM170 73L168 72L169 77H171V78L173 77V78H174V76H173V75L171 76ZM211 73H212V72H211ZM224 73H225V74H224ZM231 73H232V72H231ZM235 73H236V71H235ZM256 73H257V72H256ZM14 74H13V75H14ZM24 74H25V73H24ZM24 74H23V76H24ZM26 74H27V73H26ZM41 74H40V75H41ZM50 74H49V75H50ZM54 74H55V75H54ZM63 74H62V75H63ZM71 74H72V75H71ZM98 74L94 75L93 78H91V79L88 80V81H90V84H89V83H88V84L86 83V84H87V85H94V81H97L98 83H95V85H97L96 87H98L99 84L101 83V82L99 83V80L101 81V78H100L99 80L96 79V78H94L95 76L97 77ZM130 74H132V72H131ZM139 74H138V75H139ZM152 74H153V73H151V76H152ZM177 74H178V72H177ZM180 74H181V73H180ZM182 74H183V76H184V73H182ZM192 74H193V75H192ZM239 74H240V73H239ZM250 74H251V71H250L249 75H250ZM257 74H258V73H257ZM52 75H51V76H52ZM62 75H61V77H62ZM88 75H89V74H86V73H85L84 75H80V76H77V74H76V75H73V77L71 78L72 83H74L73 78H76V79H75L76 81L79 80V82H76V84L73 85V89H74L75 85H76L75 89H76V88L78 89L77 83H81V82H83V81L81 80V79H82L81 77L85 76V78H86V77L88 78ZM101 75H103V73H102ZM118 75H119V73H118ZM165 75L167 76V71H166V74H165ZM226 75H225V76H226ZM230 75H231V74L228 75V78L230 77L231 80H232V77H231ZM247 75H248V74H247ZM251 75H252V74H251ZM20 76H21V75H20ZM30 76H31V75H30ZM53 76H52V77H53ZM74 76H75V77H74ZM76 76H77V77H76ZM105 76H106V75H105ZM112 76H113L114 78L116 77V75H112ZM120 76H121V75H120ZM123 76H122V77H123ZM132 76H133V75H132ZM135 76H136V75H135ZM139 76L141 77V75H139ZM139 76H138V77H139ZM183 76L180 77V78H181V79H184V78L187 77V76L185 75L184 78H183ZM216 76H217V75H216ZM232 76H234V75L232 74ZM235 76H237V75H235ZM241 76H243V74H242ZM32 77H33V76H32ZM36 77H37V75H36ZM36 77H35V78H36ZM43 77H44V76H43ZM43 77H42V78H43ZM45 77H47V76H45ZM54 77H53V79H54ZM64 77H63L62 79L65 80ZM103 77H104V76H103ZM110 77H111V76H110ZM118 77H119V76H117V78H118ZM140 77H139V78H140ZM142 77H144V75H143ZM192 77H193V79L195 80L194 83H193V79H192ZM218 77H219V76H218ZM249 77H250V76H249ZM251 77H252V76H251ZM4 78H5V79H4ZM17 78H18V77H17ZM37 78H38V77H37ZM39 78H41V77H39ZM59 78H60V77H59ZM69 78H68V80H69ZM97 78H98V77H97ZM111 78H112V77H111ZM111 78H110V80H111ZM117 78H115L116 81H117ZM125 78H126V76H125ZM125 78L123 77V79H121V80H124L123 83H122V81L120 82V80H119V83H118V82H115V79H114L113 83L111 82V83L113 84V86L116 85V90H115L113 87H111V86L108 85L112 91H113V89H114V91H113L112 93H111V91H110V89H109L108 86L105 87V88H108L109 91H110V92L108 91L109 93L106 92V93H108V94H107V97L109 96V94H110V96L108 97L109 99H112V98L114 97V98H113V102H114L115 100L118 99V101H116V103H115V102L113 103L112 100H110L111 103H113V104H119V103H120V100L122 101V106H121V103H120V105H119L120 107L118 106L119 108H121V110L118 108L120 111H119V110H117V111H119V113H120V112L122 113V110H124L123 113H122V116H124L125 119H128V118H127V115H128L127 110H128V108L125 109L126 106L129 107V106H131V105L133 104V106H134V107L132 106L133 108L141 107L142 110H143L144 112H146L145 109H143V108H144V104H145V108H146V107L149 108V106L153 107V108L150 109V113H152V112L155 111V114H154V115H155V118L153 117L154 119H152V118H151L152 116H151V117L149 116L151 119H150V118H149L148 120L146 119V121H148V124H146V123H147V122H146V123L144 124V126H143L141 123H138L137 120H136L137 125L141 124L142 126H140V127H141V128L143 127V128H142L143 130H141V128L139 127L140 130H141V131H140L141 133L139 132V129H138L137 127H136V128L134 127V126H136V124L133 126V128H135V129H134L135 131L133 130V132H135V133H133L132 130H130V128L128 127V124H126V125L124 124V122H123V121H124V118H123V117H122V119H123L122 122H119V123H118V121L121 119V118H120V117H121V113H120V114H117V115H119L118 118H117V119H119V120H117V123L115 122L116 119H115L114 121H112V124H111V122H110L111 125H113V122H114V124L116 123V125H113L114 127L112 126L113 128L110 127L111 125H110L109 127H106L105 124H106L107 122H106V123L103 122L104 124H103V123H100V125L97 124V125H99V126H102L103 128H102V127H98L97 125L94 126L93 123H92L93 125L90 124L91 126L89 127V123H91L90 120H88V121L86 120V121L88 122V124H87L88 126L85 127V126H86V121L84 120L85 123L83 122V123H84L83 125H84V127H85L86 129L83 130L84 127L81 126V125H82V122L79 121L80 119L77 120L78 122H76V119L74 118L72 121L75 122V123L72 122L71 124H78V123H79V127H78L77 130H76L77 132H75V130H74V132H73V134H72V137H73V135H75V136H74L73 138H71V135H70V134L72 133V131H69L70 133L68 132V135L70 136V138H68V136H66L67 132H65V135H64V131H63L62 129H60V128L63 127L65 124H64L63 126H61V122H62L64 119L60 116V114H58V113L61 112V111H62V113L65 112V111H63V109H62L63 104L65 105V103L61 104V102H60V104H59V103L56 102L57 105H62V107L59 106V107L55 108V109H57V110H55V113H57V114H55V113H54V110H53V113H52L53 115L51 114V116H49V117L53 118V117L55 116V118H53V119H51V120H50L49 118H47L48 116H46L45 114H44V115H45L46 117H44V115H42L44 112H46V110L43 111L42 114H41V111L38 110V111L40 112V114L38 113L37 115H40V116L42 115V116L45 118L46 121H47V119H49V120H48L49 123H51L52 121H53V123H54V122L57 123L56 120H59V122H60V123L58 122L57 124H53V123H51L50 126L48 127L49 123H48L47 126H45V125L47 124V122L45 123L43 120H40L39 124H42V123H43V125H42V126L40 125L41 127H39V124H38V126H37V121H39V120H37V118L39 119V117L36 115V113H35L36 116H35L34 114L26 115L27 111H28V113H29V110H28L29 108L32 109V110L35 109L34 106L32 107V104H31L30 106L28 105V103H27V102H28V100H27L28 98H27L26 96H25V97L27 98V99H26L27 101L25 100V102H26V104H27V107L29 106V107L27 108V111H24V110H23V112H26V113H25L26 116L23 115V114H22L23 112H21V111H19V112H21V114L18 113V114H20V116H19V115L17 116V115L14 114V113H16V111H14V113H12L13 109H12V111L9 112V110H10L11 107L13 106V105H11V103H12L13 100H12V101H9V99H8V103L6 104V100H5V101L2 100V99H1V95H0V101L2 100L1 102H4V104H6V106H4V104L2 103L3 106H4L5 108L8 106L6 109H4V107H1V108H3V109L0 110V114H1L0 116H1L2 118H4V117L6 116V118H7V114H8V112L11 114V116H12V114H14V115L12 116L14 119H13L11 116H9V115H8V118H9L8 120H7L6 118H4V119L1 118V119H0V120H1V121H0V124L3 123L4 121L6 122V120L8 121V123H7V122H6V123L4 122V124H3L4 126H3L2 124H1L2 126L0 125V126L2 127V129L4 130V127H5V126L7 127V124L11 125L12 122H11V121L9 122V120H15V119H17L16 121H14V122H16V123H15L16 125L14 126L13 123H12L13 126H12V127L10 126V128L12 129L13 127H18L17 125H19V124H17V121H18L19 119H21V116L23 115L22 117L25 116V119H26L25 121H26V122H25V121L23 120V118H22L23 121H22V122H18V123H22V124L25 123V124H23V125H19L20 127L16 128V129L13 128V129L15 130V132H16V131H19V133H20V130H17V129H20L22 126H24V125H26V124L29 123L28 126H27L28 128H26V126H24V127H25L24 129L26 130V133H22V132H21V134H23V135H22V136H19V138L21 137V138H20V141H21V139H22V140H23V141H22L23 143H24V141H25V143L27 142L26 139H29L28 137H30V136L27 137V135H29V134H27V133H29V132L31 133L32 128H33L32 133H33L34 130H35V133L33 134V136H34L35 140L37 139V140H36L37 142H38V140L42 137V138H41V139H42V142L39 140V141L41 142V144H40V142H39V145H37V146H39V147L36 146V143L31 145V144H30L31 141L29 142L30 146H29L28 142H27V144H23V143H22V144H21V147H22L21 153H22V154H20V155H21V156H20V155L17 154V153H19V152H18L19 150H18V148H16V146H17V145L19 146V144H20V142H19V138H18V137H16L18 140L11 141V139H9V138H8V140H7V142H9V141H10V142H14V143H9L10 145H11V144H13V145L17 144V145L15 146V148H13V147H14L13 145L10 146L9 144H6V145H5V143H2V142H5V138L8 137V134L10 133V131H9V133L6 132V133H7V134H6L7 136H6V137L4 136V140H2L3 138H1V143L4 144V145H2V144H1L2 146L0 145V152H1L0 155H1L2 153L5 152V153H7L8 156H9V155H10V156L7 158V155H6V154H3V155H5L4 159L1 158L3 155L0 156V158H1V159H0V160H1V163H0V168H1V169H0V171L2 170V167H3V169H5V168L8 169L9 167H11V164H12V167H11L10 169H8L9 171H7L8 174L6 173V175H9V179L11 180V179H12V174L10 175V173H11L10 170H11V169L13 170V166H14V167L16 166V164L14 165L13 163H15L16 161L19 160V159L17 160L16 158H21L20 161H19L20 163L17 162V163L20 165V166H19V171H17V173H18V172H22V174H20V175H23V176L26 177V178L29 177V178L25 179V178H22V176H21L22 179H25V182L28 181V183H26V184H27V185H30V186L32 187L31 190H33V191L31 192V195H32V193H34V191L37 192V190L34 189V188H37V187L39 188V187H41L40 184L43 185V186H42L43 189H41V188H42V187H41V188L38 189L37 194H35L36 192L34 193V194H35L34 196H37V197L33 198L34 196H31V195L29 196V195H28L30 190H29V191H28V190H25V189H26V187H25L26 184H25V183L23 184V185H24V189L22 188V186H23V185H22V183H23L22 179H21V180H17V182L14 181L15 178L12 179V181H13L12 183H14V185H15L17 188H18V186L20 187V188H19L20 190L18 189V191L20 192V194H22L21 192H23V190H24L23 194H24L25 191H26V193H28V194H26V196H28V198L30 197L31 199H36V200H35L36 202L33 200L34 204L31 205V204L29 203V207L31 206V208H29V207H27V206L24 204L25 202H24V200H23L22 197H25V196H21V195L19 194L18 191L13 190V189H16V190H17V188H15V187L11 188L10 186H14L12 183H11L10 185H7V184L10 183L11 181L8 180V178H7L8 176H7V177L4 176V181H6V182H4V185L2 184L4 189H0V190L2 191V192H0V193H3V191H5V193H6V195H7V196H6V195H5V196H6L8 199L11 200L10 197L14 194V191H15V193L18 194V195H13L12 197L14 198V196H17V198H15V199H17V201L21 202L19 199H22L23 201H22L21 203H16V202H15V204H13V205H12V204H10V205H6V207H5V205H4L3 203H4V202H8V201H9L8 203H10V202H12L13 199H12L11 201H10V200H6V201H4L3 203H2V201H1L2 204H1V203H0V204L2 205V207H0V208L2 209V208L4 207V208L2 209V210H3V211H2L3 213H4L5 210L7 211V213H8V212L10 213V211H13V210H17L16 213H15V212H13V213L11 212L10 215H8V216H11L12 214H14V215L17 217V218L15 217V221H17L16 219H18V222H16V223H19L22 227H23V225H24V227H26V225H29L30 228H28L29 226L26 227V228H28L29 230H31V228L34 229V230H41L39 233H41L42 236L47 237V235H48V237H51V238H50L51 240L48 239V237H47V240L50 241V243H51V241H53L50 245H51V246L54 245V246H52V248H53V247H54V249L56 248L55 250H54V249H53V250L51 249V250H52L51 252H55V251H57V249L59 250V248H61V250H62V249H63V250H66V249H67V246H69L68 244L66 245V241H70L71 238H69V239H67V240H65V238H67V237H69V236H70V237L74 236V239H73V237H72V240H73L72 242H73V243H75L76 241L80 242L79 239H77L78 235H79V238H83V239H84L85 236H87V234H86L87 232L85 231L86 228L89 229V226H90V227H91V226L93 227V225H94V226H97V222L95 221L96 224L89 223L90 225H87L88 227H86L85 224H84L86 221H84V223H82V224L85 226V229H83L84 227H82V229H83L84 231H83L82 229H81V231L79 230L81 226L77 228L78 230L75 229L76 227H75V228L73 227V229H72V226L75 224L74 219L77 218V220H79V218H80V217L78 218V216L80 215V213H78V214H79L78 216L75 215L76 218L74 217V215H73V217H74L73 219H72V217H69V218H71V219L67 218V220L69 219L67 222H70V221L72 220V223H74V224H73V225H71L72 223L67 224V226L69 225V227L67 228V229H68L67 231H69V232L66 231V228H65V226H66V223H65L66 218H64V217L69 216V215H66V214H68V213H67V212L69 211L68 209H70V207H71V209L73 210V209H74V205H73V207H72V205L69 204V205H70L69 208H65L64 205H63L64 200L61 199V198L63 197V195H65V194L62 195V193L59 194V195H61V198L58 197L59 200H60V199L62 200V202H59V203L56 202V203H54V202H55V199L58 200L57 198H54V197H53V196L56 195V194H51V193H50L51 191L49 190V188L47 189V190H49V192L46 190V188L48 187V185H50V183L53 182L52 180L55 179V177H54V176H55V172H54V171H56L55 169H57V167H58L57 163H58L59 160H62L63 158H64V159L66 158V159H65V161H66L67 158H69V156H70L71 154H73V155H72V156H73V159H75L77 156H78V157L80 156L79 158L77 157L79 160H78V159H75V160H78V163H80V164H78V165H75L76 167L78 166V167L76 168V170H75V173H76V171L79 170V167H80V169H81V171H83V173H84L85 171H86V173H87L86 175H84V174L81 172V176H82V177H84V176L86 177L87 175H90V176H91V179H92V175H94V174H95L94 177H96V176L99 177L100 175L103 176V174H102L100 168H103V167L106 165V164H104L102 167H101V165H100V166H99L100 168L94 166V161H93V160H96V159H97V158H96L97 156H95V155H96L95 153H96V152H98V153L101 152V148H102L101 145H102V146H105V145L108 144V145H110L109 147H113V148H115L116 145H115L114 143L117 142V141H119V140H117V139H118V138H117L118 135L116 136L115 134H117V133L119 134V132L122 131V129H123V131H122V136H123V138H120V137H122V136L119 137V139H120V140L122 139V140L120 141L121 143L118 142V145H119V144L121 145V144H123V143L125 142L126 145L129 146L131 143L135 142L139 147H140L141 145L145 147V144L147 143V140L149 139V137H150V140H148V144H150L149 141H151V142L154 141L153 144H156L157 146L159 145L158 147H160V144H161L160 141H161L162 143L165 141V139H164V140L162 139L163 137L166 136V139L171 141V139H172L171 137L175 136L176 134L179 135L181 132H183V131L181 130L179 134H178V132L175 133L176 131H178V130H176V129H178V128H176V129H175L176 131H175V130L173 129V126H174L173 124H172V125H173V126H172V130H170L171 127H170V129H169V128L166 129L165 127H161L160 124H159V126H155V129H154V125H155L156 123L158 124V123H161L162 120L164 121V118H163V117H164L165 115H166L165 118H167V113H170V112H168V111H172V110H173V111H172V115H173L174 111H179V112H180V109H181V108H184V107H185V109H187L186 106H188V105H186V103H185V105H184V103H183L184 106H183L181 103H179V107H177V108H180V107H181V108L175 110V109H176V106H177L176 103H178V100H175V99H178V98H174V97H175V96H176V97L179 96V95L177 96V94H176V95L174 94V93H176L175 89L177 90V88H178L177 86H176V88H174L175 86L172 84V82L175 81V78H174V81H173L171 78H170V80H167L168 78L166 77L167 79H162V81L164 80V81H166V82L163 81L164 83H163V82L161 83V81H160V82L158 83L159 86H160V83H161V86H162V84H163V86H164L166 89H164V87H161V86L159 87L158 85H157L158 87H156V85H153V84L156 83V82H154V83L151 82L152 79H151L150 77L146 76L147 79L144 78V79H145L144 81H145L146 83H148L147 81H150V82L152 83L153 86H151V88H152V87H156V89L160 91V92H159V91L157 92V94H158V93L160 94V95H158L157 97H156V95H155L153 92H151V90H152L151 88H150L151 90L148 89V88H149V84L146 85V83L141 82V81L143 80V78H141V79L138 80V82H140V83L135 82V83H137V84L134 83V81L137 80L135 77H133L134 79L132 78L131 81H129V79L127 80V78H126V79H125ZM129 78H131V76H129ZM148 78H149V79H148ZM153 78L156 79L155 76H154ZM223 78H224V76H223ZM254 78H255V77H253V80H254ZM18 79L20 80V77H19ZM28 79H29V78H28ZM48 79L50 80L49 77H48ZM60 79H61V78H60ZM62 79H61V80H62ZM102 79H104V78H102ZM150 79H151V80H150ZM205 79H206V78H205ZM207 79H208V78H207ZM1 80H0V81H1ZM30 80H31V79H30ZM46 80H47V79H45V81H44V79H43V81H44L43 83L41 82L42 79H41V80L39 79L38 81L36 80L35 82H33L34 85H35V83H37V85L32 86V87H36V88H37V91H39V89H40V91L37 92L35 89H32V92L35 90V91L37 92V93H36V92L34 91L36 95H38L39 93L41 94V92H42V94L44 95V97H42V95L39 94L40 96H37V98L41 97L42 99L39 98L40 100H43V99L45 98V99L42 101V103H43V102L46 103V106H47V104L49 103V105H48V107H49V106H50V101H48V99L50 98V100H52L53 97H55V99L58 98V100L60 99V101H61V98H62V97L59 98V97H60V96H59V95H60L59 92H60V90L65 89V88L63 87V86H64V83L61 82V83H63V84H62L63 86L61 85V88L59 87L60 90H58L56 87H55V89H54V87L52 86V84H53V83H54L53 85L57 84V82L59 81L58 79H57V82H55V81L53 82V81H51V80H52V78H51V80H50L51 83H50L49 80H48V83H45ZM61 80H60V81H61ZM64 80H62V81H64ZM80 80H81V81H80ZM91 80H92L93 84L91 83ZM125 80H127V81L125 82ZM132 80H133V81H132ZM160 80H161V79H160ZM197 80H198V81H197ZM221 80H222V77L220 76V81H219V82H221ZM233 80H234V79H233ZM233 80H232V81H233ZM256 80H257V79H256ZM4 81L0 82V84L3 83V85H1V86H2L4 89L7 88V87H10V84H8L9 86H7V84H5ZM60 81L58 82V84H60ZM105 81H107L106 78H105ZM128 81H129V82H128ZM169 81H171L170 84H169ZM196 81H197L198 83H197ZM199 81H200V83H199ZM208 81H209V82H213V81H215V80H208ZM208 81H205V82H207L208 85H207L205 82H204V84L207 86L208 94H209V91H210L211 89L208 88V86H209V82H208ZM225 81H226V80H225ZM225 81H224V83H225ZM12 82H11V87H10V88H12V85H13ZM38 82H41V86L39 85ZM64 82H67V79H66ZM84 82H85V81H84ZM84 82H83V83H84ZM86 82H87V81H86ZM108 82H109V79H108ZM124 82H125V83H124ZM132 82H133V85H134L135 87H136V85H138V86H137L138 88H137V87H136L137 89L135 88L136 90L134 89V87L132 86V84H130V83H132ZM181 82H182V80H181ZM184 82H186V83L184 84ZM226 82H229V81H226ZM248 82H249V81H248ZM252 82H253V81H252ZM261 82H262V81H261ZM44 83H45L46 86H45L44 90H42L43 87H44V85H43ZM49 83H50V84H49ZM67 83L72 84V83L70 82V80H69V82H67ZM111 83H110V85H111ZM115 83H117V84H115ZM120 83H122V84L125 85V86H126V85L129 86V87L132 86L133 89H134L135 91L138 90V93H137V92H134V93L131 92V93H130V96H131V98H132L133 100H132V99H128V100H127L128 103H127L125 100H126V98H127L126 96H128V94H129V92H127V93H128L127 95L124 94V95H125V97H124V95H123V93H122V92H124V91L121 90V88H123V85H120ZM166 83H168V85H166ZM201 83H202V84H201ZM221 83H222L223 86H224L223 81H222ZM232 83H233V82H232ZM254 83H255V82H254ZM256 83H257V82H256ZM259 83H260V82H259ZM22 84H23V83H22ZM28 84H29V83H28ZM28 84H27V87H28ZM69 84H68L67 86H69ZM103 84H104V83H103ZM107 84H108V83H107ZM118 84H119L118 87H119L120 91L117 90V88H118L117 85H118ZM139 84H140V85H139ZM143 84H144V85H143ZM197 84H200V85H197ZM217 84H218V82H217ZM228 84H231V83L229 82ZM250 84H251V83H250ZM257 84H258V83H257ZM262 84H263V83H262ZM32 85H33V84H32ZM42 85H43V87H42ZM141 85H142V93H141V91H140V90H141V88H140ZM145 85H146V86H145ZM186 85H187V86H186ZM205 85H204V86H205ZM218 85H219V84H218ZM258 85H259V84H258ZM260 85H261V84H260ZM263 85H264V84H263ZM6 86H7V87H6ZM38 86H40V87H38ZM58 86H60V85H57V87H58ZM71 86H72V85H71ZM81 86L83 87L82 83H81V85H80L79 87H81ZM104 86H105V85H104ZM127 86L125 87V88H126L125 91H129V90L132 89V87L129 88V87H127ZM147 86H148V88H147ZM202 86H203V85H202ZM241 86H242V84H241ZM255 86H256V85H255ZM19 87H20V86H19ZM62 87H63V88H62ZM84 87H85V86H84ZM120 87H121V88H120ZM145 87H146V89H145ZM193 87H195V85H193ZM209 87H211V86H209ZM231 87H232V86H231ZM261 87H262V86H261ZM261 87H260V88H261ZM41 88H42V89H41ZM66 88H68V87H66ZM71 88H72V87H71ZM127 88H128V90H127ZM158 88H159V89H158ZM186 88H188V91H187ZM195 88H196V87H195ZM214 88H215V90L217 91L216 94H218V88H216L215 86H214ZM214 88H213V89H214ZM224 88H225V86H224ZM228 88H229V85H228ZM262 88H263V87H262ZM262 88H261V89H262ZM8 89H9V88H8ZM8 89H7V90H8ZM80 89H81V88H80ZM147 89L150 90L151 93H150ZM154 89H155V88H154ZM156 89H155V90H156ZM200 89H201V91H203V90H202L203 88H200ZM200 89L198 88V92H197V88H196V92L199 93L198 95L196 94V95H197V98H198L199 96L201 97V98L198 100L199 103L195 101V102L197 103V104L195 103V109H194V108H190V109H191V110L193 109L192 113H193L194 115H198V116H200V118H201V117H203L205 114H208V112L205 113L204 115H203V113H199V111H200L199 109H201V112H204L203 109H204L205 106L203 105V107H202L203 109H202V108H199L198 106H199V105H200V107L202 106V100H201V99L204 98V95L206 96V93H205L206 91L203 92V94H204V95H203V94L200 93V92H201V91H199ZM207 89H206V90H207ZM209 89H210V90H209ZM263 89H264V88H263ZM9 90H10V89H9ZM9 90H8V91H9ZM27 90H28V89H27ZM87 90H88V89H87ZM134 90H133V91H134ZM146 90H147V91H146ZM157 90H156V91H157ZM250 90H251V89H250ZM1 91H3V90H1ZM5 91H6V90H5ZM5 91H4V92H5ZM30 91H31V85H30ZM62 91L64 92V90H62ZM131 91H132V90H131ZM153 91H154V90H153ZM194 91H195V90H194ZM213 91H214V90H213ZM263 91H264V90H263ZM27 92H28V91H27ZM27 92H26V93H23V94H24V95L27 94L28 97H29L30 95H29V93H27ZM65 92H66V91H65ZM65 92H64V93H65ZM90 92H91V89H90ZM90 92H89V93H90ZM146 92H147V94H148V93L152 94L151 96H152L153 98L156 97V99H158L157 104H156L158 109L154 107V106H155V104H154V103H155V98H154V102H151V101H153V98L149 97V95H148V98H149V99L147 98L148 102H147V100H146V102H145V101H142V102H141V99H142V100H145V99H146V94H145ZM211 92H212V91H211ZM221 92H223V91H221ZM227 92H228V91L226 90V94H227L226 96L229 95V93H227ZM246 92H247V91H246ZM55 93H56V94H55ZM93 93H94V92H92V94H93ZM101 93H102V92H101ZM104 93H105V92H103V94H102L103 96H104ZM106 93H105V94H106ZM193 93H195V92H193ZM244 93H245V92H244ZM248 93H249V92H248ZM256 93H257V92H256ZM258 93L260 94L261 92H258ZM2 94H3V93H2ZM35 94H34V97H35ZM66 94H68V92H66ZM133 94H135V95H133ZM139 94H140V96H141V97L139 96V97H140V100H139V101L141 102V105L138 103V100L136 99V98H138V95H139ZM143 94L145 95V97H142ZM173 94H174V96H173ZM216 94H215V95H216ZM222 94H223V93H221V95H222ZM232 94H233V93H232ZM254 94H255V92H254ZM263 94H264V93H263ZM63 95H65V94H62V92H61V96H63ZM84 95H85V94H83V96H84ZM89 95L92 96L91 94H89ZM111 95H112V98H111ZM144 95H143V96H144ZM153 95H155V96H153ZM188 95H189V96H188ZM211 95H213V92H212ZM221 95H219V97H220ZM224 95H225V94H223V96H224ZM246 95H247V94H246ZM5 96H6V95H5ZM31 96H33V94H31ZM58 96H59V97H58ZM70 96H71V95H70ZM87 96H88V94H87ZM130 96H129V97H130ZM135 96H136V97H135ZM202 96H203V97H202ZM213 96H214V95H213ZM216 96H218V95H216ZM216 96H214V97H216ZM226 96H225V97H226ZM262 96H263V95H262ZM262 96H261V97H262ZM25 97H24V98H21V96H19L18 101H19L20 99H21V100H24ZM56 97H57V98H56ZM64 97H66V95H65ZM84 97H86V96H84ZM129 97H128V98H129ZM191 97H192V96H191ZM208 97H209V96H208ZM210 97L212 98V96H210ZM219 97H217V100L219 99ZM225 97H224V100H225ZM230 97H231V96H230ZM247 97H248V96H247ZM250 97H252V96H250ZM256 97H257V96H256ZM256 97H255V98H256ZM4 98H5V97H4ZM68 98H69V97H68ZM123 98H124V99H123ZM185 98H186V97H185ZM187 98H186L185 101L188 100ZM231 98H232V97H231ZM233 98H234V96H233ZM13 99L16 100L17 98H16V97H15V98L13 97ZM55 99H54L53 102H55ZM65 99H66V98H65ZM80 99H81V98H80ZM114 99H115V100H114ZM135 99H136V100H135ZM208 99H209V98H208ZM214 99H215V102H216V101H217L216 98H214ZM214 99H213V98L211 99V101H212V102H211V103H212L211 106L214 107V108H211V110H210V111H213V113L211 112V115H212L213 117L210 115V111H209V115L211 116V118H212L213 120L209 118V119H210V120H208L209 122H208V121L205 122L204 120H202V123L205 122V123L207 124V123H210V122L212 123V121H213L212 124L214 125L215 123H218L219 120H221L220 117H222V120L225 121V122H226L227 120H229V118H230L229 121H232V120H235L236 118L239 117V116H238V113H239L238 106H240V105H237V104H238L237 102H236L237 104H235V105H237V110H238V112H237L236 109H234V110H236V111H234V112H237V114H235V113L233 112L234 115L232 116L229 112H226V111L223 110L225 113H227V114H225V115L227 116V118L230 116V117L226 120V118H224V117H226V116L223 115L224 112H223V111L221 112L222 109H225V108H223V105H225V103H223V104H222V107H221V106H219V102L222 103L223 101H219V100H218L219 102L215 103L216 105H214V104H213V103H214ZM220 99H221V98H220ZM222 99H223V97H222ZM227 99H228V97H227ZM10 100H11V99H10ZM45 100H46V102H45ZM72 100H73V98H72ZM72 100H71V101H72ZM90 100H91V99H90ZM129 100H130V101H129ZM131 100H132V104L130 105ZM134 100H135V102H136V101H137V102L135 103ZM149 100H150V101H149ZM174 100L177 101V102L175 103ZM189 100L191 101V98H190ZM189 100H188L187 102H188L189 104L191 103V107H192V105H194V104H192V103H194V102H190ZM205 100H206V99H205ZM209 100H210V99H209ZM235 100H236V99H235ZM241 100H242V98H241ZM250 100H251V99H250ZM18 101H17V102H18ZM29 101L31 102V100H29ZM32 101H33V100H32ZM34 101H35V100H34ZM36 101H37V100H36ZM68 101H69V100H68ZM68 101H67V102H68ZM86 101H87V100H86ZM107 101H108V100H107ZM123 101H125L124 104H123ZM185 101H182V100H181V102H185ZM229 101H233V102H235L233 99H232V100L230 99ZM238 101H240V99H239ZM1 102H0V104H1ZM62 102H63V101H62ZM64 102H66V101L64 100ZM78 102H79V101H78ZM88 102H89V101H88ZM88 102H87V103H88ZM90 102H92L93 104L95 103V102L92 101V100H91ZM117 102H119V103H117ZM150 102H151V103H150ZM225 102H226V101H225ZM240 102H241V101H240ZM260 102H261V101H260ZM9 103H10V104H9ZM13 103H14V102H13ZM44 103H43V104H44ZM56 103H55V105H56ZM73 103H74V102H73ZM92 103H90V104L92 105ZM126 103H127L128 105H126ZM134 103H135V104H134ZM146 103H147V104H146ZM188 103H187V104H188ZM207 103H209V102H207ZM211 103H210V104H211ZM231 103H232V102H231ZM231 103H230V105H231ZM20 104H21V105L23 104V109L26 107V106H25L26 104H24V102H23V103L20 102L19 105H20ZM52 104H54V103H52ZM68 104H69V102H68ZM70 104H71V103H70ZM77 104H78V103H77ZM79 104H80V103H79ZM90 104H89V107H90L92 110L88 108V104H86V105H87V109H89V110H91V111H93V110H96V111H97L98 106L102 107L100 101H99L98 104L96 103L97 108L95 107V105H94V106L92 105V107H91ZM174 104H176V105L174 106ZM210 104H208L209 107H210ZM217 104H218L219 107H217ZM228 104H229V102H228ZM233 104H234V103H233ZM244 104H245V103H244ZM246 104H247V103H246ZM256 104H257V102H256ZM261 104H262V103H261ZM19 105H18V107H19ZM21 105H20V107H19V110H20V108L22 107ZM44 105H45V104H44ZM55 105H54V107H56ZM82 105H84V104H82ZM135 105H136V106H135ZM137 105H138V106H137ZM139 105H140V106H139ZM206 105H207V104H206ZM1 106H2V105H1ZM9 106H10V107H9ZM14 106H16V103H14ZM14 106H13V107H14ZM24 106H25V107H24ZM65 106H66V105H65ZM74 106H75V105H74ZM107 106H108V104L106 105V107H107ZM114 106H115V105H114ZM124 106H125V107H124ZM225 106L228 107V105H225ZM248 106H249V105H248ZM251 106H252V105H251ZM257 106H258V105H257ZM18 107H17V108H18ZM31 107H32V108H31ZM36 107H37V106H36ZM51 107H52V106H51ZM54 107H52V108H54ZM80 107H82V106H80ZM83 107H84V106H83ZM85 107H86V106H85ZM115 107H116V106H115ZM123 107H124V109H123ZM172 107H174L175 109L172 108ZM189 107H190V106H189ZM197 107H198V108H197ZM206 107H207V106H206ZM227 107H226V108H227ZM231 107H232V106H231ZM240 107H241V106H240ZM244 107H245V106H244ZM246 107H247V106H246ZM8 108H10V109H8ZM17 108L14 107V110H18ZM58 108H59V109H58ZM60 108H61V109H60ZM78 108H79V106H78ZM94 108H95V109H94ZM108 108H109V107H108ZM154 108L157 109V111H156ZM171 108H172V110H171ZM215 108H218V109L220 108V111L217 109V113L219 114V112H220V114H221V115H219V116H220L219 118H214V115L217 114ZM229 108H230V107H229ZM229 108H228V109H229ZM233 108H234V107H233ZM233 108H232V109H233ZM241 108H242V107H241ZM7 109H8V110H7ZM38 109H39V108H38ZM41 109H42V108H41ZM74 109H75V108H74ZM83 109H84V110H83ZM83 109L81 108V110L87 112V110H85V108H83ZM98 109H100V108H98ZM102 109H103V107H102ZM102 109L99 110V111H102ZM113 109H114V108H113ZM130 109H132V108H129V110H130ZM152 109H154V111H152ZM196 109H198V110H196ZM213 109H215V112H214ZM249 109H250V108H249ZM255 109H259V108H256V107H255ZM262 109H263V107H262ZM3 110H6V111H8V112L5 111V113H4ZM21 110H22V109H21ZM25 110H26V109H25ZM32 110H31V111H32ZM35 110H36V109H35ZM35 110H34V111H35ZM65 110L67 111V110H69V109L65 108ZM125 110H126L127 115H125V113H124ZM129 110H128V111H129ZM142 110H141L140 112H143ZM158 110H159V112H158ZM207 110H208V109H207ZM243 110H244V109H243ZM260 110H261V109H260ZM31 111H30V113H31ZM34 111H32V113H33ZM38 111L36 110L35 112H38ZM50 111H51V110H50ZM58 111H59V112H58ZM69 111H71V110H69ZM91 111H90L89 113H88V112H87V113L85 112V114L88 115V116H89V114H91V117H92V115H93L92 118H94V117H95V113L93 112V114H92ZM106 111H107V110H106ZM109 111H110V109H109ZM147 111H148V110H147ZM181 111H182V113H183L184 109H182ZM187 111H188V114H187ZM187 111H184V112H186L185 114H186L187 116H186V115H185V116H186V118H187L188 120H187L185 117H184L183 119L185 120L186 123H187L188 121L192 122V121L194 120V118H193V120L191 121V120H190V119L192 118V117L190 116L191 113H190L189 110H187ZM230 111H231V110H230ZM17 112H18V111H17ZM47 112H48V111H47ZM72 112L74 113V111H72ZM114 112H116V110H115ZM114 112H113V113H114ZM131 112H132V111H130V113H131ZM135 112H136V111H135ZM144 112H143V113H144ZM195 112H198V113L195 114ZM240 112H242V110H240ZM250 112H251V111H250ZM252 112H253V110H252ZM28 113H27V114H28ZM30 113H29V114H30ZM65 113H66V112H65ZM70 113H71V112H70ZM81 113H83V112H81ZM116 113H118V112H116ZM137 113H138V112H136V114H137ZM156 113H157V114L159 113V114H158L159 117L156 115ZM160 113H161V115H163V117L160 115ZM215 113H216V114H215ZM245 113H246V112H245ZM257 113H258V112H257ZM3 114H6V115H5V116H2ZM16 114H17V113H16ZM46 114H48V113H46ZM63 114H64V113H63ZM63 114H62V116H63ZM75 114H76V113H75ZM123 114H124V115H123ZM133 114H134V113H133ZM174 114H175V113H174ZM193 114H192V115H193ZM200 114H202V115H200ZM241 114H242V113H241ZM260 114H261V113H260ZM49 115H50V112H49ZM68 115H69V113H68ZM68 115L65 114L64 116H65V117H66V116L68 117ZM117 115H116V116H117ZM143 115H145V114H143ZM170 115H171V113H170ZM209 115H205V119H206V116L210 117ZM222 115H223L224 117H223ZM236 115H237V117H236ZM242 115H243V117L246 116V114H242ZM244 115H245V116H244ZM247 115H249V114H247ZM251 115H252V114H251ZM263 115H264V111H263ZM14 116H17V117H14ZM30 116H32V117H30ZM33 116H34V119H33ZM42 116H41V117H42ZM52 116H53V117H52ZM57 116H59L60 118H57ZM70 116H73V114H72V115L70 114L69 117H70ZM135 116H136V115H135ZM137 116H138V115H137ZM160 116H161L162 118H160ZM173 116H174V115H173ZM173 116H172V117H173ZM188 116H190L191 118H188ZM231 116L233 117V119H232ZM234 116H235V119H234ZM257 116H258V115H257ZM261 116H262V115H261ZM19 117H20V118H19ZM36 117H37V118H36ZM69 117H68V118H69ZM73 117H74V116H73ZM131 117H132V118H130V120H132V119L134 118V116H131ZM142 117H143V116H142ZM145 117H146V116H145ZM179 117H181V116H179ZM217 117H218V116H217ZM241 117H242V116H241ZM254 117H255V116H254ZM10 118H12V119H10ZM46 118H47V119H46ZM61 118H62V120H61ZM86 118H87V116H86ZM139 118H140V117H139ZM139 118H138V119H139ZM156 118H157V120H155ZM197 118H198V117H197ZM200 118H199V119H200ZM223 118H224L225 120H224ZM239 118H240V117H239ZM239 118L237 119V121H236V120L234 121V122L236 123V125H235V123H234L235 127H236V126L238 127V126H240V124L242 125V123H245V122H242V121H243L242 119H241V122H240ZM245 118H248V119H249V117H245ZM258 118L260 119V117H258ZM261 118H262V117H261ZM42 119H43V118H42ZM65 119H66V118H65ZM70 119H71V118H70ZM94 119H95V118H94ZM101 119H102V117H101ZM158 119H162V120L160 121V120H158ZM169 119H170V118H169ZM179 119H181V118H179ZM179 119H178V120H179ZM203 119H204V117H203ZM215 119H217V120H215ZM218 119H219V120H218ZM231 119H232V120H231ZM254 119H255V118H253V120H254ZM3 120H4V121H3ZM28 120H29V121H28ZM60 120H61V121H60ZM66 120H69V119H66ZM66 120H64V121H66ZM91 120H92V119H91ZM141 120H142V118H141ZM141 120H140V122H141ZM143 120H144V118H143ZM152 120H154V121H152ZM165 120H166V119H165ZM206 120H207V119H206ZM211 120H212V121H211ZM222 120H221V121H222ZM253 120H252V121H253ZM64 121H63V122H64ZM81 121H83V120L81 119ZM89 121H90V122H89ZM97 121H98V120H97ZM100 121H101V120H100ZM102 121H104V120L102 119ZM120 121H121V120H120ZM125 121H126V120H125ZM127 121H128V120H127ZM132 121H134V120H132ZM149 121H150V122L152 121L153 123L156 121V123H155L154 125H151V124L149 123ZM172 121H173V120H172ZM195 121H196V120H194L193 122H195ZM223 121H222V122H219L220 125L217 124V125H219V126H217V125H215V127L213 126L215 129H216V127L219 128V130H218V128H217V131H216L217 134H216V135L214 134V133H215V130H214L213 133L210 132V131L212 130V128H211V123L208 124V125H209V130H210V128H211V130L209 131L208 128H207V131H206V132L208 133V131H209V135L205 132V134L203 133V135H204L205 137H204L203 135H199L198 131H197V133H196V131L193 130V129H195V130L197 129V130H198V129H200V128L202 129V126L199 127V126H196V125H195V124L200 125V124H201V123H200L201 120H199V124H198V121H196L195 124L192 123V125H191L190 122H188V125L186 124V126H187V127L189 126L188 128H191V129H190V133L194 131V133H192V134L195 135V136L192 135V137H195L194 139L190 137L191 134L188 132L189 134H187V137H188L189 139H187L185 142H181V141L175 136V137H176V140H178V141L173 140V139H175V137H174V138L172 139L174 142L172 141V144H173V145H172L171 147H169V146L167 145V143L169 144V143H171V142H167V141H166L167 143L164 142V144L166 143L165 145H167L170 149L175 145L176 147L174 146L172 149H176V148L178 147V149L176 150L177 152H178L179 149L182 147V145H184L185 147H182V148H181L182 150H180V151H183V152L185 151L184 153H185V155L187 156L188 154L190 155V153H188V152H192V153H193V150L191 149V147H193V149L198 148L199 146H197V147L195 146V147H194V145H198V144L200 143V141L202 140V138H205V140L210 139V142L212 141V143L210 144L209 141L207 142V141H205L204 139H203V142L201 141V143L203 144V146H204V144H205V146H207V147L204 148L205 150H206V148H209V147H210L209 150L212 149V151H210L211 153H210V152H209V153H210V154L215 153V154H214V155H215L214 158H215L216 160H217V158H216V157H217L216 154L220 155V157L223 156V154H224V157H222V159L224 158V160H222V159L218 156V159L221 160V162H222V168H223V169H221V167H219V166H221V164H220V162H218V160H217V163H219V165H216V164H215V165H216V168L212 167V166H213V163H211V161H210V164L212 165L211 168H214L216 172L214 171V169L211 170V168H210L209 170H211L212 173H214V172H215V173L212 174L211 171L208 170L209 173H208V171H207L208 174L206 175V174L203 172V173L205 174V175H204L205 177H203V178L200 177V178L202 179V182H199V181H198V182H199V185H200L202 188H205V187H206V188H209V187H207V183H208V182H206V181L204 180L206 177L210 179L209 176H211V179H212V180L210 179V182H212V184H213V182H214L213 178H215V180H217L218 177H219L218 179L221 178V180H222L221 182H222V183H221L220 185H222V186L219 187V188H220V189L222 188V190H224V191H223L224 193H223V192H219L220 195H217L216 198L218 199V198H221V196H222V198H221V202H222V203H221V206L224 207V208H227V207H228V208H229L228 210H229V212H230V213H229L230 216H231V212H232V214L234 215V216L232 215L233 217L231 216V219H230V218H229V219L227 218V219L229 220V222L225 221L226 224H228V226L226 225L227 227L225 226V227H226V228H224L225 230L223 229V227H224L223 224H222L223 226H221L223 231L221 230V233H220V231H218V230H220L221 228H219L218 226H215V228L218 229V230H217V229H215V228L213 227L214 225H212L211 223H208V224H211V225H212V226H211V230H210V229H209V230H206L205 233L208 234V231H211L212 234H211V232H209V233H210L209 236H206V234H203V235L206 236L207 238H205V237L202 235L203 238H205V239L203 240V238L201 237L202 240H197L198 238L200 239L201 234L199 235L198 233H200V231H201L203 228L201 229L200 227L196 226V224H195V226H196L195 228L198 227V230H199V228L201 229L199 232H196V229H194V228L192 227L193 224L190 223V221H194V220H192L191 218H192V216H194L195 214H197V215H195V216H197L198 218H196V217H195V218H196L198 221H199V218H200V220H202V219H203V215H204L202 212H204V213L207 212V215L205 214V217H207V216L210 217V214H209V213H211V211L206 209V208L209 209L210 206H209V207H206L208 203L205 201V198H206L207 201H208V200H210V198H211L212 196L209 197V195L206 193V192L208 191V190H207V191L205 190L206 188H205L204 190L201 188L202 191H204V193H203V192H201L200 187H197L196 190H197V192H198V190H199V194H198L196 191L193 192V193H197V194H198L197 196H199V197L202 198V199H203V197H204L203 200H202V199L200 200V198H199V200H200L201 203L198 202V203H196V205H195V202H194V201H193L194 203H193V202H190V201L192 200V199H190V198L194 197V196L191 197V195H192L191 193H192V192L190 191V196H189L190 198L188 197V199H187V196L185 197L186 199L184 198V202L187 201V202L184 203V204H185V208H181V207L184 206L183 204H181L182 201L180 200L181 203H179L178 201H177V202H175V201L173 202V200H175L176 197H177V198H183V197L185 196L186 193H187V194H189V193L186 191V193H184V195H182L183 197H180L181 194L183 193V192L181 191V192H182L181 194L177 193V194H179V197H178V195H176V197H175L174 194H175L176 192H175V193H174V191L171 192L170 189H168V186H169V185H168V186H167V185L165 186V184H164L163 182H161V183H160V181H158L159 183L156 182L157 179H160V180L163 179V181L166 180V175H167V174H165V172L163 173V174H165V176L162 174L163 170H160V168H159V167H161V166L158 167L159 169H156V168L152 169L154 173L151 172L152 170L149 171L151 177H149V176H147V175H146V177H145V175L143 176V174H145L146 172H144V173L142 174V176H141V174H140L142 171H140V173H137V174L139 175V177H140V176L142 177L143 180H144V177H145V180H144V181H143V180L141 179V177H140V179L142 180L143 183H142L140 180H137V182H135V180H134V182H135V183H134L135 186H136L137 184L139 185V183L141 182V184L139 185V187H141L142 189L146 187L144 190H142L141 192H139V193H141V194H139L140 196L145 195L144 192H145L148 188H149V189H148L149 191H150V189L154 190L153 192L150 191L152 194L155 192V190L159 193L158 197L156 196V198H155V194H156L157 192H156L155 194H153L154 197H152V198H155V200H152V198H150V196L148 195L149 197L146 198V199H147V200L150 199V200H148L149 205H146V204H148V203H147V201H145V197H146L147 195H146V196H143L144 199H143V198H140V196H139L138 194H135L136 192H134V190H136V189H132L133 186L131 187V190L129 189L128 185L126 184L127 180L124 182V183L126 184V186H123V187H121V188L124 189L125 187H127L129 190L127 191V189H126V190L124 189V191H125L126 193H127V192L129 193V191H130V194H131V195L128 194V193H127V194H128L129 196H131V197L129 198V196H128L127 194H125V192L123 191L124 194H123L122 192H121L122 195L119 193V194H118L119 196L117 195L116 199L113 198L111 195H108V194H111V193H107L108 190H109V191H113V189L115 188V186H114L115 182H114V184H113L112 186L110 185V180H109V179L111 178V176H109L110 178L107 179V181L109 180V181H108L109 183L107 184V186H109L108 188H107V187H106V188H105V187H104V188H103V187H99V189H98V188H97V187H98V183L100 184L99 180H96V181H93V180H92V181H93V184H91V185H94V182H96V183H95L96 185H94V188L97 186V187H96V188H97L96 190H95V189H92V190H94V191H98V192H99V191H102V192L105 191V192H106L105 195H108V196H106L107 198H109V197L111 196V197L109 198V200L106 199V201H109V202H110V201L112 200L113 203H114L115 201L118 203V201H117V199H118V200H119V204L123 201V202H122L123 205L120 204L121 207H120V206H116V203H115V204H112V203L106 202V201H105V198H106V197L104 196V199H103L104 202H106V204L108 203V204L106 205L105 203H101V201H103V200H101V198H99V197H100V194H98L97 192H94V193H96V194H95L96 197L99 198V199L101 200L100 202L98 201L99 204H101V205H103V206L105 205V207H103V213H105L104 215L108 216V217L105 218V219H107L108 221H110V219H108V218L111 217V219H112V218H113L112 216H114V215H118L119 213L121 214V215H119V216H122L123 218H122V220H121V217L119 218V216H118V217L115 216V217H117V218H116V221L118 222V224H115V223H116L115 220H112L111 222H108L107 220L105 221L103 218L106 217V216H104V217L102 218L103 220H101V221H102V222H103V221L107 222V224H108L107 226H109V223H110V227H112V229H111L112 231H111V230H110V231H111L112 233H110V231L108 232L109 227H107V231H106V229H105L106 227H105V228L103 227V228H104V231H103V230H99L100 228L98 229L97 227H96L95 229H93V228L91 227L93 230H92V229L89 230V231H92V232H88V237L90 236V238H91V237L93 236V237L95 238V239H94L95 241L93 242V240H92V238H91V241H92V243H93L92 246L90 245L91 242H87V241H90V239H87V238H86V239H84L83 242L86 241V242H87V245H88V243H89L90 246L88 245V248H89V249H92V252H91V253H93V254L90 253V256H92V258H93V260H94L93 262L99 261L100 259L103 260V259H102L103 257H104V260H103V261H105V259H106L107 261H110L111 259H114V258H115V255H112L113 252H112V253L110 252V250H111L110 248H112V247L115 245V243H114V245H113V241H117V240H115V239H117V238H115V237H120L118 240H122V241H123V238H124V239L127 238V237H125V236H128L129 233H131L130 231H132V229H133L132 232H135V234H136V229H138L139 232H140V231H143V232L146 233V235L149 234L150 239H148L147 241L150 240V242H149L148 246H147V243H145V245H146L147 248H146V247H141V248H139L140 246L138 247V246L136 245L137 247H136L135 249H133L134 247H131V246H132L131 244H130L129 246L132 248V251H133V250L138 251L139 249H140V250L142 249L143 251L145 250V251L143 252V253H145V255H146V256H144V257H147L145 261H144V259H143V262H144L145 264H146V262H149V259H150V258H151L150 261L153 260L152 262H156V264H169V262L171 263V259H173L172 261H173L174 263H176L174 259H178V257H180V258H182L181 260H183V259L185 258V256H186L185 259L187 260V261H185V262H186L187 264H188V263L191 264V263L189 262V261H191V260H190L191 258H190V259L188 258L189 255L191 254V252H192V254H193L194 251H195V252H196V251L199 252V250H201V249L204 250L203 252L207 251V252H205L206 254L203 255V257L201 256L203 259L205 258V259H204V260H205V264H227V262H228L229 264H230V262H231V264H234V263H235V264H240V263L243 262V260H244V261H247V264H248V262L251 264V261H253V259H254V260L257 259V260H256V261H257L256 264H264V254H263L264 252L262 251V249L264 248V126L260 125V127H258V129H255V126H254V132H253V131H252L253 128H250V127H251V126H250L251 124H249L250 127L248 126V129H250V130H249V131L246 130V133H248V135H249V132H252V133H250V135H251V138H252V139L254 138V139H253V143L250 142V144H253L255 149L252 148L253 145H252V147H250L251 145H250V146L247 145V143H249V141H251V139H249L250 136H249V138L247 137V135L244 136V135L246 134L244 129H247V128H244V127L246 126V124H245V126H244L243 128H240V130L242 129V132H244V134L241 132L243 135L240 133L241 136H243V137L241 138V136H240V139H241V140L237 139L238 137H237L236 139L238 140V142H239V141L242 142L244 139L247 140V138H248L249 140H247L248 142H245V143L242 142L243 144H245L244 146H243V144H241V142H240V145H239L238 147H236L235 144H237V143H235V144L233 145V143H234L233 139H230L231 137H230V138L228 137V135H230V134H227V131H229V129L227 130L226 126L229 128L228 125H229L230 123L228 124L229 121H227L226 123H227L228 125H224V124H222ZM244 121H248V120L246 119V120H244ZM256 121H257V120H256ZM256 121H255V123H256ZM260 121H261V119H260ZM262 121H264V119H262ZM27 122H28V123H27ZM134 122H135V121H134ZM136 122H135V123H136ZM143 122H145V120L142 121V123H143ZM239 122H240V124H239ZM64 123H65V122H64ZM66 123H67V122H66ZM80 123H81V124H80ZM98 123H99V122H98ZM120 123H121V124H120ZM126 123H127V122H126ZM183 123H184V122H183ZM231 123H232V122H231ZM58 124L60 125V128H59ZM95 124H96V123H95ZM101 124H102V125H101ZM122 124H123V125H122ZM165 124H167V123H165ZM174 124H175V123H174ZM177 124H178V123H176V125H177ZM203 124H204V123H203ZM221 124H222V125H221ZM66 125H68V123H67ZM106 125L108 126L109 124L107 123ZM131 125H133V124H131ZM147 125H150V126H147ZM169 125H170V124H168V127H169ZM190 125H191V127H190ZM201 125H202V124H201ZM204 125H205V124H204ZM230 125L232 126V124H230ZM263 125H264V123H263ZM73 126H74L73 129H75V127H76L77 125H76V126H75V125H72V127H73ZM104 126H105V127H104ZM124 126H125V127L127 126V129L129 128L127 133L132 132V133H130V134L132 135V137L129 136V134L127 135V133L125 132V131H126V128H122V127H124ZM145 126H146V128H145ZM162 126H163V124H162ZM180 126H181V125H180ZM195 126H196V127H195ZM206 126H207V125H205V127H206ZM220 126H221V127H220ZM8 127H9V126H8ZM36 127L38 128V130H37L38 132L36 131V129H34V128H36ZM80 127H81V128L83 127L82 130L79 129ZM147 127L150 128V129H152L151 127H153V130H154V131H153V132H154L153 134H154V137L156 138L155 140H152V139H151V138H153V136H152V137H151V136H148V134H147L148 128H147ZM157 127H159L160 129H161V128H163V129H161V131H160L159 128H157ZM175 127H176V126H175ZM175 127H174V128H175ZM187 127H185V128H187ZM207 127H208V126H207ZM232 127H233V126H232ZM261 127H262L263 129H262ZM70 128H71V127H70ZM133 128H132V129H133ZM144 128L147 129V130H144ZM156 128H157V129H156ZM214 128H213V129H214ZM220 128H223V129L226 128L225 131L222 130V131H223V134H221ZM259 128H260V129H259ZM5 129L7 130V128H5ZM11 129H9V130H11ZM13 129H12V130H13ZM22 129H23V127L21 128V130H22ZM24 129H23V130H24ZM28 129H29L30 131H28ZM39 129L41 130V132H40ZM64 129H65V128H64ZM124 129H125V131H124ZM137 129H138V130H137ZM164 129H166V130H164ZM201 129H200V131L204 132V130H201ZM203 129H205V128H203ZM230 129H231V128H230ZM0 130H1V129H0ZM23 130H22V131H23ZM61 130H62V132H63V140L61 139V138H62V132H61ZM104 130H105V131H104ZM117 130H118V131H117ZM129 130H130V131H129ZM136 130L138 131V133L136 132ZM163 130H164V131H163ZM173 130H174L173 133H174L175 135H174L173 133H171V137H170V132H172ZM191 130H193V131H191ZM234 130H235V129H234ZM238 130H239V129H238ZM7 131H8V130H7ZM27 131H28V132H27ZM66 131H67V129H66ZM102 131L104 132L105 136H107L105 139H103V137H105V136H104V134L102 133ZM115 131H116L117 133H116ZM142 131H143V133H142ZM144 131H146V132H144ZM149 131H150V130H149ZM149 131H148V132H149ZM159 131L161 132L162 137H161V135L158 133ZM165 131H166V132H169V133H167V134H163ZM184 131H185V130H184ZM212 131H213V130H212ZM219 131H220V132H219ZM3 132H4V131H3ZM12 132H13V131H11V133H12ZM24 132H25V131H24ZM36 132H37V133H36ZM100 132H101V133H100ZM150 132H152V131H150ZM155 132H156V134H155ZM166 132H165V133H166ZM218 132H219V133H218ZM224 132H225L227 135L224 134ZM229 132H230V131H229ZM38 133L42 134V136H41V135H40V136H36V134L39 135ZM139 133L141 134V136H143L144 133L148 136V138H146V136H145V137H141V136H140L141 138L146 139V142H145V143H144V142H142V143L140 142V140H143V139H139V137H138V136H139V135H138ZM157 133H158L159 136L157 135ZM186 133H187V132H186ZM200 133H201V132H200ZM230 133H231V132H230ZM237 133H238V132H237ZM237 133H236V134H237ZM1 134H2V133L0 132V135H1ZM12 134H13V133H12ZM15 134H16V133H15ZM26 134H27V135H26ZM113 134L116 136V138H117L116 140H117V141L114 140V139H115V136H114ZM133 134H135V135H133ZM136 134H137L138 136H137ZM145 134H144V135H145ZM182 134H183V133H181V134L179 135L180 138H181V140H182V138H183V137H181ZM210 134H211V137L213 138V140H211V139H212L211 137H210V138L208 137V139H206V138H207L206 136H210ZM252 134H253V136H252ZM4 135H5V134H4ZM16 135H17V134H16ZM18 135H19V134H18ZM31 135H32V134H31ZM119 135H121V134H119ZM125 135H126V138H125ZM149 135H151V134H149ZM155 135H156V136H155ZM163 135H164V136H163ZM188 135H189V136H188ZM196 135H197V137L200 136V137H201V140H199L200 137H199V138H196ZM198 135H199V136H198ZM212 135L215 136V137H213ZM2 136H3V135H1L0 137H2ZM11 136L13 137V135H11ZM14 136H15V135H14ZM25 136H26V137H25ZM108 136H109V137L111 136V137L108 139ZM112 136H114V137H112ZM127 136H128V137H127ZM157 136H158V137H157ZM167 136H169L170 138L168 137V138H169V139H168ZM179 136H178V137H179ZM9 137H10V136H9ZM39 137H40V138H39ZM43 137H45V138H44L45 140H43ZM159 137H161V138L159 139L160 141L157 140ZM184 137H185L184 139L187 138L185 134H184ZM227 137H228V138H227ZM246 137H247V138H246ZM16 138H15V139H16ZM24 138H26V139H24ZM31 138H32V137H31ZM38 138H39V139H38ZM101 138L103 139L102 141L105 140V143H103V142L101 141ZM124 138H125L127 141L122 142L123 140H125ZM190 138H191V139H190ZM32 139H33V138H32ZM32 139H30V140H32ZM58 139H59V140H58ZM60 139H61V140H60ZM72 139H73V141H72ZM106 139H108V140L113 139L112 142H114V141H115V142H114V143L110 142V144H109V142H107L108 140L106 141ZM137 139H139V140L137 141ZM153 139H154V138H153ZM184 139H183V140H184ZM192 139H193V141H194V140H197L196 143H195V141L192 142ZM255 139H257L258 141L255 142ZM57 140H58V142H57ZM64 140H65V142H68V143H69V141H71V143H69V145H68V143L66 144V143L63 142ZM66 140H69V141H66ZM189 140H191V141H190V143H191L190 145H191V146H190L189 144H186L187 142H189ZM228 140H229V141L231 140L230 143L232 142V144H229V145H233V147L235 146L234 148H237V149H235L236 151H234V148H232V147H230V146H227V148L230 149L231 151H229L228 149H225L226 145H228V143H229ZM246 140H244V141H246ZM16 141H18V143H16ZM28 141H29V140H28ZM32 141H34V139H33ZM98 141L101 143V145L99 144L100 147H99V145H98V143H99ZM143 141H145V140H143ZM155 141H156V143H155ZM179 141H180V142H179ZM204 141H205V142H204ZM260 141H262V142H260ZM34 142H35V141H34ZM61 142H62V143H61ZM106 142H107V143H106ZM176 142H178V143L180 144V146L178 145V143L176 144ZM197 142H198V143H197ZM206 142H207V144H206ZM55 143H56V147H57V149L54 147V146H55V145H54ZM102 143H103V144H102ZM125 143L123 144V146L121 145V146H122L121 148H119L120 146H116L117 149H119L120 151H122V154H123V151H125V148H123V147H125V146H124ZM135 143H133V144H135ZM139 143H140V145H139ZM158 143H159V144H158ZM183 143H184V144H183ZM213 143H214V144H213ZM255 143H256V144H255ZM262 143H263V144H262ZM57 144H58V146L61 144L62 147L60 146V147L58 148ZM104 144H105V145H104ZM136 144H135V145H136ZM143 144H144V145H143ZM148 144H147V146H148L147 148H150L151 145H148ZM151 144H152V143H151ZM164 144H162V145H164ZM259 144H262V146H261V145L259 146ZM23 145H24V146H23ZM33 145H34V146H33ZM44 145H45V146H44ZM53 145H54V146H53ZM95 145H98L97 147H99V148H96ZM108 145L105 146V147L107 148V149H106L107 151H108V148H109ZM135 145H130V146H129L130 149H128V150H129V151L131 150L130 152H132V149H131V148H133ZM156 145H153V146H155V148L157 149L158 147H156ZM177 145H178V146H177ZM188 145L190 146V148H189ZM210 145H212V147H211ZM213 145H214V146H213ZM241 145H242V146H241ZM246 145L249 147V149H250V148L253 149V150L250 149L252 152L249 151V150H248V152H247V149H248V148H247ZM12 146H13V147H12ZM35 146H36L37 148H39V150L36 148V149H37V151H36V150L34 149ZM52 146H53V147H52ZM167 146H166V147H167ZM187 146H188V147H187ZM203 146H202V147H203ZM216 146H217L218 148H220V151H219V149H217ZM245 146H246V148H244ZM256 146H257L258 148H257ZM31 147H32L33 149H31ZM135 147L137 148V146H135ZM186 147L189 148V150H188ZM214 147H215V148H214ZM229 147H230V148H229ZM83 148L85 149V152L83 151V150H84ZM126 148H128V147H126ZM151 148H153V147H151ZM160 148H161V147H160ZM160 148H159V150H157V151H160V150L163 151V148H161V149H160ZM183 148H184V149H183ZM199 148H200V147H199ZM231 148H232L233 150H232ZM256 148H257V149H256ZM16 149H17V150H16ZM19 149H20V147H19ZM42 149H43V151H42ZM59 149H61V153H60V151H59V154H58L57 152H58ZM97 149H100V150L98 151ZM121 149H122V150H121ZM153 149H154V148H153ZM156 149H155V150H156ZM167 149H168V148H167ZM170 149H169V150H170ZM200 149H201V150H200ZM200 149H199V150L202 151L203 148H200ZM204 149H203V152H204ZM214 149L218 150L219 153H217V151L214 150ZM222 149H223V150H222ZM224 149H225V151H224ZM241 149L243 150V152H242ZM56 150H57V151H56ZM94 150H95V151H94ZM103 150H104V149H103ZM119 150H118V151H119ZM136 150H137V149H135V148L133 149L134 152H135ZM140 150H142V148H141V149L139 148V149L137 150V152L140 151ZM155 150H154V152H153L152 149L149 150V151H148V149H147V152H150V151L153 152V153H151V155H153V158L151 157V155H150L149 153H147V154H146V152L143 153L145 150H144V151L142 150V152H140V153H141V155H145V154H146L148 157H147L146 155H145L144 157H147V159L152 158L151 162H154V161H155V164H156L157 162H159V163H161V164L163 163V165H164V163L166 162V159L162 156V155H163V152H160V153L162 154V155H161L162 157H160V156H159V154H160L159 152H158L159 154L157 153V155H155V154H156ZM169 150H168V153L166 152V154H168V156H169V155H172V154H171V153H172V152H171L172 150H171V151H169ZM187 150H188V152H186ZM190 150H192V151H190ZM199 150H198V151H199ZM226 150H227V151H226ZM238 150H241V151H240V152H241V155H240V153L237 154V153H238ZM109 151H110L111 153L113 152V150H110V148H109ZM114 151H116V150H114ZM126 151H127V150H126ZM126 151H125V152H126ZM166 151H167V150H166ZM174 151H175V150H173V153H174ZM176 151H175V153H176ZM180 151H179V153H177V155L180 154ZM195 151H197V149H196ZM195 151H194V152H195ZM223 151H224L225 153H224ZM228 151H229V152H228ZM232 151H233V153L236 152L237 155H235V153H234L235 156H232V154H233V153H231ZM244 151H245V152H244ZM253 151H254V152H253ZM75 152H77V155H75V154H76ZM78 152H80L81 155L78 154ZM110 152H109V153H110ZM125 152H124V153H125ZM134 152H133V154H134ZM169 152H171V153L169 154ZM183 152H182V153H183ZM205 152H206V151H205ZM222 152H223V154H222ZM227 152H228L229 154H227ZM246 152L248 153V155H247ZM250 152H251V154H250ZM56 153H57L58 155H57ZM102 153H105V152L102 151ZM114 153H116V152H114ZM126 153H128V154H127V156L124 154V155H125V157L123 156L124 159H125L126 157L129 158V156H130V153H129V152H126ZM154 153H155V154H154ZM175 153L173 154L174 156L176 155ZM184 153H183V154H184ZM186 153H188V154H186ZM200 153H202V152H200ZM220 153H221V154H220ZM230 153H231V155H230ZM244 153H245L246 155H245ZM41 154H42V156L40 157ZM100 154H101V153H100ZM118 154H120V153H118ZM138 154H139V153H138ZM138 154H134L133 157L136 158V157L138 156ZM166 154H165L164 156H167ZM16 155H17V156H16ZM136 155H137V156H136ZM139 155H140V154H139ZM149 155H150V157H149ZM177 155L175 156V158L177 157ZM181 155H182V154H181ZM185 155H182V156L185 157ZM196 155H199V154H197V152H196ZM201 155H202V154H201ZM238 155H240V156H239V159H238ZM242 155H243V156H242ZM11 156H12L13 158L16 157V158H15L16 161H15V159L12 160V159L10 158ZM18 156H20V157H18ZM103 156H106V155H103ZM113 156H114V155H113ZM154 156L156 157L157 160H155ZM174 156H173V157H174ZM190 156H191V155H190ZM203 156H204V153H203ZM231 156H232V161H234V159H235V161H237V162L234 161L235 164H233L234 162L232 163V161L230 160V157H231ZM236 156H237V157H236ZM39 157L42 158V159L40 160ZM98 157H99V154H98ZM107 157H108V156H107ZM107 157H106V158H107ZM130 157H132V153H131V156H130ZM138 157H139V156H138ZM140 157H141V156H140ZM170 157H172V156H170ZM173 157H172V158H169L168 160H170V161L166 162V164H167V163L169 164V168H170V166H171V168H172V166H173V168H174V166H178V165L180 164V163H178V162H179V157H180V155H178V157H177L178 159L176 158L177 161H175V158H173ZM184 157H182V158H184ZM206 157H207V156H206ZM208 157H210V156H208ZM208 157H207V159H208ZM228 157H229V158H228ZM233 157H236V158H233ZM241 157H242V158H241ZM5 158H6L7 160H5ZM43 158H44L45 163H48V164H46V165H48V167H47L46 165H44L45 169H43V170H45V171L42 170L41 167H43V166H41V164H40L41 162H44V161H42ZM99 158H101V156H100ZM109 158H110V157H109ZM127 158H126V159H127ZM167 158H168V157H167ZM180 158H181V157H180ZM182 158H181V159H182ZM185 158H187V157H185ZM201 158H202V156H201ZM8 159L11 160V161L8 162ZM64 159H63V160H64ZM70 159H71V158H70ZM70 159H69V160H70ZM112 159H114V158H112ZM129 159L132 160V158H129ZM140 159H141V158H140ZM140 159H138V160H140ZM163 159H164V161H162ZM211 159H213V158H211ZM227 159H229V160H227ZM4 160L6 161V163H4ZM104 160H105V159H104ZM104 160H103V161H104ZM108 160H110V159H108ZM121 160H122V159H121ZM143 160H144V159H143ZM143 160H142V162H143ZM171 160H172V161H171ZM204 160H205V156H204ZM32 161H33V162L35 161V164L38 162V165L40 164L39 167L41 166L40 169H41L42 171H40V170L38 171V170L36 169L37 166L34 167L35 164H34V163H33V164L30 163V162H32ZM70 161H72V159H71ZM70 161H68L67 164L71 163ZM97 161H98V160H97ZM100 161H101V160H100ZM100 161H99V163H100ZM103 161H101V162H103ZM116 161H117V159H116ZM127 161H128V159H127ZM136 161H137V160H136ZM136 161L134 160V164H135ZM149 161H150V160H149ZM160 161H161V162H160ZM188 161H189V159H188ZM190 161H191V160H190ZM193 161H194V160H193ZM205 161H207V160H205ZM208 161H209V160H208ZM226 161H227V162H226ZM229 161H230L232 164H231ZM2 162H3L4 166L6 165V167L3 166ZM7 162H8V163H7ZM12 162H13V163H12ZM21 162H22V163H21ZM39 162H40V163H39ZM49 162L51 163V165H50ZM60 162H61V161H60ZM60 162H59V163H60ZM66 162H67V161H66ZM74 162H75V164H77V161H74ZM74 162H72V163H74ZM122 162H125V161H122ZM129 162H131V163H129ZM144 162H145V161H144ZM170 162H171L173 165H170V164H171ZM176 162L178 163L177 165H175ZM196 162H197V161H196ZM212 162H213V161H212ZM52 163H53V164H52ZM61 163H62V162H61ZM61 163L59 164V165L61 166V168H59V170H58L59 172L63 169ZM103 163H105V162H103ZM106 163H109V162H107V160H106ZM112 163H113V161H112ZM127 163H129V166H130L132 172H131V170H129L130 168H128V166H127V167H125V169L127 168V169H126V172H125L126 174H127V172L129 171V172H131V174L133 175V171H135V170H136V172L139 171V169H138V170L136 169V168H137V167H135L136 165L134 166V164H132V163H133L132 161H128ZM138 163H139V162H137V164H138ZM148 163H149V162H148ZM159 163H158V164H159ZM191 163H193V162H191ZM208 163H209V162H208ZM214 163H215V161H214ZM228 163H230L231 165H229ZM9 164H10V166H9ZM18 164H17V165H18ZM30 164L32 165V168L34 167L35 170H32V169L30 168ZM42 164H43V163H42ZM64 164H65V162H63V167H64ZM95 164H96V162H95ZM114 164H115V162H114ZM116 164H117V163H116ZM116 164H115V165H116ZM121 164H123V163H121ZM130 164H131V165H130ZM141 164H142V163H141ZM210 164H209V166H210ZM227 164H228V165H227ZM1 165H2V167H1ZM33 165H34V166H33ZM52 165H57V166L54 168V170H53V168H52V167H54V166H52ZM79 165H80V166H79ZM96 165H98V164H96ZM107 165H108V164H107ZM118 165H119V164H118ZM126 165H127V164H126ZM126 165H125V166H126ZM146 165H147V164H146ZM193 165H194V163H193ZM223 165H224V166H223ZM225 165H226L227 167L224 169ZM51 166H52V167H51ZM70 166H72V165H70ZM113 166H114V165H113ZM119 166H120V165H119ZM139 166H140V164H139ZM142 166H143V165H142ZM153 166H154V164H152V167H153ZM165 166H167V165H165ZM185 166H186V165H185ZM209 166H207V167H209ZM17 167H18V166H17ZM17 167H16V168H17ZM65 167H66V164H65ZM122 167H123V166H122ZM133 167H135V168L132 169ZM167 167H168V166H167ZM187 167H189V166H186V168H187ZM49 168H50V169H49ZM114 168H117V165H116ZM143 168H145V167H143ZM169 168H168V169H169ZM171 168H170V169H171ZM190 168H191V167H190ZM20 169H22V170H20ZM66 169H69V168H66ZM110 169H111V167H110ZM112 169H113V168H112ZM112 169H111V171H112ZM155 169H156V170H160V173H159V172L156 173V176L154 175V176H155V178H154V177H152V176H153V174H155V172H156V171H154ZM163 169H164V168H163ZM198 169H199V166H198ZM216 169H217V170H216ZM220 169H221V170H220ZM15 170H16V169H15ZM72 170H73V169H72ZM105 170H106V172H108L109 169H108V170L105 169ZM105 170L102 169V171H103L104 174H105ZM118 170H120V169L118 168ZM122 170H124V169L122 168ZM127 170H128V171H127ZM172 170H173V169H172ZM192 170H193V169H192ZM5 171H6V169H5ZM68 171H69V170H68ZM70 171H71V169H70ZM111 171H109V172L111 173ZM115 171H116V170H115ZM124 171H125V170H124ZM161 171H162V172H161ZM164 171H166V170L164 169ZM188 171H189V170H188ZM213 171H214V172H213ZM220 171H221L222 173H220ZM2 172H3V173H2ZM2 172H0L1 177H3V175L5 174V172H4L3 170H2ZM9 172H10V173H9ZM41 172H42V173H41ZM56 172H57V171H56ZM73 172H74V171H73ZM78 172H80V171H78ZM78 172H77V173H78ZM100 172H101V174H100ZM129 172H128V173H129ZM166 172H167V171H166ZM169 172H170V171H169ZM192 172H193V171H192ZM195 172H196V171H195ZM197 172H198V171H197ZM205 172H206V171H205ZM217 172H219L221 175L218 174ZM43 173H44V174H43ZM60 173H61V172H60ZM60 173H59V174H60ZM71 173H72V172H70V174H71ZM91 173H93V174H91ZM119 173H120V172H119ZM134 173H135V172H134ZM151 173H152V174H151ZM174 173H175V172H174ZM210 173H211V174H210ZM14 174H15V172H14ZM57 174H58V173H57ZM59 174H58V175H59ZM78 174L80 175V173H78ZM82 174H83L84 176H83ZM98 174H99V175H98ZM111 174H112V173H111ZM117 174H118V173H117ZM120 174H121V173H120ZM137 174L135 173L134 176L136 175V176L138 177ZM158 174H160V176H161L162 179L160 178V176L158 177ZM161 174H162V175H161ZM176 174H177V173H176ZM187 174H188V173H187ZM215 174H216V175H215ZM20 175H19V177H20ZM62 175H63V178H65V176H64V175H65L64 172L61 174L60 177H62ZM67 175H68V174H66V176H67ZM71 175H72V174H71ZM114 175H115V174H114ZM118 175H119V174H118ZM121 175H122V174H121ZM170 175H171V173H170ZM198 175H199V174H198ZM218 175H219V176H218ZM74 176H75V175H74ZM81 176H80V177H81ZM101 176H100V178H103V177H101ZM163 176H164V178H163ZM186 176H187V175H186ZM216 176H218V177H216ZM1 177H0V178H1ZM56 177H57V175H56ZM68 177H69V176H68ZM70 177L73 178V176H70ZM126 177H127V176H126ZM126 177H125V179H126ZM128 177H129V176H128ZM130 177H133V176H130ZM139 177H138V179H139ZM156 177H157V178H156ZM167 177H168V176H167ZM170 177H171V176H170ZM5 178H6L9 182H8L7 180H5ZM72 178H71V180H72ZM74 178H75V177H74ZM107 178H108V177H107ZM112 178H113V180L116 179V177L114 178V176H112ZM118 178H120V176H118ZM118 178H117V179H118ZM121 178H123V177H121ZM147 178H149L150 180L148 179V181H146ZM153 178H154L155 182L153 181ZM182 178H183V176H182ZM57 179L59 180V179H61V178H57ZM76 179L78 180V178H76ZM82 179H83V178H82ZM93 179H94V178H93ZM96 179H98V178L96 177ZM105 179H106V178H105ZM129 179H130V178H128V180H129ZM2 180H3V179H2ZM2 180L0 179L1 182H2ZM26 180H27V181H26ZM62 180L64 181V179H62ZM62 180H61V181H62ZM101 180H102V179H100V181H101ZM120 180H121V179H120ZM151 180H152V181H151ZM188 180H189V179H188ZM190 180H191V179H190ZM199 180H200V179H199ZM203 180H204V181H203ZM19 181H21L22 183L19 182ZM51 181H52V182H51ZM97 181H98V182H97ZM121 181H122V180H121ZM170 181H171V180H170ZM183 181H184V180H183ZM194 181H195V180H194ZM200 181H201V180H200ZM217 181H218V180H217ZM219 181H220V180H219ZM219 181H218V183H220ZM101 182H102V181H101ZM105 182H106V181H105ZM116 182H117V180H116ZM118 182H119V180H118ZM205 182H206V184H205ZM210 182H209L208 184H210ZM223 182L226 183V184H224ZM6 183H7V184H6ZM15 183H20L21 186L18 185V184H15ZM55 183H59V182L54 180V184H55ZM71 183H72V182H71ZM119 183H120V182H119ZM128 183L130 184V181H129ZM132 183H133V180H132ZM165 183H168V181H165ZM171 183H172V181H171ZM183 183H184V182H183ZM183 183H182V184H183ZM192 183H193V181H192ZM215 183H217V182H215ZM5 184H6L7 187H8L7 190H5V189L7 188ZM45 184H46V185H45ZM78 184H79V183H78ZM111 184H112V182H111ZM125 184H124V185H125ZM203 184H205L206 186L203 187V186H204ZM223 184H224V185H223ZM27 185H26V186H27ZM32 185H33L34 187H33ZM51 185H52V186H51V189H52V187H53V183H52ZM62 185H63V184H62ZM70 185H71V184H69V186H70ZM130 185H132V184H130ZM178 185H179V183H178ZM185 185H187L186 182H185ZM194 185H195V184H194ZM44 186H46V188H45ZM67 186H68V185H67ZM72 186H73V185H72ZM75 186H76V185H75ZM79 186H80V184H79ZM103 186H104V185H103ZM120 186H121V185H120ZM135 186H134V187H135ZM192 186H193V184H192ZM192 186H191V187H192ZM197 186H198V185H197ZM208 186H209V185H208ZM212 186H213V185H212ZM27 187H28V186H27ZM49 187H50V186H49ZM55 187H56V185L53 187V190H55V189H54ZM84 187H85V186H84ZM91 187H92V186H90V188H91ZM166 187H167V188H166ZM170 187H171V185H170ZM213 187H214V186H213ZM223 187H225V188L223 189ZM0 188H1V186H0ZM10 188L12 189L13 192H12L11 190H9ZM29 188H30V187H29ZM68 188H70V187H68ZM71 188H73V187H71ZM102 188H103V189H102ZM110 188H112V190H111ZM116 188H117V187H116ZM116 188L114 189V190H115V193H116V190H118L120 187H119L118 189H116ZM171 188H172V187H171ZM174 188H175V187H174ZM174 188H173V189H174ZM198 188H199V189H198ZM217 188H218V187H216V189H217ZM40 189H41V190H40ZM101 189H102V190H101ZM123 189H122V190H123ZM166 189L169 190V191H167ZM173 189H172V190H173ZM177 189H178V187H177ZM192 189H193V188H191V190H192ZM8 190H9V191H8ZM21 190H22V191H21ZM39 190H40V191H39ZM45 190H46V191H45ZM62 190H63V189H62ZM62 190H61V191H62ZM70 190H71V189H70ZM73 190H74V188H73ZM86 190H87V189H86ZM106 190H107V191H106ZM122 190H120V191H122ZM138 190L140 191V189H138ZM138 190H137V191H138ZM159 190L161 191V193H160ZM163 190H164V191H163ZM222 190H221V191H222ZM27 191H28V192H27ZM41 191H42V192H41ZM44 191H45V192H44ZM59 191H60V190H59ZM67 191H68V190H67ZM67 191H66V192H67ZM75 191H76V190H75ZM80 191H81V188H80ZM162 191H163V192H162ZM166 191H167L168 193L171 192L172 194H173V193H174V194H173V195H171L170 193L168 194ZM177 191H179V190H177ZM205 191H206V192H205ZM210 191H211V190H210ZM218 191H219V190H218ZM8 192H9V194H10V192L12 193V195L10 194V195H11L10 197H9ZM46 192H47V193H46ZM53 192H54V191H53ZM53 192H52V193H53ZM62 192L65 193V191H62ZM76 192H77V191H76ZM105 192H103L102 195H103ZM118 192H119V191H118ZM200 192L203 193V194H200ZM38 193H39V194H38ZM41 193H42V194H41ZM44 193H45V194H44ZM54 193H56V191H55ZM58 193H59V192H57V194H58ZM71 193H72V192H71ZM78 193H80V192L78 191L77 194H75V193L73 194V193H72L71 195H78ZM86 193H87V191H86ZM89 193H90V191H89ZM94 193H93V194H94ZM112 193H114V192H112ZM137 193H138V192H137ZM205 193H206L207 195H205ZM219 193H217V194H219ZM221 193H223V195H221ZM46 194H49V195H46ZM134 194H135V197H132V196H134ZM187 194H186V195H187ZM71 195H70V196H71ZM95 195H94V196H95ZM115 195H116V194H113V196H115ZM120 195L122 196L121 199H119V198H120ZM123 195H124V197H123ZM137 195H138V196H137ZM153 195H151V196H153ZM168 195H169V196H168ZM170 195H171V196H170ZM0 196H4V195L1 194ZM5 196H4V197H5ZM19 196H20V197H19ZM38 196H41L40 198L43 199V200H46V199H47L46 201H48V202H50V200H51L50 198H54V201H52L53 203L51 202V203L47 204V202H46V204H47V206H48V205H51L50 207H48L49 210H50V208H52V210H53V208L55 209V207H52V205L54 206V204H55V206H56V211H57V209H59V212H58V213L55 212V214H57V215L60 214V217H61V218H58V216H55V215L53 214L54 211H53V213L51 214V213L47 210L45 203H43V205L41 204V201H42V202H44V201H43V200L38 201V200H39V199H38V198H39ZM43 196H45L46 198H44ZM47 196H49V198H47ZM57 196H58V195H57ZM65 196H66V195H65ZM67 196H68V195H67ZM78 196L81 197V196H83V195H80V194H79ZM127 196H128V197H127ZM172 196H174V197L172 198ZM202 196H203V197H202ZM205 196H206V197H205ZM219 196H220V197H219ZM18 197H19V199H18ZM86 197H87V196H86ZM72 198H74L75 201H76V200L78 201V202H73L74 204H75V203L80 204V203H79V200H81V204L85 202V201L82 202V198H81V199L79 198V200L77 199V197H74V196H73ZM90 198H91V197H90ZM97 198H96V199H97ZM102 198H103V197H102ZM111 198H113L114 201H113V199H111ZM139 198H140V199H139ZM0 199H1V197H0ZM5 199H6V198H5ZM31 199H30V200H31ZM48 199H50V200H48ZM64 199H65V198H64ZM70 199H71V198H70ZM74 199H72V200H74ZM84 199H85V198H84ZM99 199H98V200H99ZM141 199H142V200H141ZM156 199H157V200H156ZM168 199H169V202H170L171 205H172V203H174V205L177 203V204L175 205V207H177L178 210H175L176 208H174V206L172 207L171 205H170V206L172 207V209H173L174 211H173L172 209H170L171 207H170V208L168 207L169 210L167 209V206L169 205V203H168ZM170 199H171L172 201H171ZM211 199H214V198L212 197ZM217 199H215V200H217ZM52 200H53V199H52ZM72 200H71V201H72ZM121 200H122V201H121ZM196 200H197V199H195V201H196ZM14 201H15V200H13V203H14ZM31 201H32V200H31ZM120 201H121V202H120ZM144 201L146 202V204L144 203ZM150 201H152L154 204H153L152 202L150 203ZM154 201H156V202H154ZM188 201H189V202H188ZM204 201H205V202H204ZM217 201H218V200H217ZM65 202H66L65 204H67V201H66V200H65ZM171 202H172V203H171ZM203 202H204V205H206V206L201 205L200 207L203 206V207L206 209V211H203V210H202L203 207L200 208V209H199V207H197L198 205L202 204ZM219 202H220V201H219ZM219 202H217V203H219ZM69 203H70V201H69ZM124 203H125V204H124ZM155 203H157V204H155ZM188 203H189V204H190V203L192 204L191 207H193V205H194V209H197V208H198V210H194V209L192 208L194 212H191L192 209H190L191 207H190V208L188 207V205H187ZM223 203H224L227 207H225ZM5 204H6V203H5ZM23 204H24V205H23ZM26 204L28 205V201H27ZM71 204H72V202H71ZM94 204H95V203H94ZM110 204H111V205H110ZM119 204H118V205H119ZM126 204H127V205H126ZM152 204H153L154 206H152ZM166 204H167V205H166ZM209 204H210V203H209ZM214 204H215V203H214ZM214 204H213V205H214ZM222 204H223V205H222ZM1 205H0V206H1ZM20 205H21V207H20ZM44 205H45V206H44ZM108 205H109L110 207H108V210L105 211L106 206H108ZM124 205H126L127 207L124 206ZM128 205H129L130 207H129ZM177 205H178V206H177ZM180 205H182V206H180ZM186 205H187V206H186ZM215 205H216V204H215ZM219 205H220V203H219ZM9 206H10V207H9ZM25 206H26L27 208H24ZM66 206H68V205H66ZM90 206H91V205H90ZM92 206H93V205H92ZM96 206H97V205H96ZM195 206H196V207H195ZM44 207H45V208H44ZM80 207H81V206H80ZM82 207H83V206H82ZM85 207H86V206H85ZM94 207H95V206H94ZM98 207H99V206H97V209H96V210H95V208H94L93 211H94V212L96 211L95 213L92 211V213H94L93 215H95V214H97V215L100 214L99 211H101L102 208H98ZM111 207H114V209H112ZM118 207H119V208H118ZM122 207H123L125 210L127 209L129 212L132 211V213L130 214V216H129V214H127V213H128L127 210L125 211V212H127L126 214L129 216V218H128V219H129L128 222H127L126 220H125L126 222L123 221V220H124V217L126 216V214H124V213L122 214V213H121V209H122ZM222 207H221V208H222ZM90 208H91V207H90ZM109 208L112 210L111 213L109 212V210H110ZM115 208H118V209H120V210L117 209V211H115ZM218 208H219V207H217V209H218ZM221 208H220V209H221ZM224 208H223L222 210H224ZM65 209H67V211H66ZM71 209H70V210H71ZM98 209H99V211H98ZM124 209H122V210H124ZM182 209H183V210H182ZM8 210H9V211H8ZM52 210H51V211H52ZM60 210H61V211H60ZM113 210H114L115 212H119V213H115V212L113 213ZM171 210H172V211H171ZM181 210H182V211H181ZM190 210H191V211H190ZM200 210H202V211H200ZM213 210H214V208H213ZM213 210H212V211H213ZM230 210H231V211H230ZM65 211H66V212H65ZM74 211H76V209H74V210L71 211V212H72L73 214H75V213L77 214V211H76L75 213H74ZM104 211H105V212H104ZM189 211H190V212H189ZM195 211H196V213H195ZM208 211H209V212H208ZM225 211H226V210H224V213H225ZM60 212H61V213H62V212H63V213H66L65 216L63 217V214H62V216H61V213H60ZM90 212H91V211H90ZM108 212H109V213H108ZM123 212H124V211H123ZM197 212H198V213H197ZM215 212H216V211H215ZM226 212H227V211H226ZM0 213H1V212H0ZM3 213H2V216L7 215V213H6V214H5V213L3 214ZM72 213H71V215H72ZM84 213H85V212H84ZM213 213H214V212H213ZM216 213H217V212H216ZM221 213H222V212H221ZM69 214H70V212H69ZM200 214H201L202 216H200ZM208 214H209V215H208ZM225 214H226V213H225ZM229 214H228V216H229ZM101 215H103V214H101ZM101 215H99L100 218H101ZM123 215H124V216H123ZM198 215H199L200 217H199ZM226 215H227V214H226ZM99 216H98V217H99ZM109 216H110V217H109ZM215 216H216V215H215ZM220 216H221V215H220ZM81 217H82V216H81ZM83 217H84V216H83ZM98 217H97V218H98ZM115 217H114L113 219H115ZM211 217H212V216H211ZM4 218H5V217H3V218H1V219H4ZM91 218H96V216H94V217L91 216ZM193 218H194V217H193ZM201 218H202V219H201ZM233 218H234V220H232ZM8 219H10V218H8ZM11 219H12V218H11ZM80 219H81V218H80ZM88 219H89V218H88ZM88 219H87V220H88ZM207 219H209V218H207ZM207 219H206V218L204 219V220H206V223H207ZM211 219H212V218H211ZM225 219H226V218H225ZM13 220H14V219H13ZM84 220H85V219H84ZM204 220L202 221V223L205 222ZM214 220H215V218H214ZM218 220H219V219H218ZM230 220H231L233 223H235V222H239V223H240V228H239V225L236 226L237 223H236V224H233L232 222H230ZM101 221H100V222H101ZM211 221H212V220H211ZM215 221H216V220H215ZM247 221H248V222H247ZM3 222H4V223H3ZM12 222H14V221H12ZM79 222H80V224H81V220L78 221V223H79ZM100 222H99V223H100ZM196 222H197V221H196ZM208 222H210V220H208ZM220 222H221V221H220ZM222 222H223V221H222ZM222 222H221V223H222ZM249 222H251L252 224H249ZM16 223H15V226H16ZM99 223H98V224H99ZM113 223H114V225H116V226H117V225H120V226L122 225L123 227H120V228H121V231H120V229H119L118 226L115 227L114 225H111V224H113ZM130 223H131V225H130ZM200 223H201V221H200ZM214 223H215V222H214ZM221 223H220V224H221ZM230 223H231L232 226L230 225ZM11 224H12V223L10 222V220H4V221L2 220V223H1L0 228L3 227V228H1V229H3V231H2L1 229H0V230H1L2 232H4V230H5L4 228H7L8 230H10V228H8V227H9ZM19 224H18V225H19ZM22 224H23V225H22ZM76 224H77V223H76ZM76 224H75V226L80 225V224H77V225H76ZM100 224H101V223H100ZM241 224H242V225H241ZM247 224H248L249 228H248ZM8 225H9V226H8ZM18 225H17V226H18ZM103 225H106V224L103 222V224H102L101 226H103ZM198 225H199V224H198ZM204 225H205V224H204ZM245 225L247 226L248 229L245 228ZM250 225L254 228V230H252L253 228H252ZM13 226H14V225H13ZM15 226H14V227H15ZM21 226L18 227V228H19V229L22 228ZM101 226L98 225V227H101ZM208 226H209V225H208ZM219 226H220V225H219ZM233 226H234V227H233ZM235 226H236V227H235ZM242 226H244V228H243ZM14 227H13V228H14ZM201 227H202V226H201ZM228 227H229V228L231 227V228L228 229ZM232 227H233V228H232ZM13 228L11 227V232L9 231L10 233L7 231V234H10V237H11V233H12V229H13ZM16 228H17V227H16ZM18 228L16 229V231L13 229V230H14V233L17 232ZM103 228H102V229H103ZM250 228H251V229H250ZM22 229H23V228H22ZM24 229H25V228H24ZM115 229H118V230L120 231V236H119V231L117 232V231H115ZM207 229H208V227H207ZM239 229H240V230H239ZM241 229H242V230H241ZM249 229H250V230H249ZM63 230L66 231V232H64ZM71 230H72V233H71ZM96 230H97V233L95 232ZM113 230H114L115 232H114ZM134 230H135V231H134ZM245 230H246L247 232H248V230H249V232H251V230H252L251 233L248 232V233L251 234V235H249V234L247 235V233H246ZM1 231H0V233H1ZM5 231H6V230H5ZM20 231H22V230H20ZM43 231L45 232V234L42 233ZM203 231H204V230H203ZM203 231H202V232H203ZM214 231H215L216 233H218V234H216ZM224 231H225L227 234L224 233ZM244 231H245V232H244ZM18 232H19V230H18ZM27 232H28V231H27ZM32 232H33V231H32ZM32 232H31V233H32ZM34 232H35V231H34ZM80 232H81V233H80ZM85 232H86V233H85ZM105 232H107L108 234H113V236L111 235V236L114 238V239L112 240V243L109 241L110 238H107L108 236L105 237V236L107 235ZM195 232L197 233V235H199V236H197V239H196V233H195ZM253 232H254V233H253ZM20 233H21V232H20ZM35 233H36V232H35ZM64 233H65V234H66V233H67V234L70 233L71 235H69V236H68V235L64 236V235H65ZM104 233H105V234H104ZM140 233H141V232H140ZM147 233H148V234H147ZM18 234H19V233H18ZM27 234H28V233H27ZM37 234H38V232H37ZM46 234H47V235H46ZM63 234H64V235H63ZM72 234H73V235H72ZM80 234H82V235H81L82 237H80ZM114 234L116 235L115 237H114ZM131 234H132V233H131ZM131 234H130V235H131ZM213 234L216 235L217 237H218L219 235H222L223 238H224L225 236H227L226 238H227L228 240H230V241H228L227 239L224 240L222 237L220 238V236H219L218 239L221 240V241L224 240V241H225L226 243H228V244H229V242H230V244L228 245V247H230V248L226 247L227 245L225 246V242H224V246L226 247V250H227V248H228L227 251H229V252L232 251V252H230V254H226V255L223 254V251H224V249H225V248H222V245H223L222 242H223V241H222V242H219V243H222V244H214V243H216L215 240L217 239V237L214 236ZM223 234H224V235H223ZM0 235H1V234H0ZM4 235H5V236H4ZM13 235H14V234H12V236H13ZM15 235H17V233H15ZM29 235H30V234H29ZM32 235H33V233H32ZM143 235H144V234H143ZM3 236L5 237V240H6L7 237H9V236H6V232H4ZM18 236H19V235H18ZM22 236H23V233H22ZM22 236H21V237H22ZM33 236H34V235H33ZM42 236H41V237H42ZM83 236H84V237H83ZM132 236H133V234H132ZM210 236H211V237L213 236V237L211 238ZM14 237H15V236H14ZM64 237H65V238H64ZM75 237H76V240H75ZM121 237H122V239H121ZM145 237H146V236H145ZM214 237H216V238H214ZM247 237L250 238V239H247ZM251 237H253V238H251ZM0 238H1L0 240H4V238H2V237H0ZM16 238H17V237H16ZM146 238H147V237H146ZM151 238H152L153 240H152ZM210 238H211V239H210ZM7 239H8V238H7ZM11 239H13V237H12ZM14 239H15V238H14ZM20 239H21V238H20ZM34 239H35V238H34ZM107 239H108V242L110 243V245L107 244V241H106ZM206 239H209V241H211V243L214 242V243L212 244V246L207 245V243H208V244H211V243H209V241L207 242ZM213 239H214V241H213ZM246 239L248 240V243H249V242L252 243L253 240H255V241H254L255 243H259V245L262 244V245L259 246L260 249H261V246L263 247V248L261 249L262 252L260 251V252L263 254V255H262V257H263L262 260H261V259H260V260L258 259V258H260V256H261V253H260V252H256L258 258H256L257 256L254 257V255H256V254L254 253V251H257V250L259 251V249L257 248L256 250L254 249L253 251H252V250L250 251V250H249L248 243L246 242L247 246H246V244H245V240H246ZM251 239H252V240H251ZM5 240H4V243L6 244V246L4 245L3 241H2V243L0 244L2 247L5 246V248H2V247L0 248V252H1L2 250H3V251L5 250L2 254L6 253L7 243L5 242ZM125 240H126V239H125ZM125 240H124V241H125ZM129 240H130V238H129ZM129 240H128V241H129ZM226 240H227L228 242H227ZM6 241H7V240H6ZM8 241H9V240H8ZM22 241H23V240H22ZM24 241H25V240H24ZM128 241H125V242L127 243ZM197 241H199L200 243H201V241L204 242V243H206V242H207V243H206V245H203V244H199ZM217 241H218V240H217ZM9 242H11V240H10ZM32 242H33V241H32ZM44 242H45V241H44ZM72 242H69V244L71 243V244H70V245H71V248L68 247L69 250L71 249L70 251H71V253L73 254V255H70L72 258H73V256H74V258H77V257H75V255H76L77 252H75V251H77L76 249H78V248H80V249L82 250V252H83V254H81L82 252L80 253V255H83V256H81V257L84 258V257H86L85 255H88V256H89V254L86 253V252H85L86 254L84 255V251H86V250H85V248L82 249V247H80V246H83V244H82L83 242H82L81 244L78 243V245L75 243L77 246H79L78 248H77V246L73 245ZM86 242H85V244H84V247H85V245H86ZM125 242H123V243H125ZM25 243H26V242H25ZM67 243H68V242H67ZM131 243H132V242H131ZM8 244L11 245L10 243H8ZM12 244H13V243H12ZM46 244H47V242H46ZM79 244H80V245H79ZM128 244H129V242H128ZM142 244H143V243H142ZM243 244L246 246V248H245V246L243 247ZM249 244H250V243H249ZM29 245H30V244H29ZM31 245H32V243H31ZM214 245H218V246L221 245V247L219 248L218 246L216 247V246H214ZM51 246H50V247H51ZM73 246H75V248H74ZM107 246H109L108 249H107ZM129 246H127V247L129 248ZM72 247L74 248V250H73L74 252L72 251ZM90 247H91V248H90ZM127 247H125V248H127ZM20 248H21V247H20ZM88 248H87V249H88ZM114 248L116 249V245H115ZM125 248H124V249H125ZM131 248H129V249H131ZM206 248H208V249L206 250ZM24 249H26V248H24ZM49 249H50V248H49ZM68 249H67V251H69ZM89 249L87 250V252H90V251H91V250L89 251ZM115 249H114V251L117 250V249H116V250H115ZM229 249H230V250H229ZM242 249H243V250L245 249L244 251L247 250V253H246V254L244 253V255H243L242 252H244V251H242ZM20 250H21V249H20ZM81 250H78V251L80 252ZM140 250H139L138 252H136V251H135V252L138 254V253L140 252ZM142 250H141V251H142ZM7 251H8V249H7ZM117 251H118V250H117ZM123 251H124V250H123ZM126 251H128V249H127ZM129 251H130V250H129ZM248 251H249V252H248ZM23 252H24V251H23ZM62 252H63V251H62ZM65 252H66V251H65ZM65 252H64L63 254H64L65 257H66V253H65ZM135 252H134V253H135ZM200 252H202V250H201ZM250 252H251V253L253 252L252 256H251V253H250ZM69 253H70V252H69ZM71 253H70V254H71ZM74 253H75V255H74ZM116 253H117V252H116ZM123 253H124V252H123ZM129 253H130V252H129ZM141 253H142V252H141ZM141 253H139V254L141 255L140 258H144V257L142 256L143 254H141ZM196 253H197V252H196ZM224 253H228V252H224ZM249 253H250V254H249ZM258 253L260 254V256H259ZM0 254H1V253H0ZM32 254H33V253H32ZM77 254H78V253H77ZM117 254H118V253H117ZM119 254L122 255V252H120ZM119 254H118V256H120ZM132 254H133V252H132ZM139 254H138V255H139ZM182 254H183V256H182ZM247 254H248V255H247ZM51 255H54V254H51ZM55 255H57V254H55ZM93 255H94V256H93ZM133 255H134V254H133ZM180 255H181V256H180ZM198 255L200 256V254H197V256H198ZM227 255H229V256L227 257ZM249 255H250V256H249ZM1 256H2V255H0V257H1ZM6 256H7V255H6ZM33 256H35V255H32V257H33ZM49 256H50V255H49ZM70 256H69V254L67 255V257H70ZM88 256H87V259L90 257V256H89V257H88ZM113 256H114V257H113ZM118 256H117V257H118ZM130 256H131V255H130ZM135 256H136V255H135ZM199 256H198V257H199ZM245 256H246V257L249 256V257H247V258H250V257H251V258H250V259H247ZM3 257H4V256H3ZM19 257H20V256H19ZM36 257H37V256H36ZM55 257H56V256H55ZM55 257H54V258H55ZM67 257H66V258H67ZM94 257H95V258H94ZM96 257H97V259H96ZM101 257H102V258H101ZM117 257H116V260H120L121 257H119V258H117ZM123 257H124V256H123ZM191 257H192V256H191ZM201 257H199L200 260H201V261H199L200 263L198 262V263H196V264H202V262H203L204 260H203ZM230 257H232V258H231V261H230ZM233 257H235V258H233ZM236 257H237V258H236ZM4 258H5V257H4ZM10 258H11V257H10ZM20 258H21V257H20ZM59 258H60V257H59ZM72 258H71V260H72ZM83 258H80L79 260L77 259L76 264H77V263H80V262H78V261H82ZM92 258L90 257L89 262L92 261V260H91ZM98 258H99V259H98ZM110 258H111V259H110ZM138 258H139V257H138ZM148 258H149V259H148ZM192 258H193V257H192ZM238 258H239L240 260H239ZM245 258H246V259H245ZM2 259H3V258H2ZM8 259H9V258H8ZM48 259H49V258H48ZM147 259H148V261H147ZM185 259H184V260H185ZM225 259H226V263H224V262H225ZM233 259H234V260H233ZM235 259H236V260H235ZM0 260H1V258H0ZM27 260H28V259H27ZM43 260H44V259H43ZM46 260H47V258H46ZM46 260H45V261H46ZM122 260H123V259H122ZM129 260H130V259H129ZM181 260L179 259L178 261H181ZM184 260H183V263H185ZM219 260H220V261H219ZM223 260H224V261H223ZM41 261H42V260H41ZM47 261H48V260H47ZM68 261H69V260H68ZM83 261H84V262H87V260H83ZM217 261H219V263H217ZM221 261H223V262H221ZM238 261H242V262H238ZM256 261H255V262H256ZM258 261H259V262H258ZM1 262H2V261H1ZM63 262H64V261H63ZM73 262H74V261H72V263H73ZM120 262H122V261H120ZM232 262H234V263H232ZM43 263H44V262H43ZM97 263H98V262H97ZM101 263H102V261H101ZM103 263H105V262H103ZM112 263H113V262H112ZM118 263H119V262H118ZM178 263H179V262H177L176 264H178ZM194 263H195V262H194ZM194 263H193V264H194ZM0 264H2V263H0ZM20 264H21V263H20ZM32 264H33V263H32ZM34 264H35V263H34ZM98 264H99V263H98ZM105 264H106V263H105ZM133 264H134V263H133ZM153 264H155V263H153ZM179 264H182V261H181ZM203 264H204V262H203ZM252 264H255L254 261L252 262Z\"/></svg>","mask_w":264,"mask_h":264}]
</instances>
